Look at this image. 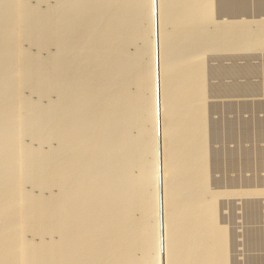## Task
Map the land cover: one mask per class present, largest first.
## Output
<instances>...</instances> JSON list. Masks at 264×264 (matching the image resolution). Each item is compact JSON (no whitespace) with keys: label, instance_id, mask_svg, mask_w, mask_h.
Returning <instances> with one entry per match:
<instances>
[{"label":"rangeland","instance_id":"374dc122","mask_svg":"<svg viewBox=\"0 0 264 264\" xmlns=\"http://www.w3.org/2000/svg\"><path fill=\"white\" fill-rule=\"evenodd\" d=\"M0 90H2V92L4 91V93H1V96H0V99L2 98V100H0V111L1 113L4 115V117L2 118L1 120V115L0 116V130H4V135H5V138L4 139V142H3V138H4V135H3V138H2V143H0V150H1V154H0V175L1 177H4V179L0 177L1 181H2V184H6L3 186V191L0 195V202L2 207L6 206L4 209L1 208V205H0V208L2 210L3 213H1L0 211V228L1 227H4V228H1L0 229V235H1V240H0V245L2 246L3 244L6 245V252H8L10 255H8V253L4 256L6 257L7 259V264H11V263H14L16 264V262L18 264H21L24 261H26L25 263H22V264H58V262H61V264H65L63 262L67 261V263L71 262L70 260L74 257V260L77 259V258H80L81 256V253L78 254L76 252H74L76 255H79V256H76L75 254H72L73 252H67L66 253V249L68 248V245H69V240H72L74 237H75V232L73 233V229L76 228H79L80 226L82 225H103L105 224V221L107 222V224H110L111 227H114L111 229V231H99L100 233L97 232H94L92 233L94 236H91L92 234H90L89 236L83 238V242L82 245L83 246H87L88 249H86V252L85 253H88V254H85V257L87 256L90 257L88 259L91 260V264H96L100 263V261H103V263H111V264H120V262L123 263H126L125 261L127 260L129 262V260L131 259V262H127V264H131L132 261L133 263L132 264H138L139 260H140V264H147L148 262L145 261V258L147 256H149L148 254H150L149 257L146 258V260L150 259L149 260V263L150 264L151 262H153L154 264H179L178 262L180 261L179 259H181V257H174V258H171L169 259L170 261H172L170 263L169 260L165 259L162 257L163 255V252L164 250H168V248H172L174 246L168 244L167 246H171V247H165L164 245H166V241L168 242V239L173 237L174 234H177L179 232L178 228L180 229L181 227L179 225L182 226L180 232L181 234L184 232L186 233V231H189L188 233H186V235L184 236L180 233H178L180 236H181V239H186L184 240L183 242H181L182 240H180L179 242H177V244H173L175 245V248L176 249H180L182 251L186 250V249H189V244L192 248H190L191 250L193 248H197L196 245H198V248L201 249V253L205 252L204 254L200 255L199 252L200 250L198 249H193V254H191V256L187 259L189 263H187L185 261V264H194L196 262V260L198 261H202L203 257H205L203 259L204 262H202L203 264H208L209 262H212V264H216L218 261V259H216L218 256H214V255H217L216 253H219V257H222L218 263H221V264H264V0H184L181 1V0H160V3L164 4L162 5L160 8L161 10L160 11H163L162 14H160L161 12L159 11V7L153 6L154 9H156V11L152 8V5H153V0H0ZM79 1V2H78ZM85 1V2H84ZM95 1H96V5H95ZM105 1V2H103ZM119 1V2H118ZM171 1V2H170ZM176 1V2H175ZM188 1V2H187ZM15 2V3H14ZM17 2V3H16ZM21 2V3H20ZM44 2V4H43ZM60 2V4H59ZM76 2V3H75ZM90 4H87L89 3ZM114 2V3H113ZM140 2V3H139ZM170 3V6H169V3ZM178 2V3H177ZM200 2V3H199ZM2 3V4H1ZM7 3V4H6ZM19 3V4H18ZM30 3V4H29ZM47 3V4H46ZM66 3V4H65ZM82 3V4H81ZM84 3V4H83ZM92 3V4H91ZM100 3V4H99ZM107 3V4H106ZM110 3V4H109ZM131 3V4H130ZM136 3V4H135ZM139 3V4H138ZM181 3V5H180ZM9 4V5H8ZM16 4V6L14 5ZM20 4H21V7L23 6L22 4H24V8L23 11L22 9L20 10ZM76 4V6H75ZM117 5L114 6V5ZM122 4V5H121ZM141 4V5H140ZM167 4V5H166ZM179 4V6H178ZM188 4V5H187ZM6 5V7H5ZM10 5H13L14 7H10ZM18 5V6H17ZM32 5V6H31ZM43 5V6H42ZM72 5L74 7H72ZM81 5V6H80ZM83 5V6H82ZM95 5V6H94ZM133 5V6H132ZM138 5V6H137ZM146 5V6H145ZM161 5V4H160ZM34 6V7H33ZM46 6V7H45ZM57 8H55V7ZM127 6V7H126ZM140 6V7H139ZM142 6V7H141ZM149 6V7H148ZM165 6V7H163ZM193 6V7H192ZM17 7V8H16ZM19 7V8H18ZM27 7V9L25 8ZM38 7V8H37ZM65 7V8H64ZM77 10H75L76 8ZM84 9H83V8ZM98 7V8H97ZM103 7V8H102ZM147 7V8H146ZM171 7V8H170ZM176 7V8H174ZM6 8V9H4ZM16 8V9H15ZM50 8V10L48 9ZM60 8V9H59ZM114 8V9H113ZM133 8V9H132ZM140 8V10H139ZM170 8V9H169ZM174 8V9H173ZM178 8V10H177ZM4 9V10H3ZM15 11H14V10ZM29 9V10H28ZM38 9V11H37ZM48 9V10H47ZM94 9V10H93ZM103 9V10H102ZM125 9V10H123ZM144 9V10H143ZM3 10V12H2ZM10 10V11H9ZM13 12H12V11ZM56 10V11H55ZM59 10V11H58ZM61 10V11H60ZM75 10V11H74ZM127 10V11H126ZM154 10V11H153ZM158 10V11H157ZM174 10V11H173ZM17 11V12H16ZM22 11V12H20ZM31 11V12H29ZM78 11V13H77ZM82 11V12H81ZM107 14H105L106 12ZM113 13H111V12ZM169 11V12H168ZM7 12V14H5ZM14 12L15 13H19V14H15L14 15ZM25 12V13H24ZM44 12V13H43ZM57 12V13H56ZM73 12V13H72ZM76 12V13H75ZM101 12V13H100ZM105 12V13H104ZM140 12V13H139ZM145 12V13H144ZM147 12V13H146ZM151 12V13H150ZM157 14H156V13ZM160 12V13H159ZM189 12V13H188ZM208 12V13H207ZM13 13V14H12ZM29 13V14H28ZM42 13V14H41ZM51 13V14H50ZM53 13V14H52ZM56 13V14H55ZM59 13V15H58ZM63 13V14H62ZM72 13V14H71ZM82 13V14H81ZM93 13V14H92ZM137 13V14H136ZM165 13V14H164ZM171 13V14H169ZM177 13V14H176ZM185 13V14H184ZM10 16H9V15ZM22 14V15H20ZM50 14V15H49ZM100 14V15H98ZM105 14V15H104ZM115 14V15H114ZM128 14V15H127ZM156 14V15H155ZM168 14V15H167ZM182 14V15H181ZM32 16V18L29 19L30 16ZM63 15V16H62ZM72 15V16H71ZM103 15V16H102ZM152 15H155L156 17L152 16ZM158 15V16H157ZM161 15V16H160ZM176 15V17H175ZM12 16V17H11ZM20 16V17H19ZM28 16V17H26ZM36 16V17H35ZM48 16V17H47ZM78 16V17H77ZM106 16V17H105ZM112 16V17H111ZM149 16V17H148ZM161 18H160V17ZM166 16V17H165ZM175 17L174 19L171 18V17ZM188 16V17H186ZM9 17V18H8ZM19 19H18V18ZM42 17V18H41ZM50 17V18H49ZM53 17V18H52ZM101 17L105 18L102 19ZM134 17V18H133ZM152 17V18H151ZM164 17V18H162ZM185 17V18H184ZM7 18V19H6ZM38 18V19H37ZM64 18V19H63ZM78 19V20H75V19ZM141 20H140V19ZM159 18V19H158ZM168 18V19H167ZM171 18V19H170ZM189 18V20H188ZM17 19V20H15ZM33 19V20H32ZM44 19V20H43ZM46 19V20H45ZM52 19V20H51ZM56 19V20H55ZM72 19V20H71ZM81 19V20H80ZM109 19V21H108ZM123 19V20H122ZM130 21H129V20ZM173 19V20H172ZM177 19H178V22H177ZM183 19H184V22H183ZM3 20V21H2ZM24 20V21H23ZM32 20V22H31ZM37 22H36V21ZM43 22H42V21ZM51 20V22L49 21ZM74 20V21H73ZM101 20V21H100ZM104 20V21H103ZM137 20V21H136ZM147 20V21H146ZM154 20V21H153ZM160 22H158V21ZM170 20H172L170 22ZM181 20V21H179ZM204 20V21H203ZM14 21V22H13ZM17 21V22H16ZM48 23H47V22ZM57 21V22H56ZM95 21V22H94ZM98 21V22H97ZM141 21V23H140ZM167 21V22H165ZM176 21L175 23V28H174V22ZM186 21V23H185ZM214 21V22H213ZM243 23H242V22ZM6 25L4 24V23ZM24 22V24H23ZM37 24H36V23ZM45 22V23H44ZM64 22V23H63ZM75 22V23H74ZM77 22V23H76ZM106 22V23H105ZM113 22V23H112ZM149 22V24L147 23ZM150 22L151 25H154V22H155V25L154 26H151L152 28H149L150 26ZM173 22V23H172ZM182 23V26L183 28H181V26H179L178 23ZM188 22V23H187ZM259 22V23H258ZM11 23H14L12 25H10ZM17 25H16V24ZM20 25H19V24ZM50 25L48 26L47 24ZM82 23V24H81ZM103 23V24H101ZM131 23V25H130ZM158 23V24H157ZM180 23V25H181ZM198 23V24H197ZM208 23V24H207ZM215 23V24H214ZM220 23V25H219ZM224 23V24H223ZM233 23V24H232ZM247 23L248 26H247ZM255 23V24H254ZM79 24V25H78ZM101 24V25H100ZM127 24V25H126ZM138 24V25H137ZM147 24V25H146ZM159 24H161V28L159 26ZM186 24V25H185ZM191 24V25H190ZM240 24V25H239ZM243 24V25H241ZM16 25V27H15ZM31 27H30V26ZM47 25V26H46ZM57 25V26H56ZM65 25V27H64ZM67 25V26H66ZM74 25V26H72ZM84 25V26H83ZM97 25V26H96ZM134 25V26H133ZM166 25V26H165ZM171 25V26H170ZM188 25V26H187ZM191 27H190V26ZM222 25V26H221ZM233 25V26H232ZM235 25V26H234ZM6 26V29L4 28ZM14 26V28H13ZM22 26V28H21ZM28 26V27H27ZM36 26V27H35ZM93 26V27H92ZM95 26V27H94ZM103 26V27H102ZM108 26L107 30H106V27ZM141 26V27H140ZM144 26V27H143ZM169 26V27H168ZM187 26V27H186ZM195 26V27H194ZM240 28H238V27ZM3 27V28H2ZM26 27V28H25ZM55 27V28H54ZM80 27V28H79ZM100 27V28H99ZM165 27V28H164ZM168 27V28H167ZM206 27V28H205ZM221 27V28H219ZM233 27V28H232ZM260 27V28H259ZM13 28V29H12ZM17 28V29H16ZM48 28V29H47ZM50 28V29H49ZM67 28V29H66ZM72 28V29H71ZM99 28V29H97ZM158 28V29H156ZM160 28V30H159ZM173 28V29H172ZM186 28V29H185ZM203 28V29H202ZM212 28V29H210ZM22 29V30H21ZM26 29V31H25ZM33 29V30H32ZM53 29V30H52ZM56 29V30H55ZM91 29V30H90ZM94 29V30H93ZM112 29V30H111ZM135 31H133V30ZM152 29H154L152 31ZM173 31H172V30ZM176 29V30H175ZM183 29V30H182ZM189 29V30H188ZM207 29V30H206ZM237 29V30H236ZM255 29V30H254ZM5 30V31H3ZM15 30V31H14ZM20 30V31H19ZM50 30H51V33H50ZM60 30V31H59ZM99 30V31H98ZM101 30V31H100ZM106 30V31H105ZM117 30V31H116ZM144 30V31H143ZM172 32H171V31ZM188 30V32H187ZM194 30V31H193ZM200 30V31H198ZM205 30V33H203ZM213 32H212V31ZM236 30V31H235ZM240 30V31H239ZM253 30H254V33H253ZM257 30V31H256ZM22 31V33H21ZM56 31V32H54ZM141 31V32H140ZM151 31V32H150ZM162 34L165 36H161L159 38H162V39H159L157 38L158 35L157 32L159 33V36L161 35V32ZM167 31V32H166ZM169 31V32H168ZM180 31V33H179ZM186 31V32H185ZM192 31V32H191ZM197 31V32H196ZM230 31V32H229ZM235 31V32H234ZM10 32V34H9ZM17 32V34L15 33ZM34 32V33H33ZM65 32V33H64ZM94 32V33H93ZM100 32V33H99ZM108 32V33H107ZM118 32V33H117ZM144 34H143V33ZM156 32V33H155ZM177 34H176V33ZM183 32V33H182ZM221 32V33H220ZM234 32V33H233ZM237 32V34H236ZM7 33V34H6ZM12 33V34H11ZM20 33V35H19ZM40 33V34H38ZM45 33V34H44ZM52 33L54 35H52ZM72 33V34H71ZM80 33V34H79ZM100 35H99V34ZM110 33V34H109ZM116 33V34H115ZM153 33L155 35H153ZM167 35H166V34ZM170 33V34H169ZM175 33V34H174ZM186 33V34H185ZM194 33V34H193ZM229 33V34H228ZM253 33V34H252ZM11 36H9V35ZM15 38H14V35ZM28 34V35H27ZM49 36H47V35ZM68 34V35H67ZM83 36H80L82 35ZM115 34V36H114ZM149 34V35H148ZM173 34V35H172ZM178 34L180 36H178ZM190 34V35H189ZM192 34V35H191ZM204 34V35H203ZM209 34V35H208ZM231 34V35H230ZM7 35V37H5ZM26 35V36H25ZM34 35V36H32ZM43 35V36H42ZM105 35V36H104ZM125 35V36H124ZM133 35V36H131ZM141 35V36H140ZM147 35V36H146ZM154 38H153V36ZM185 35V37H184ZM186 35L188 37H186ZM194 35V36H193ZM215 35V36H213ZM224 35H227V36H224ZM229 35V37H228ZM245 35L247 37H245ZM38 36V37H37ZM47 38H46V37ZM53 38H52V37ZM124 36V38L122 37ZM168 38H167V37ZM174 36V37H173ZM176 36V37H175ZM203 36V37H202ZM260 36V37H259ZM11 37V38H10ZM42 37V39H41ZM77 37V38H76ZM100 37V38H99ZM108 40H106L105 39ZM108 37V38H107ZM112 37V38H111ZM124 39H122V38ZM130 37V38H129ZM179 37V38H178ZM193 37V39H192ZM213 37H215L216 39H213ZM235 37V39L233 38ZM237 37V38H236ZM245 37V38H244ZM7 38V40H6ZM24 38V39H23ZM59 38V39H58ZM61 38V39H60ZM71 38V39H69ZM94 38V39H92ZM115 38V39H114ZM133 38V39H132ZM135 38H137L135 40ZM141 40H140V39ZM152 38V39H151ZM165 38V39H164ZM178 38V39H177ZM198 38V39H197ZM204 38V39H203ZM226 38V39H225ZM247 38V39H246ZM260 38V39H259ZM27 39V40H26ZM41 43H40V40ZM83 39V40H82ZM87 39V41H86ZM117 39V41L115 42V40ZM122 39V40H121ZM151 39V40H150ZM156 39V40H154ZM169 39V41H168ZM174 41L175 39V43L172 42V40ZM179 39H183V40H179ZM192 39V40H191ZM225 39V41H224ZM232 39V41H231ZM237 39V40H236ZM242 39V40H240ZM251 39V40H250ZM256 39V40H255ZM4 40V42L2 41ZM15 40V41H14ZM26 40V41H25ZM48 40V41H47ZM55 42H54V41ZM77 40V41H76ZM96 40V41H95ZM127 40V41H126ZM147 40V41H146ZM149 40V41H148ZM159 40V41H158ZM163 42V44H161V42ZM166 40V42H165ZM187 40V41H186ZM13 41V42H12ZM17 41V42H16ZM21 41V43L19 42ZM33 41V42H32ZM50 41V42H49ZM64 41V42H63ZM68 41V42H67ZM80 41V42H79ZM104 41V42H102ZM145 41V42H144ZM158 41V42H157ZM177 41V42H176ZM211 41V42H210ZM234 41V42H233ZM236 41V42H235ZM238 41V42H237ZM251 41V42H250ZM12 42V43H11ZM15 42V43H14ZM62 42V43H61ZM67 42V43H66ZM73 42V43H71ZM82 42V43H81ZM115 44H114V43ZM145 44H144V43ZM171 42V44H170ZM186 42V43H185ZM205 42V43H203ZM208 42V43H207ZM221 42V43H220ZM258 42V44H257ZM263 42V43H261ZM3 43V44H2ZM66 43V44H65ZM120 43V45H119ZM128 43V44H127ZM137 43V44H136ZM148 43V44H147ZM152 43H155V44H152ZM164 43L167 45L165 47ZM168 43V44H167ZM174 45H173V44ZM178 43V44H177ZM180 43V44H179ZM249 43V45H248ZM10 44V45H8ZM20 44V45H19ZM46 44V45H45ZM68 44V45H67ZM72 44V45H71ZM75 44V45H74ZM82 44V45H81ZM109 44V45H108ZM123 44V45H122ZM135 44V45H134ZM157 44V45H156ZM160 44V45H159ZM222 44V45H221ZM241 44V45H240ZM247 44V47L245 46ZM254 44V45H253ZM3 45V46H2ZM7 45V46H6ZM19 45V46H17ZM77 45V47H76ZM81 45V46H80ZM87 45H89L87 47ZM115 45V46H114ZM117 45V46H116ZM152 47H151V46ZM155 45V46H154ZM190 45V46H189ZM192 45V46H191ZM207 45V46H206ZM235 47H234V46ZM244 45V46H243ZM251 45V46H250ZM51 46V47H50ZM61 46V47H60ZM66 46V48L64 47ZM73 46V48H71ZM93 46V48L91 47ZM102 49H101V47ZM107 46V48H106ZM111 46V48H110ZM119 46V47H118ZM123 46V47H122ZM143 46V47H142ZM172 46V47H171ZM178 46V47H177ZM187 46V47H186ZM214 46V47H213ZM227 46V47H226ZM261 46V47H260ZM84 47V48H83ZM114 47V48H113ZM121 47V48H120ZM145 47V48H144ZM149 47V48H148ZM155 47V49L153 48ZM161 47H164L161 48ZM181 51H180V49ZM208 47V49H207ZM211 47V48H210ZM219 47V48H218ZM8 48V50H6ZM28 48V49H27ZM41 48V49H40ZM56 48V50H55ZM61 48V49H60ZM69 48V49H68ZM77 48V49H75ZM82 48V49H81ZM92 48V49H90ZM141 48V50H140ZM144 48V49H143ZM153 48V49H152ZM192 48H195L194 50H192ZM10 49V50H9ZM26 49V50H25ZM61 51H60V50ZM68 49V50H67ZM74 49V51H73ZM111 49V51H110ZM150 50V52L148 50ZM156 49H158L160 51V49H162L160 52H158V50L156 51ZM173 49V50H172ZM175 49V51H174ZM204 49V50H203ZM4 50V51H2ZM15 50V51H14ZM42 50V51H41ZM54 50V51H53ZM85 50V51H84ZM88 52H87V51ZM144 50V51H143ZM163 50H164V53L165 51L167 50V52L165 53V59L163 57V55L161 54L160 56V53H163ZM184 50V51H183ZM206 50V51H205ZM8 51V52H7ZM38 51V52H37ZM45 51V52H44ZM58 51H60L61 53H59ZM71 51V52H70ZM91 51V52H90ZM126 51V53H125ZM135 51V52H134ZM147 51V52H146ZM169 51V53H168ZM186 51V53H185ZM3 52V53H2ZM12 52V53H11ZM29 52V53H28ZM48 52V53H47ZM54 52V53H53ZM67 52V53H66ZM75 52V53H74ZM85 52V53H84ZM157 52V53H156ZM176 52V53H174ZM202 52V53H201ZM13 57H12V55ZM22 53V54H21ZM31 53V54H30ZM59 53V54H58ZM71 53V54H70ZM77 53V54H76ZM88 53V54H87ZM106 53V54H105ZM129 53V54H128ZM163 53V54H164ZM171 53V54H170ZM174 53V54H173ZM7 54V55H6ZM55 54V56H54ZM67 54V55H66ZM70 54V55H69ZM73 54V55H72ZM76 54V55H75ZM131 54V55H130ZM135 54V55H134ZM153 54V55H152ZM155 54V55H154ZM159 54V57L158 55ZM167 54L169 55V58L170 59H174V63H173V60L170 61V59L168 58ZM183 54V55H182ZM9 55V56H8ZM20 55V56H19ZM30 55V56H29ZM33 55V56H32ZM44 55V56H43ZM78 55V56H77ZM84 55V56H83ZM114 55V56H113ZM119 55V56H118ZM152 55V57H151ZM173 55V56H172ZM177 58H176V56ZM194 55H195V58H194ZM200 55V56H199ZM5 56V57H3ZM16 56V58H15ZM25 56V57H24ZM27 56V57H26ZM58 56V57H57ZM67 56V57H66ZM106 56V57H105ZM110 56V57H109ZM131 57L128 59V57ZM139 56V57H138ZM147 57V58H144V57ZM166 56L167 58L169 59H166ZM193 56V57H192ZM23 57V58H22ZM65 57V58H64ZM82 57V58H81ZM149 57V59H148ZM186 57V58H185ZM188 57V58H187ZM3 58V59H2ZM13 60H12V59ZM18 58V59H17ZM86 58V59H85ZM110 58V59H109ZM120 60H119V59ZM143 58V60H142ZM181 58V59H180ZM184 58V59H183ZM189 58L191 59V61L189 60ZM5 59H7L5 61ZM10 59V60H9ZM20 59V60H19ZM27 64L21 62L22 60ZM30 59V60H28ZM34 59V60H33ZM37 59V60H36ZM44 59V60H43ZM56 59V60H55ZM70 59V60H69ZM123 59V60H122ZM139 59V61H138ZM155 59V60H154ZM158 59V60H157ZM163 59V60H161ZM193 59V60H192ZM18 60V61H17ZM25 60H28L27 62ZM32 60V61H31ZM50 60V61H49ZM53 60V61H52ZM62 60V61H61ZM83 60V62H82ZM114 63H113V61ZM127 60V61H126ZM130 60V62H129ZM147 60V62H146ZM165 60L167 62H165ZM176 60V61H175ZM187 60V61H186ZM8 61V62H7ZM73 61V63H72ZM76 61V62H75ZM109 61V63H108ZM121 61V62H120ZM137 61V62H136ZM145 61V62H143ZM162 62L161 64H163V61H164V65L163 68L160 64V62ZM18 62V63H17ZM34 64H32V63ZM42 62V63H41ZM47 62H48V65H47ZM71 62V63H70ZM80 62V63H78ZM98 62V63H97ZM111 62V63H110ZM136 62V63H135ZM139 62V63H138ZM142 62V63H141ZM158 62V64H157ZM170 63L172 64V66L167 63ZM175 62L177 63L175 65ZM12 63V65H11ZM19 63H21L19 65ZM31 63V65H30ZM66 63V64H65ZM91 63V65H90ZM124 63V64H123ZM138 63V64H137ZM146 63V64H145ZM150 65H149V64ZM153 63V64H152ZM187 63V64H185ZM3 64V65H2ZM16 66H15V65ZM17 64L19 67H17ZM25 64V65H24ZM36 64V66H35ZM107 64H111V65H107ZM115 67H112L113 65ZM127 64V65H126ZM132 64V65H131ZM137 64V66H135ZM157 64V65H156ZM160 64V65H159ZM184 64V65H183ZM8 65V66H7ZM24 65V66H23ZM40 65L42 67H40ZM46 65V66H45ZM64 65H65V68H64ZM70 65V67H69ZM100 65V66H99ZM117 65V66H116ZM123 67H122V66ZM134 65V66H133ZM142 65V66H141ZM144 65V66H143ZM152 65V66H151ZM174 65V70L172 69ZM179 65V66H178ZM5 66V68H4ZM28 67V68H25ZM44 66V67H43ZM48 66V67H47ZM56 66V67H55ZM75 66V67H74ZM90 66V67H89ZM99 66V67H98ZM151 66V67H150ZM160 66V67H159ZM164 66H165V69H164ZM167 66V67H166ZM169 66V67H168ZM183 66V67H181ZM185 66V67H184ZM7 67V68H6ZM9 67V68H8ZM11 67V68H10ZM35 67V68H33ZM55 69H51V68ZM69 67V68H68ZM121 67V68H120ZM141 69H140V68ZM157 67V69H156ZM171 67V68H170ZM189 67V68H188ZM202 67V68H201ZM41 68V69H40ZM48 68V69H47ZM60 68V69H59ZM73 68V70H72ZM86 68V69H85ZM94 68V69H93ZM98 68V69H97ZM119 68V69H118ZM136 72H135V70ZM145 68V71L144 69ZM170 68V70H169ZM182 68L181 72H180V69ZM187 68V69H186ZM4 69H8L6 73L3 74V72H5L6 70ZM13 71H12V70ZM27 69V70H26ZM50 69V71H49ZM59 69V70H58ZM85 69V70H84ZM97 69V70H95ZM102 69H104L103 71H101ZM118 69V70H117ZM151 69V70H150ZM153 69V71H152ZM164 69V70H163ZM191 69V70H190ZM197 69V70H196ZM10 70L13 72H10ZM30 70V71H28ZM38 70V71H37ZM88 70V71H87ZM93 70V72H91ZM155 70V71H154ZM168 70L171 71L172 70V73H173V78H169V79H164L165 77H163V74L162 72L163 71H166ZM178 70V72H177ZM33 71V72H31ZM53 73H50L52 72ZM75 73H74V72ZM117 71V72H116ZM125 71V72H124ZM148 71V72H147ZM153 74H152V72ZM160 71V72H158ZM176 71V72H174ZM185 71V72H184ZM19 72V73H18ZM38 72V73H37ZM56 72V73H55ZM65 72V73H64ZM72 72V73H71ZM85 72V73H84ZM87 72V74H86ZM96 72V73H95ZM105 76H104V74ZM106 72V73H105ZM121 72H122V75H121ZM127 72V73H126ZM143 72V73H142ZM145 72H147V75H145ZM151 72V73H150ZM187 72V73H186ZM190 72V73H189ZM201 72V73H200ZM8 73H11V74H8ZM16 73V75L14 74ZM26 73V74H25ZM33 73V75H32ZM35 73V74H34ZM50 73V75H49ZM62 73V74H60ZM89 73H91L89 75ZM101 73L103 74V76H100ZM109 73V74H108ZM119 73V74H117ZM124 73V74H123ZM159 75H158V74ZM197 73V75H196ZM8 74V75H6ZM20 74V75H19ZM41 74V75H40ZM66 74V76L64 75ZM82 74V75H81ZM94 74V75H93ZM98 74V75H97ZM127 74V75H126ZM150 76H149V75ZM152 74V75H151ZM157 74V75H156ZM161 74V75H160ZM182 74V75H181ZM193 74V75H192ZM202 74V75H201ZM4 75V76H3ZM11 75V76H9ZM14 75V76H12ZM43 75V76H42ZM71 75V76H70ZM93 75V76H91ZM113 75V76H112ZM130 75V77H129ZM139 75V76H138ZM141 75V76H140ZM143 75V76H142ZM195 75V76H194ZM200 75V76H199ZM20 78L17 80L16 77H19ZM37 76V77H36ZM39 76V77H38ZM57 76V77H56ZM68 76V77H67ZM70 76V77H69ZM74 76V77H73ZM76 76V77H75ZM91 76V77H90ZM107 76H108V79H107ZM124 76V77H123ZM148 79V81L146 82V78ZM153 76L155 79H153ZM161 76V77H160ZM176 76V77H175ZM178 76V77H177ZM3 79H2V78ZM13 80H12V78ZM24 79H23V78ZM47 77V78H46ZM66 77V78H65ZM98 77V79H97ZM110 77V78H109ZM176 79H175V78ZM190 77V78H189ZM196 77H199V78H196ZM22 78V80H21ZM62 78V80H61ZM70 78V79H69ZM134 78H137V79H134ZM159 78V80H158ZM183 78V80L181 81V79ZM72 79V80H71ZM81 79V80H79ZM90 79V80H89ZM93 79V80H92ZM144 79V81H142ZM149 79L153 80V81H149ZM162 79V80H161ZM165 82H163L164 80ZM178 79V80H177ZM6 80V81H5ZM15 80V81H14ZM68 80V81H67ZM77 80V81H76ZM86 80V81H84ZM98 82H96V81ZM109 80V81H108ZM111 80V81H110ZM137 80V81H136ZM190 80V81H189ZM200 80V81H199ZM202 80V81H201ZM19 81H21L19 83ZM61 83H60V82ZM72 81V82H71ZM90 81V82H89ZM94 81V82H93ZM102 81V82H101ZM105 81V82H104ZM118 81V82H116ZM139 81V82H138ZM7 82V83H6ZM18 82V83H17ZM26 82V83H25ZM79 82H80V85H79ZM127 82V83H126ZM137 82V83H136ZM143 82V84L141 83ZM158 82V83H157ZM161 82V83H160ZM180 82V84H179ZM190 82V83H189ZM203 82V83H202ZM5 83V84H4ZM14 85H13V84ZM22 83V84H21ZM68 83V84H67ZM93 83V84H92ZM100 85H99V84ZM102 83V84H101ZM109 83V84H108ZM114 85H112V84ZM133 83V84H132ZM142 85H141V84ZM146 83V84H145ZM168 83V84H167ZM77 84V85H76ZM91 86H88L90 85ZM97 84V85H96ZM136 86H135V85ZM149 85L151 84V89L148 88L147 90V86L146 85ZM4 85V86H3ZM8 85V86H7ZM10 85V86H9ZM16 85V86H15ZM79 85V87L77 88V86ZM110 85V87H109ZM121 85V87H120ZM125 85V86H124ZM130 85V86H129ZM155 85V86H154ZM163 85V86H162ZM166 85V86H165ZM170 85V86H168ZM189 85V86H188ZM193 85V87H192ZM15 86V87H14ZM18 86V88H17ZM20 86V87H19ZM36 86V87H35ZM69 86V87H68ZM73 86V87H72ZM82 86V87H81ZM85 86V87H84ZM105 86V88H104ZM108 86V87H107ZM113 86H115V88H113ZM128 86V87H127ZM144 86H146V88H144ZM148 86V87H149ZM161 86V87H160ZM168 86V87H167ZM174 86V88H173ZM2 87V88H1ZM7 87V88H6ZM13 89H12V88ZM47 87V88H46ZM83 89H81V88ZM89 87V88H87ZM93 87V90L91 89ZM99 87V88H97ZM101 87V88H100ZM119 87V88H118ZM169 87H171L169 89ZM181 87V88H180ZM186 87V88H185ZM195 87V88H194ZM201 87V88H200ZM16 88V89H15ZM36 88V89H35ZM44 88V89H43ZM75 88V89H74ZM88 91H87V89ZM95 88V89H94ZM97 88V89H96ZM107 88V89H106ZM123 88V89H122ZM161 88V89H160ZM163 88V89H162ZM165 88V89H164ZM168 88V89H167ZM173 88V89H172ZM194 88V89H193ZM6 89V90H5ZM11 89V90H10ZM23 89V91H22ZM50 89V90H49ZM73 89V91H72ZM110 91H109V90ZM113 89V91H112ZM119 91H116L118 90ZM130 89V90H129ZM154 89V91H153ZM167 89V90H166ZM177 89V90H176ZM188 89V90H187ZM10 90V91H9ZM40 90V92H39ZM60 90V91H58ZM90 90H91V94L90 93ZM101 90V93L99 95V92ZM103 90V91H102ZM105 90V91H104ZM108 90V91H107ZM139 90V91H138ZM141 90V91H140ZM143 90V91H142ZM163 91L164 93H159L160 95H158V91ZM166 90L167 92L171 91L172 94H169V95H172L171 97H175V99L172 98L169 96V95H166ZM174 90V91H173ZM180 90H183L180 94ZM6 91H7V94H6ZM25 91V93H24ZM58 91V92H57ZM75 91V92H74ZM83 91V92H82ZM94 91V92H93ZM125 91V92H124ZM134 91V93H133ZM138 93H136V92ZM146 91V92H145ZM151 91V93H150ZM175 92L173 94V92ZM178 91V92H176ZM10 92V93H8ZM13 92V93H12ZM45 92V94H44ZM61 92V93H60ZM71 92V93H70ZM76 92H78V94H75ZM85 92V93H84ZM98 92V93H97ZM109 92V93H108ZM112 92H113V95H112ZM115 92V93H114ZM121 92V93H120ZM123 92V93H122ZM143 92V94H142ZM148 92V93H147ZM186 92V93H185ZM202 92V93H201ZM43 93V94H42ZM84 93V94H83ZM87 93V94H86ZM94 95H93V94ZM97 93V94H95ZM111 93V94H110ZM120 93V94H119ZM127 93V94H126ZM129 93V94H128ZM133 93V94H132ZM179 93V94H178ZM183 93V94H182ZM6 95V96H3L2 95ZM53 94V95H52ZM74 94V95H73ZM80 94V95H79ZM81 94L82 97H81ZM86 94V95H85ZM135 94V95H134ZM149 96H148V95ZM180 95L178 97V95ZM28 95V96H27ZM70 97L68 99V97ZM76 95V96H75ZM88 95V96H87ZM90 95V96H89ZM103 97H102V96ZM116 95V96H114ZM124 95V96H123ZM129 97H127V96ZM147 95V96H146ZM174 95V96H173ZM200 95V96H199ZM63 96V98H62ZM80 96V97H78ZM101 96V97H99ZM114 96V97H113ZM121 96L125 97V98H122ZM131 96V97H130ZM160 96V97H159ZM167 96V97H166ZM177 96V97H176ZM23 97L25 99H23ZM33 97V98H32ZM54 97V98H53ZM61 97V98H60ZM77 97V99H76ZM92 97V98H91ZM106 97V98H105ZM110 97V98H109ZM113 97V99H112ZM126 97L129 98V100L127 101L126 100ZM146 99H145V98ZM164 98L163 100H160L161 98ZM170 97V98H169ZM185 97V98H184ZM203 97V99H202ZM10 98V99H9ZM14 101H12L11 100ZM17 98V99H16ZM40 100H39V99ZM67 98V99H66ZM75 98V100H74ZM80 98V99H78ZM101 98V99H100ZM103 98V99H102ZM109 100H108V99ZM115 98L118 99V101L120 103H113L115 101H117V99L115 100ZM120 98V99H119ZM132 98V99H131ZM160 98V99H159ZM167 98L168 101L166 100ZM180 98V99H179ZM183 98V99H182ZM189 98H191L192 100H190ZM5 99V100H4ZM8 99V100H6ZM16 99V100H15ZM21 99V102H19ZM28 99H30V101L34 104H32ZM61 99V100H59ZM92 101H91V100ZM133 100V102L130 101ZM159 99V100H158ZM180 102H178L177 100ZM182 99V101H180ZM187 99V100H185ZM11 100V101H10ZM25 100V101H24ZM59 100V103L60 105L57 103ZM81 100L82 102V106H83V103L85 105L84 108H82V106H79L80 105V102L79 101ZM90 100V101H88ZM99 100H107L105 101H99ZM123 100V101H122ZM153 100V101H152ZM190 100V101H188ZM2 101V102H1ZM37 101V103H36ZM54 101V102H53ZM62 101V102H61ZM73 101V102H72ZM79 104H78V102ZM99 101V103H98ZM117 101V102H118ZM128 104H127V102ZM171 101V102H169ZM175 101V102H174ZM185 101V103L183 102ZM193 101V102H192ZM202 101V102H201ZM30 102V103H29ZM46 102V103H45ZM71 102V103H70ZM87 102V103H86ZM97 102V103H96ZM124 102V104L122 103ZM130 102V103H129ZM153 102V103H152ZM163 102V103H162ZM178 102V103H176ZM182 102V103H181ZM189 103V104H186V103ZM3 103V105H2ZM6 103V104H5ZM21 103V104H19ZM27 103V104H26ZM49 105H48V104ZM54 103V105H53ZM65 105H64V104ZM86 103V104H85ZM94 103V104H93ZM101 103V105H99ZM134 103H136L137 105H135ZM143 105H140L142 104ZM145 103V105H144ZM164 103H166V105L168 106L169 104V107H164L163 108V105ZM168 103V104H167ZM171 103V104H170ZM172 103H174L172 105ZM176 103V104H175ZM194 105H193V104ZM16 104V105H15ZM27 106H26V105ZM40 104V105H39ZM67 104V105H66ZM77 104V106H76ZM90 106H89V105ZM97 104V105H96ZM104 104H106V106H104ZM132 104V105H131ZM162 106H161V105ZM183 104V105H181ZM186 104V106H185ZM192 107H191V105ZM2 105V107H1ZM6 105V106H5ZM9 105V106H8ZM19 105V106H18ZM22 105V106H21ZM31 105V106H30ZM37 105V106H36ZM42 105V106H41ZM47 107H46V106ZM63 105V106H62ZM71 105V106H70ZM111 105H113L112 107H114V109L110 110L111 108ZM128 105V106H127ZM134 105V106H133ZM165 105V106H166ZM190 105V106H189ZM17 106V107H16ZM26 106V107H25ZM30 106V107H29ZM36 109H34V107ZM46 108H45V107ZM50 106V107H48ZM59 106V108H57ZM67 106V107H66ZM126 106V107H125ZM132 106H133V110L132 109ZM136 106H138L137 108H135ZM141 106H143L144 108L141 109ZM183 106V107H182ZM6 107V109H5ZM14 111H13V108ZM56 107V108H55ZM64 107V108H63ZM76 107V108H75ZM104 107V109H103ZM120 107V108H119ZM127 107L129 109H127ZM147 107V108H146ZM156 107V108H155ZM159 107V108H158ZM173 108V110L175 111H172V110H169L171 108ZM177 107V108H176ZM198 107V108H197ZM4 108V109H3ZM21 108V109H20ZM30 108V109H29ZM32 108V109H31ZM39 108V109H38ZM41 108V109H40ZM45 108V109H44ZM49 108V109H48ZM74 108V109H73ZM81 108V109H80ZM102 108V109H100ZM107 108V109H106ZM124 110H123V109ZM147 110H146V109ZM158 108V109H157ZM184 108L186 109L184 112ZM190 108H193L192 110H190ZM197 108V109H196ZM19 109V110H18ZM48 109V110H47ZM76 109V111H75ZM85 109V110H84ZM98 112H96L95 110ZM110 112H109V110ZM120 109V110H119ZM132 111H131V110ZM144 109V110H143ZM161 109V111H159ZM3 110V111H2ZM12 110V111H11ZM31 111V113L29 114V112ZM33 110V112H32ZM36 110V111H35ZM38 110V111H37ZM51 110V111H50ZM58 110V111H57ZM70 110V111H68ZM73 110V111H72ZM85 111L83 112L84 114H81L79 113V117L81 118H78L77 117V114L78 112L80 111ZM94 110V111H93ZM99 110H102L99 111ZM123 110V111H122ZM127 111L125 112L124 114V111ZM129 110V112H128ZM157 110V111H155ZM168 110V111H167ZM178 110V111H176ZM18 111V112H16ZM25 111V112H24ZM29 111V112H28ZM35 111V112H34ZM42 111V112H40ZM67 111V112H66ZM81 111V112H82ZM142 111V112H141ZM146 111L151 114L154 113V115H149V113H146ZM171 111V113L169 112ZM198 113H197V112ZM8 112V113H7ZM10 112V113H9ZM91 112V113H90ZM107 112H109L107 114ZM133 112V113H132ZM137 112V113H136ZM139 112V114H138ZM155 112L157 113V115L155 114ZM173 112V113H172ZM176 112H177V115H176ZM188 114H187V113ZM15 113V114H14ZM22 113V115H21ZM28 113V114H27ZM36 113H41L40 115L39 114H36ZM65 113V114H64ZM101 113V114H100ZM119 113V114H118ZM124 115H123V114ZM136 113V114H134ZM159 113V114H158ZM170 113V114H169ZM186 113V114H185ZM73 114V115H71ZM94 114V115H92ZM96 114V115H95ZM99 114V115H98ZM106 114V115H105ZM115 114V115H114ZM122 114V116H121ZM134 114V115H132ZM144 116H143V115ZM147 114V115H146ZM175 114V115H174ZM180 114V116L178 115ZM10 120H9V118ZM10 115V116H9ZM16 115V116H15ZM26 115V116H25ZM36 115L38 118H36ZM89 115H92L91 117ZM112 115V116H111ZM128 115V116H127ZM131 115V116H129ZM140 115V116H138ZM159 115V116H158ZM162 115V116H161ZM167 115V117H166ZM172 117H171V116ZM185 115V116H183ZM17 117L16 119L13 118V117ZM19 116V117H18ZM41 119H40V117ZM73 116V117H71ZM111 116V117H110ZM133 116V117H132ZM138 118H137V117ZM150 116V117H148ZM174 116H177L176 119H174ZM181 118L182 119H179L178 118ZM187 116V118H186ZM193 116V117H192ZM22 117V118H21ZM32 117H35V118H32ZM49 117V118H48ZM63 117V118H62ZM78 119H77V118ZM84 117V118H83ZM86 117V118H85ZM102 117V118H101ZM110 119H113L112 120H109ZM115 117V118H114ZM124 117H125V120H124ZM198 117V118H197ZM7 118V120H6ZM24 118V119H23ZM28 118V119H27ZM30 118V119H29ZM43 118V119H42ZM58 118H61V119H58ZM83 118V119H82ZM90 118V119H89ZM94 118V119H93ZM117 118V119H116ZM132 118V119H131ZM154 118V119H153ZM161 118H162V121H161ZM164 118V119H163ZM171 119V120H168V119ZM184 118V119H183ZM13 119V120H12ZM18 119V120H17ZM22 119L23 122H25L23 124V122L20 120ZM45 119V120H44ZM48 119V120H47ZM51 119V120H50ZM78 121H77V120ZM94 121H93V120ZM127 119H130V120H127ZM142 119V120H141ZM186 119V121H185ZM199 119V120H198ZM16 122H15V121ZM26 120V121H25ZM28 120V121H27ZM30 120V121H29ZM36 120V121H35ZM38 120V121H37ZM60 120V121H59ZM69 120V121H68ZM83 120V121H82ZM116 122H115V121ZM127 120V122H126ZM151 120V121H150ZM176 120V121H175ZM178 120H180V124H179V127L183 128H179L177 127L178 126V123H176ZM183 120V121H182ZM191 120V121H190ZM193 120V121H192ZM195 120V121H194ZM203 120V121H202ZM3 121V122H2ZM5 121V122H4ZM21 123H19V122ZM48 121V123H47ZM55 121V123H54ZM62 121V122H61ZM93 121V122H92ZM112 121V122H111ZM121 125H119V122ZM142 121V122H141ZM175 121L174 123H176L177 125H175L174 123H172L173 125L170 124L171 128L175 129V126L177 128H179L178 130H174L171 135V132L167 133L168 131H172L171 128L168 130V128L170 126L169 123ZM190 121V122H188ZM197 121V123H196ZM7 122H9V124H7ZM29 122H30V125H29ZM32 122V123H31ZM47 124H46V123ZM51 122V123H50ZM53 122V123H52ZM65 122V123H63ZM75 126V128H79V129H75L73 126L71 125H68L70 123ZM85 122V123H84ZM105 122L108 123V127H107V123L105 124ZM131 122V126L130 123ZM165 122V123H164ZM184 124H183V123ZM188 122V123H187ZM193 122V123H192ZM199 122V123H198ZM3 125H2V124ZM36 123V124H35ZM58 123V124H57ZM63 123V124H61ZM68 123V124H67ZM79 124V127H77L78 125L76 124ZM101 123V124H99ZM111 123H117V124H111ZM142 125H141V124ZM162 123V124H161ZM191 123V124H190ZM196 123V124H195ZM19 124V125H18ZM22 126H21V125ZM34 127H32V125ZM44 124V125H43ZM53 124V126H52ZM60 124V125H59ZM85 124V126H84ZM91 124H93L94 126H92ZM110 124V125H109ZM167 124V126H166ZM190 124V125H189ZM12 125V126H11ZM32 127V130H31V127ZM37 125V126H36ZM39 125V126H38ZM47 125V126H46ZM49 125V127H48ZM59 125V126H58ZM67 127H66V126ZM104 127H103V126ZM129 125V126H128ZM144 125V126H143ZM166 126L167 127V132L166 130L163 131L162 130V126ZM181 125V126H180ZM183 125V126H182ZM189 125V126H188ZM18 128H17V127ZM45 126V127H44ZM51 126L53 127V129L51 128ZM68 126H71V128H69ZM81 126H84V129L83 127L80 128ZM87 126H90V130H89V127ZM112 126V127H111ZM126 126V127H125ZM142 128H141V127ZM155 126V127H154ZM164 129H166V127H164ZM174 126V127H172ZM8 127V128H6ZM10 127V129H9ZM15 127L17 129H15ZM25 127V129L23 128ZM28 127V128H27ZM59 127V129H58ZM133 127V128H132ZM136 127V128H135ZM145 127V128H144ZM152 129L150 130L149 129ZM154 127V128H153ZM157 127V129H156ZM184 127H188V128H184ZM195 127V128H194ZM197 127V128H196ZM202 127V128H201ZM7 130H6V129ZM21 128V129H20ZM23 128V129H22ZM27 128V129H26ZM42 128V129H41ZM49 128V129H48ZM62 128V129H61ZM70 129V133L69 132V129ZM96 129L94 131V129ZM103 128V129H102ZM106 128L105 132H104V129ZM110 128V129H109ZM128 128V129H127ZM144 128V130H143ZM147 128V129H146ZM194 128V129H193ZM14 129V131L12 130ZM51 129V130H50ZM66 129L68 130V134L70 135L72 132H74L73 129H75V131H77V133H80L78 131H81L83 130V133L81 134H77L76 132L72 133V135H68L66 133ZM81 129V130H80ZM93 129V130H92ZM109 129V131H107ZM133 129H136V130H133ZM149 129V130H148ZM180 129L182 130V132L184 134H182V132H180ZM193 129V130H192ZM199 129V130H198ZM22 130V131H21ZM34 130V131H33ZM50 130V132L48 131ZM58 130V131H57ZM62 130V131H61ZM73 130V131H72ZM89 130V131H87ZM103 130V131H102ZM128 130V131H127ZM162 130V131H161ZM187 133H185L186 131ZM193 132H192V131ZM195 130H196V133H195ZM16 131V133H15ZM57 131V132H56ZM102 131V132H101ZM124 131V132H123ZM139 131V132H138ZM153 131V132H152ZM8 132V133H7ZM19 132V133H18ZM21 132V133H20ZM27 132V133H26ZM56 132V133H55ZM60 132V133H59ZM82 132V131H81ZM99 132V133H98ZM119 132V133H118ZM132 132V133H131ZM137 132V133H136ZM148 132V133H147ZM151 134H150V133ZM163 132H166L163 134ZM191 133H194L193 134H190ZM198 132V134H197ZM10 133V134H9ZM65 133V134H63ZM87 133V136L85 135ZM99 134L101 137H99L97 134ZM106 133V134H105ZM122 133V134H121ZM147 133V134H146ZM7 134V135H6ZM16 134V136H15ZM18 134V135H17ZM19 134L21 136H19ZM33 134V135H32ZM85 136H84V135ZM131 134V136H130ZM146 134V135H145ZM150 134V135H148ZM153 134V136H152ZM166 134V135H165ZM169 134V135H167ZM196 134V136H195ZM58 135V136H56ZM64 137H71L72 138H68L67 140H69V143L68 141H64L63 142V139L66 140V138ZM76 135V137L78 135H81L79 136L77 139H74L73 136ZM145 135V136H144ZM163 137H162V136ZM193 135V136H191ZM8 136V137H7ZM29 136V137H28ZM93 136V138H92ZM107 136V137H106ZM142 138H140V137ZM147 136V137H146ZM168 136V138H167ZM171 136V137H169ZM183 136V137H182ZM189 138H188V137ZM37 137V138H35ZM58 137V138H57ZM86 137V138H85ZM106 137V138H105ZM119 139H118V138ZM124 137V139H123ZM147 139H146V138ZM155 137V138H154ZM193 137H195V140L197 141H194ZM9 138V139H8ZM17 138V139H16ZM22 138V139H21ZM60 138V139H59ZM82 138V139H81ZM90 138V139H89ZM109 138V139H107ZM112 138V139H111ZM140 138V139H139ZM151 138V139H150ZM170 138V139H169ZM176 138V139H175ZM181 138V139H180ZM184 138L188 141V143H191V145L188 143H183ZM190 138H192L193 141L190 140ZM200 138V140H199ZM203 138V139H202ZM10 139H12L10 141ZM19 139V140H18ZM31 139V140H30ZM62 139V140H61ZM84 139V140H83ZM99 139H106L105 141L103 140H99ZM123 139V140H122ZM128 141H126V140ZM149 139V140H148ZM165 139V140H164ZM180 139V140H179ZM22 140V143L20 142ZM81 140V141H79ZM99 140V141H97ZM108 140V141H107ZM124 140L126 141L124 143ZM131 140V141H130ZM153 140V141H152ZM172 141V144H176L177 142V145H175V149H173V146L174 145H170L171 144V141ZM183 140V141H181ZM7 141V142H6ZM18 141V142H17ZM59 141V143H58ZM60 141L61 142V145H60ZM72 142V145H71V142ZM77 142V144L75 145V142ZM87 143H86V142ZM90 141V143H89ZM118 141V142H117ZM130 141V142H129ZM133 141V142H132ZM139 141V142H138ZM151 141V142H150ZM176 141V142H175ZM179 141V142H178ZM183 145H185V147H182V146H178V143H181ZM186 141V142H187ZM190 141V142H189ZM20 142V144H19ZM37 142V144H36ZM74 142V143H73ZM80 142V143H79ZM85 142L86 144L84 145ZM93 142V143H92ZM99 142V144H98ZM100 142L102 143V145L100 144ZM107 144H106V143ZM148 142V143H147ZM174 142V143H173ZM193 142V143H192ZM198 142V143H197ZM48 145L46 146L45 145ZM54 143V144H53ZM66 143V144H65ZM112 143V145H111ZM119 143V145L117 144ZM124 143V145H126V147L124 145H122ZM132 143V144H130ZM134 143V145H133ZM152 143V144H150ZM164 143V144H163ZM170 145H168V144ZM195 143V144H194ZM200 143V145H199ZM6 144V145H5ZM19 144V145H18ZM24 144V145H23ZM43 144V145H42ZM59 144V145H58ZM63 144H65L63 146ZM80 144V145H79ZM90 146H89V145ZM105 144V145H104ZM116 144V146H115ZM135 144L140 147H136L139 151H137V149H135ZM146 144V145H145ZM149 144V145H147ZM157 144V145H156ZM192 144L194 146H192ZM5 145V146H4ZM54 145V146H53ZM68 145L66 147V150H65V158L64 156L62 155L63 152H64V147ZM84 145V146H83ZM109 145V148H107V146ZM128 145V146H127ZM131 145V147H130ZM143 145V146H142ZM151 145V146H150ZM165 145H168V149L171 151L172 149L174 150L173 153H178V154H181V153H185V154H188V153H191L189 154L190 157H188L189 155H187V159L183 158V156H177L178 154H175L177 156V158H175L176 156L173 154H171L173 156L170 155V151H168L166 148H165ZM188 145V147H187ZM11 146V147H10ZM23 146V147H22ZM32 146V147H31ZM70 146V148L67 150V148ZM96 146V147H95ZM100 147L99 149L103 150L102 151H99V149L97 150V147ZM106 146V147H105ZM115 146V147H114ZM118 146V147H117ZM123 147L125 148V152H122L124 151V149L121 151L122 148L120 147ZM132 146L134 147L132 149ZM142 146V147H141ZM153 146V147H152ZM196 146V147H195ZM198 146V147H197ZM63 147V149H62ZM87 147V148H85ZM90 147V148H89ZM103 147V148H102ZM105 147V148H104ZM113 147V148H111ZM128 147V148H127ZM146 147V148H145ZM149 147V148H148ZM152 147V148H151ZM171 147V148H170ZM180 147V148H179ZM18 148H21V150H19ZM24 148V149H23ZM32 148V149H31ZM36 148V149H35ZM39 148V150H38ZM43 148V149H41ZM45 148V149H44ZM59 148V149H57ZM73 148H75V151L73 150ZM85 150H84V149ZM117 148V149H116ZM127 148V149H126ZM130 148V149H129ZM178 148V149H176ZM182 148V149H181ZM188 148V149H187ZM192 148V150H191ZM48 149V150H47ZM57 149V150H56ZM111 151L116 149L115 151H113V153L111 154L112 155V159H117L116 160H113V163H114V167H111V170L113 168V170L115 169L116 170V167L121 165V161L122 159H124L125 157V154H126V162L129 163L128 165L124 166V171H125V168H126V173H122L123 172V169H122V174L120 173V180H117V179H114L112 181V187L110 190H111V194H113V192L115 193V195L113 194V197H111V194L108 193L110 192V190L106 191V194L104 193V195H101L99 196V198L97 199V196L96 195H93V194H90L87 198V200H85V203L86 201H88L87 204H89L90 207H92V209L96 208L98 206V208L96 209H102L104 208L103 210L99 211L101 213H104L102 214V218H101V213L98 214V212L94 215H87L85 217L87 218H84L83 217H77V216H68V213L72 210V211H75L77 210V208H79V204L82 203L84 196H80L78 197V199H72L74 200V202L71 200V202H69V200H66L68 199L67 197H69V194L71 193V191L74 188V186L76 187L77 185V182L79 184V181H81L80 185L82 186H85L86 182L87 184L89 183V178H90V181L93 180L95 177L96 178H100V177H105L104 176V170H106L107 168L105 167L106 166V162H107V157H108V151ZM131 149L132 151H135L136 150V153H132L131 154ZM149 151H148V150ZM157 149V150H156ZM179 149L181 151V153H179ZM187 150L186 152H184V150ZM194 149V150H193ZM7 150V151H6ZM62 150V151H61ZM73 150V151H71ZM82 150V151H80ZM106 150V151H104ZM177 150V151H176ZM183 150V151H182ZM189 150H191L190 152H188ZM201 150V151H200ZM4 151V153H3ZM56 151V153H55ZM61 151V152H59ZM93 151H96L92 157L91 154H93L92 152ZM97 151H99L97 153ZM143 151V152H142ZM153 151V152H152ZM155 151V152H154ZM168 151V152H167ZM196 152V154L194 152ZM21 152V153H20ZM49 152V153H48ZM53 154H52V153ZM69 154H68V153ZM71 152H75V153H72L71 155ZM77 152V153H76ZM106 152V153H105ZM115 152V153H114ZM122 152V153H121ZM132 155H130L129 154ZM139 152V153H137ZM171 152V153H172ZM7 153V154H6ZM9 153V154H8ZM34 153V154H33ZM61 153V154H59ZM106 154L104 156V154ZM167 153L170 155L167 156ZM193 153V154H192ZM205 153V154H204ZM21 154V155H20ZM53 156H52V155ZM77 154V155H76ZM78 154H81L78 155ZM83 154V155H82ZM87 156H86V155ZM99 154L101 156H99ZM114 154V155H113ZM119 154V155H118ZM123 154V156H122ZM129 154V155H128ZM139 156H137V155ZM142 154V155H141ZM146 154V155H145ZM158 154V155H157ZM185 154H182V155H185ZM13 155V156H12ZM38 155V156H37ZM43 155V156H42ZM58 157H57V156ZM60 155H61V158H60ZM71 155V157H70ZM75 155V157L73 156ZM89 155V156H88ZM98 155V156H97ZM103 155V156H102ZM117 155V156H115ZM123 157H121V156ZM6 156V157H5ZM11 156V157H10ZM25 156V158H24ZM63 156V158H62ZM77 156L78 159L76 158ZM85 156V157H84ZM96 156V157H95ZM128 156V158H127ZM130 156V158H129ZM154 158H153V157ZM21 157V158H20ZM31 157V158H30ZM33 157V158H32ZM52 158V159H49ZM56 157V158H55ZM73 157L75 158V160H73ZM88 157V158H87ZM92 157V159H91ZM100 157V159L98 158ZM104 157V159H103ZM157 157V158H156ZM179 157V158H178ZM58 158V159H57ZM70 158L71 161L73 160V162L75 163H70ZM85 158V159H84ZM97 158V159H96ZM106 158V159H105ZM131 158H132V161H131ZM134 158V159H133ZM137 158V159H135ZM165 158V159H164ZM37 159V160H36ZM55 159V161L53 160ZM57 159V160H56ZM65 161H63V160ZM77 159V160H76ZM88 159V160H87ZM180 159V160H179ZM182 159V160H181ZM184 159V160H183ZM198 161H197V160ZM203 159V160H202ZM4 160V162H3ZM11 163H9V161ZM15 160V161H14ZM23 160V161H22ZM50 160V161H49ZM80 160V161H79ZM93 160L97 161L95 163L92 162ZM104 160V161H103ZM148 160V161H147ZM153 160V161H152ZM167 160V163L165 162ZM171 160V161H170ZM188 160V161H187ZM8 161V162H7ZM50 164H48L49 162ZM67 161V162H66ZM76 161H79V162H76ZM99 161V163H98ZM102 161V162H101ZM130 161V162H129ZM158 161V163L156 162ZM168 161H170L172 163V166L174 167V169L172 168V166L170 167V162L168 164ZM177 162V165H176V162ZM183 163H179V162ZM43 162V163H41ZM61 162V163H60ZM66 163V167H65V164ZM125 162V163H126ZM137 162V163H136ZM149 162H152L153 165ZM163 162V163H162ZM186 162V163H185ZM190 162V163H189ZM192 162V163H191ZM21 163V164H20ZM28 163V164H27ZM36 163V165H35ZM39 163V164H38ZM57 163V164H56ZM63 163V164H62ZM94 163V164H93ZM98 163V164H97ZM105 163V166L103 167V165ZM112 163V164H113ZM119 163V164H118ZM135 163V164H134ZM145 163V164H143ZM168 164V166L166 164ZM197 163V164H196ZM201 163V164H199ZM6 164V165H5ZM30 164H33L30 166ZM67 164H69L67 167ZM72 164V165H71ZM76 164V165H75ZM101 164V165H100ZM117 164V166L115 165ZM174 164V165H173ZM179 164V166H178ZM185 164V165H184ZM20 165V166H19ZM64 165V166H63ZM79 165V166H78ZM95 165V167H93ZM134 165V166H133ZM136 165V166H135ZM166 167H165V166ZM181 165V166H180ZM189 165V166H188ZM196 165V166H195ZM29 166V168H28ZM35 166V167H34ZM39 166V167H38ZM55 166V167H54ZM64 167V168H61V167ZM90 166V168H89ZM101 166V167H100ZM140 166V167H139ZM151 168H150V167ZM154 166V167H153ZM164 166V168H163ZM182 166H183V169H182ZM187 168L185 169L184 167ZM201 166V167H199ZM8 167L10 169H8ZM25 169V171H21V169ZM31 167V168H30ZM52 167V169L50 168ZM85 167L87 168V171L85 169ZM104 169H100V168ZM129 167V168H128ZM138 167V169H136ZM148 167V168H147ZM158 167V168H157ZM172 170L170 172V169ZM179 167V168H178ZM181 167V168H180ZM195 167V168H193ZM199 167V168H198ZM6 168V169H5ZM35 168V169H33ZM40 168V169H39ZM57 168V169H56ZM70 168H73L70 170ZM77 168V169H76ZM79 168V169H78ZM106 168V169H105ZM128 168V169H127ZM130 168H133V169H130ZM144 168V169H143ZM147 168V169H146ZM150 168V170H149ZM153 168V169H152ZM163 170L166 168L167 170H165V173L167 171V175L164 173ZM189 168V170H188ZM33 169V170H31ZM51 169V170H50ZM56 169V170H55ZM65 169H67L65 171ZM76 169V170H74ZM84 169V170H83ZM96 169V170H94ZM144 171H143V170ZM176 169V171H175ZM181 169L183 170V173H184V169H185V173H186V176H185V173H181ZM199 169V170H198ZM3 170V171H2ZM9 170V171H8ZM36 170L37 173H36ZM46 170V171H45ZM60 170V171H59ZM94 170V171H93ZM100 170V171H99ZM109 170V171H111ZM142 170V171H140ZM146 170L147 173H146ZM189 171V174H188V171ZM28 171V172H27ZM34 171V172H33ZM57 171V172H56ZM61 171L62 173H66V175L62 174L61 175ZM64 171V172H63ZM72 171V172H71ZM81 171V172H80ZM84 171V172H83ZM90 171L91 172V175H90ZM99 171V172H98ZM164 174L163 176L162 173ZM169 171V172H168ZM178 171V173H177ZM181 171V172H180ZM204 171V172H203ZM19 172V173H17ZM31 172V173H30ZM33 172V173H32ZM51 172V173H50ZM69 172V173H68ZM149 172H152L149 173ZM200 172V173H199ZM3 173V174H2ZM35 173V174H34ZM59 173V174H58ZM81 175H80V174ZM83 173L85 175V177L83 176ZM131 173V174H130ZM137 173V174H136ZM146 173V174H145ZM151 174V175H148ZM157 173V174H156ZM170 173V174H168ZM176 175H175V174ZM179 173H181L179 175ZM190 173H193L192 174V177L194 178H190ZM206 173V175H205ZM6 174V175H5ZM18 174V175H17ZM26 174V175H25ZM32 174V175H31ZM41 174H43L41 176ZM51 174V175H50ZM67 174L69 176H67ZM80 175V176H77ZM102 176H101V175ZM129 174V175H128ZM161 174V175H160ZM172 174V175H171ZM178 174V175H177ZM195 174V175H194ZM201 176H200V175ZM3 175V176H2ZM11 175V176H9ZM16 175V176H15ZM22 175V176H20ZM34 175V177H33ZM38 175V176H37ZM45 175V176H44ZM51 177H50V176ZM54 175V176H52ZM62 178H61V176ZM87 175V176H86ZM90 175V176H89ZM125 175V176H124ZM128 175V176H127ZM137 175V176H136ZM139 175V176H138ZM159 177H158V176ZM166 175V176H165ZM171 175V176H170ZM175 175V176H173ZM194 175V176H193ZM197 175V177H196ZM25 176V177H24ZM65 176V177H64ZM95 176V177H94ZM100 176V177H99ZM121 176H124V177H121ZM131 176V177H129ZM144 176V177H143ZM148 177V178H145V177ZM178 176H181V178H177ZM183 176V177H182ZM185 176V177H184ZM7 177V178H6ZM21 177V179L17 180ZM57 179H56V178ZM78 177H81L80 180L78 179ZM127 177V178H126ZM154 177V178H153ZM160 177H166L165 180L163 181L162 178ZM173 177V178H171ZM174 177H176L179 181H180V185H179V181H175L173 182V179H175ZM16 178V179H15ZM43 178V180L41 181V179ZM70 178V180H69ZM73 178V179H72ZM88 178V179H87ZM103 178H101L103 180ZM153 178V179H151ZM205 178V179H204ZM10 179V180H9ZM23 179V180H22ZM40 179V180H39ZM67 179V180H66ZM75 179H78L77 182ZM87 179V180H86ZM132 179V180H131ZM137 179V180H136ZM159 179H161L163 181V183H159ZM166 179H169L168 181ZM172 179V180H171ZM176 179V180H177ZM183 181H182V180ZM186 179V180H184ZM191 179V180H190ZM202 179V180H201ZM204 179V180H203ZM6 180V181H5ZM13 180V181H12ZM16 180V181H15ZM33 180V181H32ZM72 180V181H71ZM125 180V182H124ZM128 180V181H127ZM141 180V181H140ZM149 183H147V181ZM153 180V181H152ZM190 180V181H189ZM194 180V181H193ZM201 182H200V181ZM6 182V183H3ZM18 181V182H17ZM25 181V182H24ZM31 181V182H30ZM45 181V182H44ZM76 183H75V182ZM126 181H127V184H126ZM161 181V182H162ZM185 181V183H184ZM189 181V183H188ZM199 181V182H198ZM16 182V183H15ZM23 182V183H22ZM70 182V183H69ZM83 182V183H82ZM116 182V183H115ZM118 182V184H117ZM124 182V183H123ZM132 182V184H131ZM154 182V183H153ZM158 182V184H157ZM166 182H167V185H166ZM171 182V184H169ZM204 182V183H203ZM8 183V185H7ZM12 183V184H11ZM14 183V184H13ZM43 183V184H42ZM51 183V184H50ZM63 183V184H62ZM115 183V184H114ZM120 183V185H119ZM129 183V184H128ZM136 183L138 184V186L136 185ZM141 183V184H139ZM146 183L148 185H146ZM152 183H153V186H152ZM165 183V185H164ZM175 183H178V184H175ZM197 183V185H196ZM199 183V184H198ZM23 184V185H22ZM62 184V185H61ZM74 184V185H73ZM99 183H97L98 185ZM121 184H125V187L127 185H129V188H123L121 190ZM151 184V185H150ZM163 184V185H162ZM174 184V185H173ZM186 186H185V185ZM201 184V186H200ZM10 185V186H9ZM16 185V186H15ZM20 185V186H19ZM46 185V186H45ZM67 185V186H66ZM117 185V186H116ZM132 185V186H131ZM159 185H160V188L162 187L163 188V191H161L159 189ZM171 185V186H169ZM176 185V186H175ZM181 185L183 187H181ZM191 186L193 185V188L191 189V187L186 188L188 186ZM203 185V186H202ZM18 186V187H17ZM73 186V187H72ZM100 186L101 184H99V186L97 187L96 184L93 185V190H97V191H100ZM137 188H136V187ZM173 186V187H172ZM185 186V187H184ZM16 187V188H15ZM29 189H28V188ZM32 187V188H31ZM96 187V189H94ZM133 187L136 188V190L134 191ZM144 187V188H143ZM169 192L170 195H172V197L170 195L167 194V191ZM175 187V188H174ZM180 187V188H179ZM23 188V189H21ZM62 188V189H61ZM65 190H64V189ZM99 188V189H98ZM116 189L117 191H119V194L117 191L113 190V189ZM118 188V189H117ZM131 188V189H130ZM143 188V189H142ZM154 190H153V189ZM170 189H175L174 191L175 192H178L179 193V190H184L187 194L185 195V192L182 193V191L180 190V193H182V196H179L181 194H178V197L177 196V193H176V198L174 199L173 198V193L174 191L172 190V192H170ZM188 189V190H185ZM198 190H197V189ZM205 188V189H204ZM14 189V190H12ZM17 191H16V190ZM38 189V191H37ZM72 189V190H71ZM127 189V190H125ZM133 189V190H132ZM156 189V190H155ZM176 189L178 191H176ZM191 189V190H190ZM19 190V191H18ZM68 190V191H67ZM130 190V191H129ZM161 192H160V191ZM6 191V192H5ZM12 191L16 192L12 193ZM34 191V192H33ZM36 191V192H35ZM67 192L66 195L64 194V192ZM113 191V192H112ZM121 191V192H120ZM125 193H124V192ZM129 191V194H127ZM136 193H134V192ZM196 193H195V192ZM203 191V192H202ZM9 192H10V195H9ZM41 192V193H40ZM49 192V193H48ZM53 192V193H52ZM56 192V193H55ZM58 192V193H57ZM155 192V193H154ZM165 192V194H164ZM27 193V194H26ZM29 193H30V196H29ZM61 193V194H60ZM69 193V194H68ZM108 193V194H107ZM150 193V194H149ZM158 193V194H157ZM194 193V194H193ZM210 193V194H209ZM7 194V195H6ZM34 194V195H33ZM52 194V195H51ZM110 194V195H109ZM118 196H117V195ZM123 194V196H121ZM124 194L126 196H124ZM157 194V195H155ZM163 197L162 200L160 201V198L161 196ZM187 197L188 199V203L187 200H181V199H186L184 198V196ZM198 194V195H197ZM203 194V195H202ZM17 195V197H16ZM26 195V196H25ZM65 195V197L63 196ZM105 195H107L106 197H110V198H107V201H105L103 197H105ZM132 195V196H131ZM135 195V196H134ZM141 195V196H140ZM147 195V196H146ZM151 195V196H150ZM167 195V197L165 196ZM209 195V196H208ZM217 195V196H216ZM3 196V198H2ZM7 196V197H6ZM13 196V198H12ZM32 196V197H31ZM59 196V198H58ZM128 196V200H125L126 203H124V199H126ZM149 196V197H148ZM194 196V197H193ZM196 196V197H195ZM11 197V200H9L8 198ZM16 197V198H15ZM22 197V198H21ZM50 197V198H49ZM101 197V198H100ZM115 197V198H114ZM125 197V198H124ZM132 198V199H129V198ZM171 197V198H170ZM209 197V198H208ZM211 197V198H210ZM213 197V198H212ZM5 198V199H4ZM15 198V199H14ZM18 198V199H17ZM20 198V199H19ZM25 198H27L25 200ZM31 198V199H30ZM116 198L119 199V203L118 205L116 204ZM123 198V199H122ZM146 198V199H145ZM153 198V199H152ZM159 200H158V199ZM170 198V200L168 199ZM174 200H173V199ZM179 199L181 201H178L175 203L176 199ZM65 199V200H64ZM81 199V201H80ZM95 199V200H93ZM113 199V200H112ZM117 199V201H118ZM134 199V200H133ZM149 199V200H148ZM204 199V200H203ZM208 199V200H207ZM8 200V201H7ZM14 202H13V201ZM26 201V204L24 205V201ZM36 200L37 203L35 202ZM61 200V201H60ZM97 200V202H96ZM101 203H100V201ZM110 200V201H109ZM121 200V202H120ZM123 200V201H122ZM129 200H133L132 202L129 201ZM167 200V201H165ZM173 200V201H172ZM6 202V204L3 202ZM12 202L13 204L11 203H8V202ZM17 203H16V202ZM47 201V202H46ZM63 201V202H62ZM77 201V202H76ZM79 201V203H78ZM93 201V202H92ZM111 201H115L114 203ZM137 201H138V204H137ZM154 201V202H153ZM158 204H157V202ZM160 201V202H159ZM169 201V203H168ZM172 201V202H171ZM194 202V203H191V202ZM29 202V203H28ZM73 202V203H72ZM106 202V203H105ZM108 202V203H107ZM123 202V203H122ZM141 202V204H140ZM197 202V203H196ZM207 202V203H206ZM9 206H8V204ZM16 203V204H14ZM34 203V204H33ZM43 203V204H42ZM67 203V204H66ZM78 203V204H77ZM104 207L101 208V205ZM149 203V205H148ZM161 203V204H160ZM163 203V204H162ZM169 205H168V204ZM180 204L178 205V208L176 204ZM184 203H186L184 205ZM52 204V205H51ZM67 206H66V205ZM98 204V205H97ZM107 204V205H106ZM109 204L110 206L114 204V210H113V207H109ZM122 204V205H120ZM126 204V205H125ZM129 204L131 205L129 207ZM154 204H155V207H154ZM165 204V205H164ZM173 205L172 207L170 206ZM181 204L182 207H181ZM187 204H188V208H187ZM200 204V205H199ZM209 204V205H207ZM29 205V206H28ZM56 205V207H55ZM75 205V206H74ZM92 205V206H91ZM96 205V207H95ZM157 205V206H156ZM167 205L170 206V210L167 209ZM176 205V206H174ZM191 205V206H189ZM8 206V207H7ZM28 206V208H26ZM33 206H35L33 208ZM58 206V207H57ZM120 210V207H121V211H118ZM120 206V207H119ZM123 206V207H122ZM127 209H126V207ZM134 206V207H132ZM150 206V207H149ZM159 206V207H158ZM161 207V209H159ZM10 207H11V210H12V213H11V210H10ZM66 207V208H65ZM94 207V208H93ZM108 207V208H107ZM139 209H138V208ZM164 207H165V210H164ZM175 207V208H174ZM186 207V208H185ZM191 207V208H190ZM9 208V209H8ZM21 208V209H20ZM26 209L25 211H28L27 213H22L24 215L21 214V210L24 211V209ZM51 208V209H50ZM53 208V209H52ZM72 208V209H71ZM110 208V209H109ZM157 208V209H156ZM184 208V209H183ZM190 208V209H189ZM197 208V209H195ZM207 208V209H206ZM17 209V210H16ZM39 209V210H38ZM65 209H67V211H65ZM71 209V210H70ZM142 209V210H141ZM147 209V210H146ZM154 209V210H153ZM167 209V210H166ZM174 209V211H173ZM177 209V210H175ZM181 210L180 214H179V211ZM18 210H19V213H18ZM35 210V211H33ZM50 210V211H49ZM53 210V211H52ZM70 210V211H69ZM113 210V219L112 217H110L111 215H109L111 213V211ZM116 210V211H115ZM125 210V211H124ZM140 210V212L138 213V211ZM146 210V211H145ZM159 210V211H158ZM161 210V211H160ZM164 210V211H163ZM179 210V211H178ZM187 210V211H186ZM189 210V211H188ZM6 211V212H5ZM8 211H10L9 214ZM17 213H16V212ZM21 211V212H20ZM40 211V212H39ZM44 211V212H43ZM45 211H46V214H45ZM123 211V212H122ZM131 211V213H130ZM163 211V212H162ZM166 211V212H165ZM177 211V212H175ZM184 211V212H183ZM186 211V212H185ZM199 211V212H198ZM207 211V213L205 212ZM35 212V213H34ZM51 212V213H50ZM57 214V216L55 215V213ZM60 212V213H59ZM109 214H108V213ZM125 212H129V215H127V213ZM169 212L171 213H176L177 216H174L172 213L170 215H173L172 217L169 216ZM198 212V213H197ZM203 212V213H202ZM8 213V214H7ZM44 213V214H43ZM51 215H50V214ZM62 213H65L64 215ZM106 213V214H105ZM117 213V214H116ZM121 213V214H120ZM124 213V215L127 216V220L126 218L124 217V215L122 214ZM165 213L167 216V218H164L165 217ZM183 213H187L189 216V219H187L188 217L183 215ZM192 213V214H191ZM203 215H202V214ZM17 214L20 216V218H23L20 220V218H18ZM30 214V215H29ZM32 214V215H31ZM34 214V215H33ZM38 214V215H37ZM41 214V215H40ZM53 214V215H52ZM145 214V215H144ZM148 216H147V215ZM155 214V215H153ZM186 214V215H187ZM194 214V215H193ZM200 214V215H199ZM22 215V216H21ZM29 215V216H28ZM36 215V216H35ZM39 215L41 216V218L39 217ZM62 215V216H61ZM99 215V216H98ZM107 215V216H106ZM114 215H115V218H114ZM118 215V217H117ZM150 215V216H149ZM179 215V217H178ZM191 215V216H190ZM10 216V217H9ZM28 216V217H27ZM44 216V217H43ZM47 216V217H46ZM68 216V217H67ZM89 216V218H88ZM90 216H93L91 217L90 219ZM105 216V217H104ZM130 216V217H129ZM183 216V217H181ZM184 216L186 218H184ZM193 216V217H192ZM8 217V218H7ZM30 217V218H29ZM35 217V218H34ZM39 217V218H38ZM43 217V218H42ZM76 217V218H75ZM95 217V218H94ZM98 217V218H97ZM108 217V218H107ZM110 217V218H109ZM117 217V218H116ZM138 217V218H137ZM147 217V218H146ZM176 217H178L176 219ZM196 217L198 219H196ZM202 217V218H200ZM6 218V219H4ZM27 218V219H26ZM48 218V219H47ZM51 218V219H50ZM53 218V220H52ZM71 218V219H70ZM94 218V219H93ZM122 218V219H121ZM125 218V219H124ZM135 218V219H134ZM156 218V219H155ZM158 218V219H157ZM163 218V219H162ZM169 219V221H167ZM4 219V220H3ZM45 219V220H44ZM75 219V221H74ZM77 219H78V222H77ZM105 219V221L103 220ZM123 220L124 223H122L121 220ZM145 219V220H144ZM178 221L179 219V222L175 223L176 221ZM191 219V221H189ZM192 219H194V223H196V220L198 223H196V227L194 229V224H191L192 223ZM201 219V220H199ZM211 219V220H210ZM6 220V221H5ZM11 220V222H9ZM14 220V221H13ZM23 220V221H22ZM51 220V222H50ZM64 220V221H63ZM66 220V221H65ZM81 220V221H79ZM87 220V221H85ZM90 220V221H89ZM93 220V221H92ZM96 220V221H94ZM102 223H101V221ZM166 220V221H165ZM186 221L188 223H184L182 221ZM188 220V221H187ZM22 221V222H21ZM29 221V223H28ZM47 221V222H46ZM63 221V222H62ZM83 221V222H82ZM117 221V222H116ZM118 221H119V224H118ZM157 221V223H156ZM165 221V222H163ZM171 221V222H170ZM175 221L172 225L171 223ZM207 221V222H206ZM3 222V223H2ZM15 222V224H14ZM24 222V223H23ZM36 222V223H35ZM70 222V223H69ZM82 222V223H81ZM85 222V223H84ZM116 222V223H115ZM136 222V223H135ZM139 222V223H138ZM168 222L166 225L165 223ZM170 222V223H169ZM18 223V225H17ZM39 223V224H38ZM54 223V224H53ZM67 223V224H66ZM129 223V224H128ZM133 225L134 226H130V229L129 228V225ZM155 223V224H154ZM184 227L183 226V224ZM189 223L191 225H189ZM10 224V225H9ZM14 224V225H12ZM20 224V225H19ZM29 224V225H28ZM36 224V225H35ZM44 224V226H43ZM73 226H71V225ZM82 224V225H81ZM125 224V227L124 226H121ZM139 226H138V225ZM154 224V225H152ZM178 224V225H177ZM16 225V226H15ZM27 225V226H26ZM31 225V226H30ZM63 225H66V228L65 226ZM114 225V226H113ZM119 225V227H118ZM147 225V227H146ZM165 225V226H164ZM171 225V227H169L171 230H172V233L174 232V228H173V225H177V229H175V233H171L170 235V229H168L167 227ZM193 225V226H192ZM206 225V226H205ZM52 226V228H51ZM69 226V229H72L74 226V228L71 230V231H68L67 227ZM72 228H71V227ZM150 226V227H149ZM164 226V227H163ZM17 227V228H16ZM21 227V228H20ZM42 227V228H41ZM136 227V228H135ZM154 227V228H153ZM175 227V226H174ZM188 227L190 229H188ZM199 229H196L198 228ZM201 227V228H200ZM204 227V229H203ZM208 227V228H207ZM211 227V228H210ZM7 228V229H6ZM18 228H19V231H18ZM60 228V229H59ZM76 228V229H77ZM124 228V229H123ZM138 228V229H137ZM144 228V229H143ZM145 228H148L146 230H148L147 232H149V234L145 231ZM159 228V229H158ZM165 228V229H164ZM187 228L185 231L184 229ZM22 229V230H21ZM64 231H63V230ZM65 229L69 232L67 233L66 235H64L66 232H65ZM75 229V230H76ZM120 229V234L121 236L119 235V230ZM124 231H123V230ZM126 229H129V231L125 232ZM141 229V230H140ZM142 229L144 231H142ZM151 229V230H150ZM193 229L195 230L193 232ZM207 229V230H206ZM214 229V230H213ZM17 230V231H16ZM74 230V231H75ZM114 230H117V232H115ZM140 235H141V238H140V235H137L140 231ZM163 230H167L166 232L168 233V236L164 237L165 233L163 232ZM178 230V231H177ZM192 230V231H191ZM196 230L200 231L201 233H198L196 232ZM203 230V231H201ZM211 230V231H210ZM216 231V233H218L220 230V233L219 232V235L222 237V241L219 242V238H215V236H217L218 234H216L215 232L213 231ZM223 230V231H222ZM8 233H7V232ZM10 231V232H9ZM13 231V232H12ZM20 231H21V234H20ZM114 231V232H113ZM134 231V232H133ZM183 231V232H182ZM198 231V232H199ZM209 231V234L207 233L206 235V232ZM218 231V232H217ZM3 234H2V233ZM5 232V233H4ZM17 232V233H15ZM40 232V233H39ZM72 232V233H71ZM112 232V233H111ZM122 232H123V235H122ZM129 232V233H128ZM132 232V233H131ZM159 232V233H158ZM193 232V233H192ZM202 232L204 234H202ZM212 238L210 237L211 235H213ZM6 233H7V236L11 237L12 239L14 238L15 234H17V236H20V237H17L15 236V238L13 239V243L12 240H10L9 237H7L6 239L4 237H6ZM38 233V234H37ZM44 233V234H43ZM71 233V234H70ZM100 235H98V234ZM152 233V234H151ZM166 233V234H167ZM11 234V235H10ZM23 234V235H22ZM105 234V235H104ZM124 234H127L124 235ZM131 234V235H129ZM144 234H146L144 236ZM156 236H155V235ZM160 234V235H159ZM191 234V235H190ZM193 234V236H192ZM200 234V235H199ZM5 235V236H4ZM13 235V237H12ZM31 235V236H30ZM59 235H64V236H59ZM71 235V236H70ZM106 237L104 238L103 237ZM108 235V236H106ZM115 235V236H114ZM151 235V237H150ZM192 236V239L191 237L189 238H186L187 236ZM194 235H197L198 237L196 238L198 241H201V242H197L195 243L194 241H196L195 239V236ZM202 235L204 236V240L201 239L202 238ZM217 236V237H220V236ZM27 236V237H26ZM70 236V237H69ZM95 236L97 237H101V240L98 239L97 241V238H95ZM110 236V237H109ZM114 236V237H113ZM119 236V237H118ZM135 238V236L138 238H135V242L132 241L133 237ZM147 236V238H146ZM171 236V237H170ZM183 236L185 238H183ZM34 237V238H33ZM64 239H63V238ZM68 237V238H67ZM73 237V238H72ZM91 237V239H90ZM99 237V238H100ZM113 237V238H112ZM122 237V238H121ZM148 237L150 239H148ZM155 237H158V238H155ZM169 237V238H168ZM9 238V239H8ZM59 238V240H58ZM67 238V239H65ZM90 240H89V239ZM95 238V241L94 243L95 244H104L106 243L105 241L107 240V242H111L110 239H114L112 240V244L110 246V249H114L112 246H113V241H114V246H121L120 248L119 247H116L118 249L115 248V250H117L116 253H114L113 251L111 252L110 249H108L107 251H103L101 252L100 254L96 255V246H95V249L94 247L92 246L93 245V240ZM104 238V239H103ZM110 238V239H109ZM118 238V239H117ZM127 238V239H126ZM132 238V239H131ZM146 238V241L145 239ZM167 238V239H166ZM17 239V241H16ZM35 239V240H34ZM39 239V240H38ZM102 239L104 240L102 243ZM129 239H131L129 241ZM139 242H138V240ZM144 241H143V240ZM148 239V240H147ZM153 239V241H152ZM155 239V240H154ZM158 239V240H157ZM163 239V240H162ZM166 239V240H165ZM189 239H191V241H189ZM201 239V240H200ZM5 240H7L5 243ZM67 240V241H65ZM92 240V242H91ZM119 240H123L124 242H120V245H119ZM150 240V241H149ZM165 240V242H164ZM214 240L217 241L215 242V245H214ZM11 241V242H10ZM25 242V243H22ZM43 241V242H42ZM50 241V242H49ZM90 243H88V242ZM97 241V242H96ZM129 244H127V242ZM152 243H149L151 242ZM157 241V243L155 242ZM203 241V242H202ZM3 242V244H2ZM19 242V246L21 244V248L19 250L18 248V244L17 243ZM21 242V243H20ZM48 244H47V243ZM63 242V244L61 243ZM66 242V243H64ZM115 242L117 245H115ZM118 242V243H117ZM160 242V243H158ZM189 242V243H188ZM193 242V244H192ZM222 242V243H221ZM39 243V244H38ZM92 243V245H91ZM133 244H136V245H133V247L131 248H128L130 247L131 245ZM149 243V244H148ZM156 243V244H155ZM165 243V244H164ZM182 244V246L178 245V244ZM185 243V245H184ZM201 243V244H200ZM203 243V244H202ZM207 243V244H206ZM212 243V244H211ZM7 244H9L10 246H8ZM27 244V245H26ZM43 244V245H42ZM60 244V245H59ZM65 244V245H64ZM88 244V245H87ZM122 244V245H121ZM123 244H125V247L129 250L130 249V253L129 251H127L125 249V247L123 246ZM127 244V246H126ZM152 244V245H151ZM157 245L155 247V245ZM186 244H188L186 246ZM194 244H195V247H194ZM207 246H206V245ZM210 244V246L212 247L213 246V249H211L210 246H208ZM219 244V245H218ZM3 245V246H4ZM56 245V246H55ZM58 245V246H57ZM97 245V246H98ZM99 245V246H100ZM130 245V246H128ZM145 247H144V246ZM148 245H150L151 247H149L150 249V253H149V249H148ZM193 245V246H192ZM199 245H202V246H199ZM12 246V247H11ZM38 246V247H37ZM53 246V247H52ZM63 246V247H62ZM65 246H67V248H65ZM92 248H91V247ZM180 246V248L177 247ZM215 246H219L221 248H216L215 250ZM8 247V248H7ZM13 250V253H12V250L11 252H9L8 250H10V248ZM40 247V248H39ZM50 247L53 248V253H52V250H50ZM137 247V248H136ZM185 247V248H184ZM204 249H203V248ZM17 248V249H16ZM23 248L26 249L25 253L23 250ZM47 250V251H45ZM47 248V249H46ZM49 248V250H48ZM92 250H91V249ZM122 248L124 251L127 252V254L129 256L126 255L125 253V257L123 256V253L121 252L122 251ZM133 248V249H132ZM152 248V249H151ZM183 248V249H182ZM206 248V250H205ZM209 248V249H207ZM8 249V250H7ZM35 249V250H34ZM39 249V250H38ZM42 249V251H40ZM64 249V250H63ZM121 249V250H120ZM148 249V252L147 250ZM156 249V250H155ZM203 249V250H202ZM219 249V251H218ZM221 249V250H220ZM19 252H18V251ZM44 250V251H43ZM58 250L57 254H56V251ZM63 250V253L61 252ZM91 250V251H90ZM95 250V252H94ZM119 250H120V253H119ZM133 250V251H132ZM143 250V251H142ZM152 250V251H151ZM160 250V251H159ZM205 250V251H204ZM208 250H209V254H212L213 251L215 252V254L212 256H214V260L213 261H209L208 259H210V255H208ZM212 250V252H211ZM37 253L38 251L40 253H42L41 255L38 253L36 254L35 252ZM88 251V252H87ZM142 252V253H139V252ZM198 251V252H197ZM218 251V252H217ZM48 254H47V253ZM91 252H94V253H91ZM113 253V255H111V253ZM138 252V253H137ZM156 252H157V255H156ZM197 252V253H196ZM223 252V253H222ZM19 253V254H18ZM24 253L26 255L22 256L21 254ZM35 253V254H34ZM44 253L46 254L45 257H44ZM60 253V256L58 257ZM66 253V255H65ZM69 253H71L69 255ZM104 254V256L102 257V255ZM106 253H108L106 255ZM110 253V254H109ZM146 254V257H145V254ZM154 253V254H153ZM222 253V254H221ZM28 254V255H27ZM30 254V255H29ZM50 254V256H49ZM53 254V255H51ZM91 254H92V257H91ZM117 254V256H116ZM135 254V255H134ZM141 254V255H140ZM201 258H199L198 256ZM207 256H206V255ZM8 255V257H7ZM12 255V258L11 259V256ZM16 255V256H15ZM20 257H19V256ZM40 255V256H38ZM49 257H48V256ZM57 255V257H55ZM63 259H62V257ZM66 258V256H68ZM84 255V253H83ZM96 255V256H95ZM108 255L112 256V257H109L111 259H108ZM140 255V256H139ZM196 257L194 259V257ZM205 255V256H204ZM223 255V256H221ZM44 258V260H47V261H44L42 260V262H45V263H40L41 261H39V257H40V260L42 259V257ZM47 256V259H45ZM96 258H95V257ZM98 256L102 257V259L104 260H100V258H98ZM120 256H123L120 258L119 260V257ZM209 256V257H208ZM20 259H19V258ZM37 257V258H36ZM53 257L54 259L52 260ZM61 257V258H60ZM77 257V258H76ZM105 257V258H104ZM117 257V258H116ZM132 257V258H131ZM153 257V259H152ZM158 257V258H157ZM195 260V262L192 260V258ZM225 259H224V258ZM18 258V259H17ZM57 258V260H56ZM68 259V260H65ZM70 258V260H69ZM98 258V259H97ZM116 258V259H115ZM129 260H128V259ZM144 260H142V259ZM160 258V259H159ZM22 259V261H21ZM30 259V260H29ZM52 261H50V260ZM59 259V260H58ZM60 259H62V261H60ZM93 259L94 261L96 262H93ZM108 261H107V260ZM134 259V260H132ZM138 262H136V260ZM153 261H152V260ZM156 259V260H155ZM162 259L164 261H162ZM191 259V262L189 261ZM210 259V260H212ZM15 261V262H12V261ZM98 260V261H97ZM111 260V262H109ZM114 260L117 262H114ZM159 260V261H158ZM183 260V259H181ZM208 262H207V261ZM224 260V261H223ZM10 261V262H8ZM21 261V262H20ZM53 261H55L53 263ZM69 261V262H68ZM73 261V260H72ZM144 261V262H142ZM167 261V262H166ZM175 261V262H174ZM177 261V262H176ZM184 261V260H183ZM197 261V262H198ZM206 261V262H205ZM0 262H2V264H5L3 260L0 259ZM6 262V261H5ZM36 262V263H35ZM52 262V263H51ZM57 262V263H56ZM135 262V263H134ZM142 262V263H141ZM147 262V263H146ZM156 262V263H155ZM194 262V263H193ZM102 263V262H101ZM152 263V264H153ZM182 263V261H181ZM180 263V264H181ZM1 264V263H0ZM211 264V263H210Z\"/></svg>","mask_w":264,"mask_h":264},{"label":"bare ground","instance_id":"6f19581e","mask_svg":"<svg viewBox=\"0 0 264 264\" xmlns=\"http://www.w3.org/2000/svg\"><path fill=\"white\" fill-rule=\"evenodd\" d=\"M9 1H10V0H9ZM14 1H15V0H14ZM16 1H17V0H16ZM44 1H45V0H44ZM55 1H56V0H55ZM62 1H63V0H62ZM70 1H71V0H70ZM74 1H75V0H74ZM85 1H86V0H85ZM85 1H84V2H85ZM101 1H102V0H101ZM121 1H122V0H121ZM161 1H162V0H161ZM176 1H177V0H176ZM176 1H175V2H176ZM181 1H183V0H181ZM190 1H191V0H190ZM197 1H198V0H197ZM0 2H1V1H0ZM78 2H79V1H78ZM86 2H87V1H86ZM103 2H105V1H103ZM118 2H119V1H118ZM170 2H171V1H170ZM184 2H185V0H184ZM187 2H188V1H187ZM14 3H15V2H14ZM16 3H17V2H16ZM20 3H21V2H20ZM75 3H76V2H75ZM113 3H114V2H113ZM139 3H140V2H139ZM139 3H138V4H139ZM168 3H169V2H168ZM177 3H178V2H177ZM199 3H200V2H199ZM1 4H2V3H1ZM6 4H7V3H6ZM18 4H19V3H18ZM29 4H30V3H29ZM43 4H44V2H43ZM46 4H47V3H46ZM59 4H60V2H59ZM65 4H66V3H65ZM81 4H82V3H81ZM83 4H84V3H83ZM87 4H90V2L87 3ZM91 4H92V3H91ZM99 4H100V3H99ZM106 4H107V3H106ZM109 4H110V3H109ZM130 4H131V3H130ZM135 4H136V3H135ZM160 4H161V5H160ZM8 5H9V4H8ZM14 5L16 6V4H14ZM22 5H23V6L21 7V4H20V10H21L22 8H24V4H22ZM95 5H96V1H95ZM95 5H94V6H95ZM117 5H118V4H117ZM117 5L115 4L114 6L117 7ZM121 5H122V4H121ZM140 5H141V4H140ZM162 5H164V4L160 3V0H153L152 8H153V6H154V8H155V6H157V7L160 6V7H161ZM166 5H167V4H166ZM180 5H181V3H180ZM187 5H188V4H187ZM11 6L14 7L13 5H10V7H11ZM17 6H18V5H17ZM31 6H32V5H31ZM42 6H43V5H42ZM75 6H76V4H75ZM80 6H81V5H80ZM82 6H83V5H82ZM132 6H133V5H132ZM137 6H138V5H137ZM145 6H146V5H145ZM169 6H170V3H169ZM178 6H179V4H178ZM5 7H6V5H5ZM12 7H11V9H12ZM33 7H34V6H33ZM45 7H46V6H45ZM54 7H55V6H54ZM72 7H74V6L72 5ZM126 7H127V6H126ZM139 7H140V6H139ZM141 7H142V6H141ZM148 7H149V6H148ZM160 7H159V11L161 10ZM163 7H165V6H163ZM192 7H193V6H192ZM6 8H7V7H6ZM6 8H4V9H6ZM16 8H17V7H16ZM16 8H15V9H16ZM18 8H19V7H18ZM25 8L27 9V7H25ZM37 8H38V7H37ZM55 8H56V7H55ZM64 8H65V7H64ZM75 8H76V7H75ZM82 8H83V7H82ZM97 8H98V7H97ZM102 8H103V7H102ZM146 8H147V7H146ZM154 8H153V9H154ZM170 8H171V7H170ZM170 8H169V9H170ZM174 8H176V7H174ZM174 8H173V9H174ZM4 9H3V10H4ZM48 9L50 10V8H48ZM48 9H47V10H48ZM56 9H57V8H56ZM59 9H60V8H59ZM83 9H84V8H83ZM113 9H114V8H113ZM132 9H133V8H132ZM3 10H2V12H3ZM13 10H14V9H13ZM28 10H29V9H28ZM75 10H77V8H76ZM75 10H74V11H75ZM93 10H94V9H93ZM102 10H103V9H102ZM123 10H125V9H123ZM139 10H140V8H139ZM143 10H144V9H143ZM154 10L156 11V9H154ZM154 10H153V11H154ZM177 10H178V8H177ZM9 11H10V10H9ZM11 11H12V10H11ZM14 11H15V10H14ZM22 11H23V9H22ZM22 11H20V12H22ZM37 11H38V9H37ZM55 11H56V10H55ZM58 11H59V10H58ZM60 11H61V10H60ZM126 11H127V10H126ZM140 11H141V10H140ZM157 11H158V10H157ZM173 11H174V10H173ZM178 11H179V10H178ZM12 12H13V11H12ZM16 12H17V11H16ZM20 12H19V13H20ZM29 12H31V11H29ZM81 12H82V11H81ZM105 12H106V11H105ZM105 12H104V13H105ZM109 12H111V11H109ZM160 12H161V13H160ZM160 12H159L160 14L163 13V11H160ZM168 12H169V11H168ZM19 13H15V12H14V15H15V14L17 15V14H19ZM24 13H25V12H24ZM43 13H44V12H43ZM56 13H57V12H56ZM56 13H55V14H56ZM72 13H73V12H72ZM72 13H71V14H72ZM75 13H76V12H75ZM77 13H78V11H77ZM100 13H101V12H100ZM111 13H113V12H111ZM139 13H140V12H139ZM144 13H145V12H144ZM146 13H147V12H146ZM150 13H151V12H150ZM155 13H156V12H155ZM188 13H189V12H188ZM207 13H208V12H207ZM5 14H7V12H6ZM12 14H13V13H12ZM28 14H29V13H28ZM41 14H42V13H41ZM50 14H51V13H50ZM50 14H49V15H50ZM52 14H53V13H52ZM62 14H63V13H62ZM81 14H82V13H81ZM92 14H93V13H92ZM105 14H107V12H106ZM105 14H104V15H105ZM136 14H137V13H136ZM156 14H157V13H156ZM156 14H155V15H156ZM164 14H165V13H164ZM169 14H171V13H169ZM176 14H177V13H176ZM184 14H185V13H184ZM8 15H9V14H8ZM20 15H22V14H20ZM58 15H59V13H58ZM98 15H100V14H98ZM114 15H115V14H114ZM127 15H128V14H127ZM155 15H152V16L156 17ZM167 15H168V14H167ZM181 15H182V14H181ZM9 16H10V15H9ZM22 16H23V15H22ZM29 16H30V15H29ZM62 16H63V15H62ZM71 16H72V15H71ZM102 16H103V15H102ZM157 16H158V15H157ZM160 16H161V15H160ZM160 16H159V17H160ZM11 17H12V16H11ZM19 17H20V16H19ZM26 17H28V16H26ZM35 17H36V16H35ZM47 17H48V16H47ZM77 17H78V16H77ZM105 17H106V16H105ZM111 17H112V16H111ZM148 17H149V16H148ZM165 17H166V16H165ZM170 17H171V16H170ZM175 17H176V15H175ZM175 17H171V18L174 19ZM186 17H188V16H186ZM8 18H9V17H8ZM17 18H18V17H17ZM30 18H32V16H30L29 19H30ZM41 18H42V17H41ZM49 18H50V17H49ZM52 18H53V17H52ZM101 18L105 20V18H103V17H101ZM133 18H134V17H133ZM151 18H152V17H151ZM156 18H157V17H156ZM160 18H161V17H160ZM162 18H164V17H162ZM171 18H170V19H171ZM184 18H185V17H184ZM6 19H7V18H6ZM18 19H19V18H18ZM37 19H38V18H37ZM63 19H64V18H63ZM139 19H140V18H139ZM158 19H159V18H158ZM167 19H168V18H167ZM173 19H172V20H173ZM15 20H17V19H15ZM32 20H33V19H32ZM32 20H31V22H32ZM43 20H44V19H43ZM45 20H46V19H45ZM51 20H52V19H51ZM51 20H49V21L51 22ZM55 20H56V19H55ZM71 20H72V19H71ZM75 20H78V19L76 18ZM80 20H81V19H80ZM104 20H103V21H104ZM122 20H123V19H122ZM128 20H129V19H128ZM140 20H141V19H140ZM172 20H170V22H171ZM188 20H189V18H188ZM2 21H3V20H2ZM23 21H24V20H23ZM35 21H36V20H35ZM41 21H42V20H41ZM73 21H74V20H73ZM100 21H101V20H100ZM108 21H109V19H108ZM129 21H130V20H129ZM136 21H137V20H136ZM146 21H147V20H146ZM153 21H154V20H153ZM157 21H158V20H157ZM160 21H161V20H160ZM160 21H158V22H160ZM179 21H181V20H179ZM203 21H204V20H203ZM13 22H14V21H13ZM16 22H17V21H16ZM36 22H37V21H36ZM36 22H35V23H36ZM42 22H43V21H42ZM46 22H47V21H46ZM56 22H57V21H56ZM94 22H95V21H94ZM97 22H98V21H97ZM165 22H167V21H165ZM177 22H178V19H177ZM183 22H184V19H183ZM183 22H182V23H183ZM213 22H214V21H213ZM241 22H242V21H241ZM3 23H4V22H3ZM7 23H9V22H7ZM7 23H6V24H7ZM44 23H45V22H44ZM47 23H48V22H47ZM47 23H46V24H47ZM51 23H52V22H51ZM63 23H64V22H63ZM74 23H75V22H74ZM76 23H77V22H76ZM105 23H106V22H105ZM112 23H113V22H112ZM140 23H141V21H140ZM147 23L149 24V22H147ZM151 23H152V22H150V25H149L150 27H149V28H152L151 26H154V25H155V22H154V25H151ZM172 23H173V22H172ZM175 23H176V21L174 22V28H175ZM180 23H181V22H180ZM180 23H178L179 26H181V28H183L184 24H183V26H182V23H181V25H180ZM185 23H186V21H185ZM187 23H188V22H187ZM242 23H243V22H242ZM258 23H259V22H258ZM4 24H5V23H4ZM6 24H5V25H6ZM12 24H14V23H11L10 25H12ZM15 24H16V23H15ZM18 24H19V23H18ZM23 24H24V22H23ZM36 24H37V23H36ZM81 24H82V23H81ZM101 24H103V23H101ZM101 24H100V25H101ZM157 24H158V23H157ZM197 24H198V23H197ZM207 24H208V23H207ZM214 24H215V23H214ZM223 24H224V23H223ZM232 24H233V23H232ZM248 24H249V23H247V26H248ZM254 24H255V23H254ZM16 25H17V24H16ZM16 25H15V27H16ZM19 25H20V24H19ZM24 25H25V24H24ZM47 25H48V24H47ZM47 25H46V26H47ZM49 25H50V24H49ZM49 25H48V26H49ZM51 25H52V24H51ZM51 25H50V27H51ZM78 25H79V24H78ZM126 25H127V24H126ZM130 25H131V23H130ZM137 25H138V24H137ZM146 25H147V24H146ZM185 25H186V24H185ZM190 25H191V24H190ZM190 25H189V26H190ZM219 25H220V23H219ZM239 25H240V24H239ZM241 25H243V24H241ZM29 26H30V25H29ZM56 26H57V25H56ZM66 26H67V25H66ZM72 26H74V25H72ZM83 26H84V25H83ZM96 26H97V25H96ZM133 26H134V25H133ZM159 26H160V28H161V24H159ZM165 26H166V25H165ZM170 26H171V25H170ZM187 26H188V25H187ZM187 26H186V27H187ZM221 26H222V25H221ZM232 26H233V25H232ZM234 26H235V25H234ZM27 27H28V26H27ZM30 27H31V26H30ZM35 27H36V26H35ZM64 27H65V25H64ZM92 27H93V26H92ZM94 27H95V26H94ZM102 27H103V26H102ZM140 27H141V26H140ZM143 27H144V26H143ZM168 27H169V26H168ZM168 27H167V28H168ZM190 27H191V26H190ZM194 27H195V26H194ZM237 27H238V26H237ZM248 27H249V26H248ZM2 28H3V27H2ZM4 28L6 29V26H5ZM13 28H14V26H13ZM13 28H12V29H13ZM21 28H22V26H21ZM25 28H26V27H25ZM54 28H55V27H54ZM79 28H80V27H79ZM99 28H100V27H99ZM99 28H97V29H99ZM107 28H108V26L106 27V30H107ZM160 28H159V30H160ZM164 28H165V27H164ZM205 28H206V27H205ZM219 28H221V27H219ZM232 28H233V27H232ZM238 28H240V27H238ZM259 28H260V27H259ZM16 29H17V28H16ZM47 29H48V28H47ZM49 29H50V28H49ZM66 29H67V28H66ZM71 29H72V28H71ZM156 29H158V28H156ZM172 29H173V28H172ZM172 29H171V30H172ZM185 29H186V28H185ZM202 29H203V28H202ZM210 29H212V28H210ZM6 30H7V29H6ZM21 30H22V29H21ZM32 30H33V29H32ZM52 30H53V29H52ZM55 30H56V29H55ZM90 30H91V29H90ZM93 30H94V29H93ZM106 30H105V31H106ZM111 30H112V29H111ZM132 30H133V29H132ZM153 30H154V29H152V31H153ZM171 30H170V31H171ZM175 30H176V29H175ZM182 30H183V29H182ZM188 30H189V29H188ZM188 30H187V32H188ZM206 30H207V29H206ZM212 30H213V29H212ZM212 30H211V31H212ZM236 30H237V29H236ZM236 30H235V31H236ZM254 30H255V29H254ZM254 30H253V33H254ZM263 30H264V29H263ZM3 31H5V30H3ZM14 31H15V30H14ZM19 31H20V30H19ZM25 31H26V29H25ZM59 31H60V30H59ZM98 31H99V30H98ZM100 31H101V30H100ZM116 31H117V30H116ZM133 31H135V30H133ZM143 31H144V30H143ZM172 31H173V30H172ZM172 31H171V32H172ZM193 31H194V30H193ZM198 31H200V30H198ZM235 31H234V32H235ZM239 31H240V30H239ZM256 31H257V30H256ZM26 32H27V31H26ZM54 32H56V31H54ZM140 32H141V31H140ZM150 32H151V31H150ZM160 32H161V31H160ZM162 32H163V31H162ZM162 32H161V35H160V36H159V33L157 32V34H158V35H156V36H158L157 38H159V37H161V36H162V37L164 36V35L162 34ZM166 32H167V31H166ZM168 32H169V31H168ZM185 32H186V31H185ZM191 32H192V31H191ZM196 32H197V31H196ZM212 32H213V31H212ZM229 32H230V31H229ZM234 32H233V33H234ZM263 32H264V31H263ZM15 33L17 34V32H15ZM21 33H22V31H21ZM33 33H34V32H33ZM50 33H51V30H50ZM64 33H65V32H64ZM93 33H94V32H93ZM99 33H100V32H99ZM99 33H98V34H99ZM107 33H108V32H107ZM117 33H118V32H117ZM142 33H143V32H142ZM155 33H156V32H155ZM163 33H164V32H163ZM175 33H176V32H175ZM175 33H174V34H175ZM179 33H180V31H179ZM182 33H183V32H182ZM203 33H205V30H204ZM220 33H221V32H220ZM253 33H252V34H253ZM6 34H7V33H6ZM9 34H10V32H9ZM9 34H8V35H9ZM11 34H12V33H11ZM38 34H40V33H38ZM44 34H45V33H44ZM71 34H72V33H71ZM79 34H80V33H79ZM109 34H110V33H109ZM115 34H116V33H115ZM115 34H114V36H115ZM143 34H144V33H143ZM165 34H166V33H165ZM169 34H170V33H169ZM176 34H177V33H176ZM185 34H186V33H185ZM193 34H194V33H193ZM228 34H229V33H228ZM236 34H237V32H236ZM13 35H14V34H13ZM19 35H20V33H19ZM27 35H28V34H27ZM46 35H47V34H46ZM52 35H54V34L52 33ZM67 35H68V34H67ZM99 35H100V34H99ZM148 35H149V34H148ZM153 35H155V34L153 33ZM153 35H152V36H153ZM166 35H167V34H166ZM172 35H173V34H172ZM189 35H190V34H189ZM191 35H192V34H191ZM203 35H204V34H203ZM208 35H209V34H208ZM230 35H231V34H230ZM0 36H1V35H0ZM2 36H3V35H2ZM2 36H1V37H2ZM9 36H11V35H9ZM15 36H16V35H14V38H15ZM25 36H26V35H25ZM32 36H34V35H32ZM42 36H43V35H42ZM47 36H48V35H47ZM80 36H83V34L80 35ZM104 36H105V35H104ZM124 36H125V35H124ZM124 36H122V37L124 38ZM131 36H133V35H131ZM140 36H141V35H140ZM146 36H147V35H146ZM178 36H180V35L178 34ZM193 36H194V35H193ZM213 36H215V35H213ZM224 36H227V35H224ZM1 37H0V38H1ZM3 37H4V36H3ZM5 37H7V35H6ZM37 37H38V36H37ZM45 37H46V36H45ZM48 37H49V36H48ZM51 37H52V36H51ZM122 37H121V38H122ZM164 37H165V36H164ZM166 37H167V36H166ZM173 37H174V36H173ZM175 37H176V36H175ZM180 37H181V36H180ZM184 37H185V35H184ZM186 37H188V36L186 35ZM202 37H203V36H202ZM228 37H229V35H228ZM245 37H247V36L245 35ZM245 37H244V38H245ZM259 37H260V36H259ZM10 38H11V37H10ZM46 38H47V37H46ZM52 38H53V37H52ZM76 38H77V37H76ZM99 38H100V37H99ZM107 38H108V37H107ZM111 38H112V37H111ZM123 38H122V39H123ZM129 38H130V37H129ZM153 38H154V36H153ZM167 38H168V37H167ZM178 38H179V37H178ZM178 38H177V39H178ZM181 38H182V37H181ZM233 38L235 39V37H233ZM236 38H237V37H236ZM1 39H2V38H1ZM15 39H16V38H15ZM23 39H24V38H23ZM41 39H42V37H41ZM58 39H59V38H58ZM60 39H61V38H60ZM69 39H71V38H69ZM92 39H94V38H92ZM105 39H106V37H105ZM114 39H115V38H114ZM122 39H121V40H122ZM124 39H125V38H124ZM124 39H123V40H124ZM132 39H133V38H132ZM136 39H137V38H135V40H136ZM139 39H140V38H139ZM151 39H152V38H151ZM151 39H150V40H151ZM159 39H162V38H159ZM164 39H165V38H164ZM192 39H193V37H192ZM192 39H191V40H192ZM197 39H198V38H197ZM203 39H204V38H203ZM213 39H216V38L213 37ZM225 39H226V38H225ZM225 39H224V41H225ZM246 39H247V38H246ZM259 39H260V38H259ZM6 40H7V38H6ZM26 40H27V39H26ZM26 40H25V41H26ZM39 40H40V39H39ZM82 40H83V39H82ZM106 40H107V39H106ZM140 40H141V39H140ZM154 40H156V39H154ZM171 40H172V39H171ZM175 40H176V39H175ZM175 40H174V41H175ZM179 40L181 41V40H183V39H179ZM236 40H237V39H236ZM240 40H242V39H240ZM250 40H251V39H250ZM255 40H256V39H255ZM2 41L4 42V40H2ZM14 41H15V40H14ZM41 41H42V40H40V43H41ZM47 41H48V40H47ZM53 41H54V40H53ZM76 41H77V40H76ZM86 41H87V39H86ZM95 41H96V40H95ZM107 41H108V40H107ZM116 41H117V39L115 40V42H116ZM126 41H127V40H126ZM146 41H147V40H146ZM148 41H149V40H148ZM158 41H159V40H158ZM158 41H157V42H158ZM168 41H169V39H168ZM174 41L172 40V42H174ZM186 41H187V40H186ZM231 41H232V39H231ZM12 42H13V41H12ZM12 42H11V43H12ZM16 42H17V41H16ZM19 42L21 43V41H19ZM32 42H33V41H32ZM49 42H50V41H49ZM54 42H55V41H54ZM63 42H64V41H63ZM67 42H68V41H67ZM67 42H66V43H67ZM79 42H80V41H79ZM102 42H104V41H102ZM144 42H145V41H144ZM144 42H143V43H144ZM160 42H161V40H160ZM163 42H164V41H163ZM163 42H161V44H163ZM165 42H166V40H165ZM176 42H177V41H176ZM210 42H211V41H210ZM233 42H234V41H233ZM235 42H236V41H235ZM237 42H238V41H237ZM250 42H251V41H250ZM0 43H1V42H0ZM14 43H15V42H14ZM61 43H62V42H61ZM66 43H65V44H66ZM71 43H73V42H71ZM81 43H82V42H81ZM113 43H114V42H113ZM174 43H175V42H174ZM185 43H186V42H185ZM203 43H205V42H203ZM207 43H208V42H207ZM220 43H221V42H220ZM261 43H263V42H261ZM2 44H3V43H2ZM114 44H115V43H114ZM127 44H128V43H127ZM136 44H137V43H136ZM144 44H145V43H144ZM147 44H148V43H147ZM152 44H155V43H152ZM167 44H168V43H167ZM170 44H171V42H170ZM172 44H173V43H172ZM177 44H178V43H177ZM179 44H180V43H179ZM257 44H258V42H257ZM8 45H10V44H8ZM19 45H20V44H19ZM19 45H17V46H19ZM45 45H46V44H45ZM67 45H68V44H67ZM71 45H72V44H71ZM74 45H75V44H74ZM81 45H82V44H81ZM81 45H80V46H81ZM108 45H109V44H108ZM119 45H120V43H119ZM122 45H123V44H122ZM134 45H135V44H134ZM156 45H157V44H156ZM159 45H160V44H159ZM164 45H165V47L167 46L165 43H164ZM173 45H174V44H173ZM175 45H176V43H175ZM221 45H222V44H221ZM240 45H241V44H240ZM248 45H249V43H248ZM253 45H254V44H253ZM2 46H3V45H2ZM6 46H7V45H6ZM88 46H89V45H87V47H88ZM114 46H115V45H114ZM116 46H117V45H116ZM150 46H151V45H150ZM152 46H153V45H152ZM152 46H151V47H152ZM154 46H155V45H154ZM189 46H190V45H189ZM191 46H192V45H191ZM206 46H207V45H206ZM233 46H234V45H233ZM243 46H244V45H243ZM245 46L247 47V44H246ZM250 46H251V45H250ZM50 47H51V46H50ZM60 47H61V46H60ZM63 47H64V46H63ZM76 47H77V45H76ZM89 47H90V46H89ZM91 47L93 48V46H91ZM100 47H101V46H100ZM118 47H119V46H118ZM122 47H123V46H122ZM142 47H143V46H142ZM171 47H172V46H171ZM177 47H178V46H177ZM186 47H187V46H186ZM213 47H214V46H213ZM226 47H227V46H226ZM234 47H235V46H234ZM260 47H261V46H260ZM64 48H66V46H65ZM71 48H73V46H72ZM83 48H84V47H83ZM92 48H90V49H92ZM106 48H107V46H106ZM110 48H111V46H110ZM113 48H114V47H113ZM120 48H121V47H120ZM144 48H145V47H144ZM144 48H143V49H144ZM148 48H149V47H148ZM153 48L155 49V47H153ZM153 48H152V49H153ZM161 48L164 49V47H161ZM166 48H167V47H166ZM210 48H211V47H210ZM218 48H219V47H218ZM27 49H28V48H27ZM40 49H41V48H40ZM60 49H61V48H60ZM60 49H59V50H60ZM68 49H69V48H68ZM68 49H67V50H68ZM75 49H77V48H75ZM81 49H82V48H81ZM101 49H102V47H101ZM179 49H180V47H179ZM194 49H195V48H192V50H194ZM207 49H208V47H207ZM6 50H8V48H7ZM9 50H10V49H9ZM25 50H26V49H25ZM55 50H56V48H55ZM140 50H141V48H140ZM147 50H148V49H147ZM150 50H151V49H150ZM150 50H148V51L150 52ZM157 50H158V49H156V51H157ZM161 50H162V49H160V51H161ZM172 50H173V49H172ZM203 50H204V49H203ZM2 51H4V50H2ZM14 51H15V50H14ZM41 51H42V50H41ZM53 51H54V50H53ZM56 51H57V50H56ZM60 51H61V50H60ZM60 51H58V52L61 53ZM73 51H74V49H73ZM84 51H85V50H84ZM86 51H87V50H86ZM110 51H111V49H110ZM143 51H144V50H143ZM160 51L158 50V52H160ZM174 51H175V49H174ZM180 51H181V49H180ZM183 51H184V50H183ZM205 51H206V50H205ZM7 52H8V51H7ZM37 52H38V51H37ZM44 52H45V51H44ZM70 52H71V51H70ZM87 52H88V51H87ZM90 52H91V51H90ZM134 52H135V51H134ZM146 52H147V51H146ZM166 52H167V50L165 51V53H166ZM2 53H3V52H2ZM11 53H12V52H11ZM11 53H10V54H11ZM28 53H29V52H28ZM47 53H48V52H47ZM53 53H54V52H53ZM59 53H58V54H59ZM66 53H67V52H66ZM74 53H75V52H74ZM84 53H85V52H84ZM125 53H126V51H125ZM150 53H151V52H150ZM156 53H157V52H156ZM163 53H164V50H163ZM163 53H160V56H161V54H162L163 57H164V59H165V53H164V54H163ZM168 53H169V51H168ZM174 53H176V52H174ZM174 53H173V54H174ZM185 53H186V51H185ZM201 53H202V52H201ZM21 54H22V53H21ZM30 54H31V53H30ZM70 54H71V53H70ZM70 54H69V55H70ZM76 54H77V53H76ZM76 54H75V55H76ZM87 54H88V53H87ZM105 54H106V53H105ZM128 54H129V53H128ZM170 54H171V53H170ZM1 55H2V54H1ZM1 55H0V56H1ZM6 55H7V54H6ZM11 55H12V54H11ZM66 55H67V54H66ZM72 55H73V54H72ZM130 55H131V54H130ZM134 55H135V54H134ZM152 55H153V54H152ZM152 55H151V57H152ZM154 55H155V54H154ZM157 55H158V57H159V54H157ZM182 55H183V54H182ZM8 56H9V55H8ZM19 56H20V55H19ZM29 56H30V55H29ZM32 56H33V55H32ZM43 56H44V55H43ZM54 56H55V54H54ZM77 56H78V55H77ZM83 56H84V55H83ZM113 56H114V55H113ZM118 56H119V55H118ZM167 56H168V58H169V55H168V54H167ZM167 56H166V59H168ZM172 56H173V55H172ZM175 56H176V55H175ZM199 56H200V55H199ZM3 57H5V56H3ZM12 57H13V55H12ZM24 57H25V56H24ZM26 57H27V56H26ZM57 57H58V56H57ZM66 57H67V56H66ZM105 57H106V56H105ZM109 57H110V56H109ZM138 57H139V56H138ZM143 57H144V56H143ZM192 57H193V56H192ZM15 58H16V56H15ZM22 58H23V57H22ZM64 58H65V57H64ZM81 58H82V57H81ZM129 58H131V57L129 56L128 59H129ZM144 58H147V57H144ZM176 58H177V56H176ZM185 58H186V57H185ZM187 58H188V57H187ZM194 58H195V55H194ZM2 59H3V58H2ZM11 59H12V58H11ZM17 59H18V58H17ZM85 59H86V58H85ZM109 59H110V58H109ZM118 59H119V58H118ZM148 59H149V57H148ZM169 59H170V58H169ZM169 59H168V60H169ZM174 59H175V58H174ZM174 59L172 58V59H170V61L173 60V63H174ZM180 59H181V58H180ZM183 59H184V58H183ZM6 60H7V59H5V61H6ZM9 60H10V59H9ZM12 60H13V59H12ZM19 60H20V59H19ZM21 60H22V59H21ZM28 60H30V59H28ZM28 60H25V61L27 62ZM33 60H34V59H33ZM36 60H37V59H36ZM43 60H44V59H43ZM55 60H56V59H55ZM69 60H70V59H69ZM119 60H120V59H119ZM122 60H123V59H122ZM142 60H143V58H142ZM149 60H150V59H149ZM154 60H155V59H154ZM157 60H158V59H157ZM161 60H163V59H161ZM168 60H167V61H168ZM189 60L191 61L190 58H189ZM192 60H193V59H192ZM0 61H1V60H0ZM17 61H18V60H17ZM31 61H32V60H31ZM49 61H50V60H49ZM52 61H53V60H52ZM61 61H62V60H61ZM112 61H113V60H112ZM126 61H127V60H126ZM138 61H139V59H138ZM167 61L165 60V62H167ZM175 61H176V60H175ZM186 61H187V60H186ZM7 62H8V61H7ZM21 62L25 63L23 60H22ZM75 62H76V61H75ZM82 62H83V60H82ZM120 62H121V61H120ZM129 62H130V60H129ZM136 62H137V61H136ZM136 62H135V63H136ZM143 62H145V61H143ZM146 62H147V60H146ZM159 62H160V61H159ZM17 63H18V62H17ZM31 63H32V62H31ZM31 63H30V65H31ZM41 63H42V62H41ZM70 63H71V62H70ZM72 63H73V61H72ZM78 63H80V62H78ZM97 63H98V62H97ZM108 63H109V61H108ZM110 63H111V62H110ZM113 63H114V61H113ZM138 63H139V62H138ZM138 63H137V64H138ZM141 63H142V62H141ZM161 63H162V62H160V64H161ZM170 63H171V62H170ZM170 63L168 62L167 64L169 65ZM20 64H21V63H19V65H20ZM25 64H26V63H25ZM25 64H24V65H25ZM32 64H33V63H32ZM65 64H66V63H65ZM123 64H124V63H123ZM137 64H136L135 66H137ZM145 64H146V63H145ZM148 64H149V63H148ZM152 64H153V63H152ZM157 64H158V62H157ZM157 64H156V65H157ZM160 64H159V65H160ZM164 64H165V63H164V61H163V64H161V66L164 65ZM176 64H177V63L175 62V65H176ZM185 64H187V63H185ZM2 65H3V64H2ZM11 65H12V63H11ZM14 65H15V64H14ZM24 65H23V66H24ZM26 65H27V64H26ZM33 65H34V64H33ZM47 65H48V62H47ZM90 65H91V63H90ZM107 65H111V64H107ZM112 65H113V64H112ZM126 65H127V64H126ZM131 65H132V64H131ZM149 65H150V64H149ZM170 65L172 66V64H170ZM183 65H184V64H183ZM7 66H8V65H7ZM15 66H16V65H15ZM35 66H36V64H35ZM45 66H46V65H45ZM99 66H100V65H99ZM99 66H98V67H99ZM116 66H117V65H116ZM121 66H122V65H121ZM133 66H134V65H133ZM141 66H142V65H141ZM143 66H144V65H143ZM151 66H152V65H151ZM151 66H150V67H151ZM178 66H179V65H178ZM17 67H19L18 64H17ZM36 67H37V66H36ZM40 67H42V66L40 65ZM43 67H44V66H43ZM47 67H48V66H47ZM55 67H56V66H55ZM69 67H70V65H69ZM69 67H68V68H69ZM74 67H75V66H74ZM89 67H90V66H89ZM112 67H115V66L113 65ZM122 67H123V66H122ZM159 67H160V66H159ZM166 67H167V66H166ZM168 67H169V66H168ZM181 67H183V66H181ZM184 67H185V66H184ZM4 68H5V66H4ZM6 68H7V67H6ZM8 68H9V67H8ZM10 68H11V67H10ZM25 68H28V67L25 66ZM33 68H35V67H33ZM49 68H51V67H49ZM53 68H54V67H53ZM53 68H51V69H53ZM64 68H65V65H64ZM120 68H121V67H120ZM139 68H140V67H139ZM162 68H163V66H162ZM170 68H171V67H170ZM170 68H169V70H170ZM173 68H174V65H173L172 69H173ZM188 68H189V67H188ZM201 68H202V67H201ZM40 69H41V68H40ZM47 69H48V68H47ZM59 69H60V68H59ZM59 69H58V70H59ZM85 69H86V68H85ZM85 69H84V70H85ZM93 69H94V68H93ZM97 69H98V68H97ZM97 69H95V70H97ZM118 69H119V68H118ZM118 69H117V70H118ZM133 69H134V68H133ZM140 69H141V68H140ZM143 69H144V71H145V68H143ZM156 69H157V67H156ZM158 69H159V68H158ZM158 69H157V70H158ZM164 69H165V66H164ZM164 69H163V70H164ZM186 69H187V68H186ZM4 70H6V69H4ZM7 70H8V69H7ZM7 70H6L5 72H3V74L6 73V72H8ZM11 70H12V69H11ZM11 70H10V72L13 71V70H12V71H11ZM26 70H27V69H26ZM53 70H55V69H53ZM72 70H73V68H72ZM103 70H104V69H102L101 71H103ZM134 70H135V69H134ZM150 70H151V69H150ZM173 70H174V69H173ZM181 70H182V68L180 69V72H181ZM190 70H191V69H190ZM196 70H197V69H196ZM28 71H30V70H28ZM37 71H38V70H37ZM49 71H50V69H49ZM87 71H88V70H87ZM152 71H153V69H152ZM152 71H151V72H152ZM154 71H155V70H154ZM0 72H1V71H0ZM31 72H33V71H31ZM73 72H74V71H73ZM91 72H93V70H92ZM116 72H117V71H116ZM124 72H125V71H124ZM135 72H136V70H135ZM147 72H148V71H147ZM147 72H145V75H147ZM151 72H150V73H151ZM158 72H160V71H158ZM174 72H176V71H174ZM177 72H178V70H177ZM184 72H185V71H184ZM12 73H13V72H12ZM18 73H19V72H18ZM37 73H38V72H37ZM50 73H53V71L50 72ZM50 73H49V75H50ZM55 73H56V72H55ZM64 73H65V72H64ZM71 73H72V72H71ZM74 73H75V72H74ZM84 73H85V72H84ZM95 73H96V72H95ZM105 73H106V72H105ZM126 73H127V72H126ZM142 73H143V72H142ZM181 73H182V72H181ZM186 73H187V72H186ZM189 73H190V72H189ZM200 73H201V72H200ZM8 74H11V73H8ZM8 74H6V75H8ZM14 74L16 75V73H14ZM25 74H26V73H25ZM34 74H35V73H34ZM60 74H62V73H60ZM86 74H87V72H86ZM90 74H91V73H89V75H90ZM103 74H104V72H103ZM103 74L101 73L100 76H103ZM108 74H109V73H108ZM117 74H119V73H117ZM123 74H124V73H123ZM152 74H153V72H152ZM152 74H151V75H152ZM157 74H158V73H157ZM157 74H156V75H157ZM162 74H163V77H165L164 79L173 78L172 70L169 71V72H168V70L163 71ZM4 75H5V74H4ZM4 75H3V76H4ZM19 75H20V74H19ZM32 75H33V73H32ZM40 75H41V74H40ZM64 75L66 76V74H64ZM81 75H82V74H81ZM93 75H94V74H93ZM93 75H91V76H93ZM97 75H98V74H97ZM121 75H122V72H121ZM126 75H127V74H126ZM148 75H149V74H148ZM153 75H154V74H153ZM158 75H159V74H158ZM160 75H161V74H160ZM181 75H182V74H181ZM192 75H193V74H192ZM196 75H197V73H196ZM201 75H202V74H201ZM9 76H11V75H9ZM12 76H14V75H12ZM42 76H43V75H42ZM70 76H71V75H70ZM70 76H69V77H70ZM91 76H90V77H91ZM104 76H105V74H104ZM112 76H113V75H112ZM138 76H139V75H138ZM140 76H141V75H140ZM142 76H143V75H142ZM149 76H150V75H149ZM194 76H195V75H194ZM199 76H200V75H199ZM36 77H37V76H36ZM38 77H39V76H38ZM56 77H57V76H56ZM67 77H68V76H67ZM73 77H74V76H73ZM75 77H76V76H75ZM123 77H124V76H123ZM129 77H130V75H129ZM160 77H161V76H160ZM175 77H176V76H175ZM175 77H174V78H175ZM177 77H178V76H177ZM1 78H2V77H1ZM11 78H12V77H11ZM16 78H17V80H18V79L20 78V76H19V77H16ZM22 78H23V77H22ZM22 78H21V80H22ZM46 78H47V77H46ZM65 78H66V77H65ZM109 78H110V77H109ZM145 78H146V76H145ZM189 78H190V77H189ZM196 78H199V77H196ZM2 79H3V78H2ZM23 79H24V78H23ZM69 79H70V78H69ZM97 79H98V77H97ZM107 79H108V76H107ZM134 79H137V78H134ZM146 79H147V78H146ZM153 79H155L154 76H153ZM164 79H163V80H164ZM175 79H176V78H175ZM0 80H1V79H0ZM12 80H13V78H12ZM61 80H62V78H61ZM71 80H72V79H71ZM79 80H81V79H79ZM89 80H90V79H89ZM92 80H93V79H92ZM150 80H151V79H149V81H150ZM158 80H159V78H158ZM161 80H162V79H161ZM177 80H178V79H177ZM182 80H183V78L181 79V81H182ZM5 81H6V80H5ZM14 81H15V80H14ZM22 81H23V80H22ZM67 81H68V80H67ZM76 81H77V80H76ZM84 81H86V80H84ZM95 81H96V80H95ZM108 81H109V80H108ZM110 81H111V80H110ZM136 81H137V80H136ZM142 81H144V79H143ZM147 81H148V79L146 80V82H147ZM151 81H153V80H151ZM159 81H160V80H159ZM189 81H190V80H189ZM199 81H200V80H199ZM201 81H202V80H201ZM20 82H21V81H19V83H20ZM59 82H60V81H59ZM71 82H72V81H71ZM89 82H90V81H89ZM93 82H94V81H93ZM96 82H98V81H96ZM101 82H102V81H101ZM104 82H105V81H104ZM116 82H118V81H116ZM138 82H139V81H138ZM163 82H165V80H164ZM6 83H7V82H6ZM17 83H18V82H17ZM25 83H26V82H25ZM60 83H61V82H60ZM126 83H127V82H126ZM136 83H137V82H136ZM141 83L143 84V82H141ZM141 83H140V84H141ZM157 83H158V82H157ZM160 83H161V82H160ZM165 83H166V82H165ZM189 83H190V82H189ZM202 83H203V82H202ZM1 84H2V83H1ZM1 84H0V85H1ZM4 84H5V83H4ZM12 84H13V83H12ZM21 84H22V83H21ZM67 84H68V83H67ZM92 84H93V83H92ZM98 84H99V83H98ZM101 84H102V83H101ZM108 84H109V83H108ZM111 84H112V83H111ZM118 84H119V82H118ZM132 84H133V83H132ZM142 84H141V85H142ZM145 84H146V83H145ZM167 84H168V83H167ZM179 84H180V82H179ZM13 85H14V84H13ZM76 85H77V84H76ZM79 85H80V82H79ZM79 85L77 86V88L79 87ZM96 85H97V84H96ZM99 85H100V84H99ZM112 85H114V84H112ZM134 85H135V84H134ZM1 86H2V85H1ZM3 86H4V85H3ZM7 86H8V85H7ZM9 86H10V85H9ZM15 86H16V85H15ZM15 86H14V87H15ZM88 86H91V84L88 85ZM124 86H125V85H124ZM129 86H130V85H129ZM135 86H136V85H135ZM146 86H147V90H148V88L151 87V84H150V86H149L148 84H147ZM146 86H144V88H146ZM148 86H149V87H148ZM154 86H155V85H154ZM162 86H163V85H162ZM165 86H166V85H165ZM168 86H170V85H168ZM168 86H167V87H168ZM188 86H189V85H188ZM19 87H20V86H19ZM35 87H36V86H35ZM68 87H69V86H68ZM72 87H73V86H72ZM81 87H82V86H81ZM81 87H80V88H81ZM84 87H85V86H84ZM107 87H108V86H107ZM109 87H110V85H109ZM120 87H121V85H120ZM127 87H128V86H127ZM160 87H161V86H160ZM192 87H193V85H192ZM1 88H2V87H1ZM6 88H7V87H6ZM11 88H12V87H11ZM17 88H18V86H17ZM46 88H47V87H46ZM87 88H89V87H87ZM87 88H86V89H87ZM97 88H99V87H97ZM97 88H96V89H97ZM100 88H101V87H100ZM104 88H105V86H104ZM113 88H115V86H113ZM118 88H119V87H118ZM170 88H171V87H169V89H170ZM173 88H174V86H173ZM173 88H172V89H173ZM180 88H181V87H180ZM185 88H186V87H185ZM194 88H195V87H194ZM194 88H193V89H194ZM200 88H201V87H200ZM12 89H13V88H12ZM15 89H16V88H15ZM35 89H36V88H35ZM43 89H44V88H43ZM74 89H75V88H74ZM81 89H83V88H81ZM89 89H90V88H89ZM91 89L93 90V87H92ZM94 89H95V88H94ZM106 89H107V88H106ZM122 89H123V88H122ZM150 89H151V88H150ZM160 89H161V88H160ZM162 89H163V88H162ZM164 89H165V88H164ZM167 89H168V88H167ZM167 89H166V90H167ZM5 90H6V89H5ZM10 90H11V89H10ZM10 90H9V91H10ZM49 90H50V89H49ZM108 90H109V89H108ZM108 90H107V91H108ZM129 90H130V89H129ZM166 90H164V91H166ZM176 90H177V89H176ZM187 90H188V89H187ZM0 91L2 92V90H0ZM22 91H23V89H22ZM58 91H60V90H58ZM58 91H57V92H58ZM72 91H73V89H72ZM87 91H88V89H87ZM102 91H103V90H102ZM104 91H105V90H104ZM109 91H110V90H109ZM112 91H113V89H112ZM116 91H119V89L116 90ZM138 91H139V90H138ZM140 91H141V90H140ZM142 91H143V90H142ZM148 91H149V90H148ZM153 91H154V89H153ZM173 91H174V90H173ZM173 91H172V92H173ZM182 91H183V90H180V94H181ZM39 92H40V90H39ZM74 92H75V91H74ZM82 92H83V91H82ZM88 92H89V91H88ZM93 92H94V91H93ZM98 92H99V95H100L101 90L98 91ZM98 92H97V93H98ZM124 92H125V91H124ZM135 92H136V91H135ZM145 92H146V91H145ZM161 92L164 93L163 91L160 90V91H158V95H160L159 93H161ZM176 92H178V91H176ZM183 92H184V91H183ZM2 93H4V91H3ZM8 93H10V92H8ZM12 93H13V92H12ZM24 93H25V91H24ZM60 93H61V92H60ZM70 93H71V92H70ZM84 93H85V92H84ZM84 93H83V94H84ZM97 93H95V94H97ZM108 93H109V92H108ZM114 93H115V92H114ZM120 93H121V92H120ZM120 93H119V94H120ZM122 93H123V92H122ZM133 93H134V91H133ZM133 93H132V94H133ZM136 93H138V92H136ZM147 93H148V92H147ZM150 93H151V91H150ZM166 93H167L166 95L172 94L171 91H170V93H169V91H168V92L166 91ZM174 93H175V92H173V94H174ZM185 93H186V92H185ZM201 93H202V92H201ZM6 94H7V91H6ZM42 94H43V93H42ZM44 94H45V92H44ZM75 94H78V92H76ZM83 94H81V97H82ZM86 94H87V93H86ZM86 94H85V95H86ZM89 94H91V90H90V93H89ZM92 94H93V93H92ZM110 94H111V93H110ZM126 94H127V93H126ZM128 94H129V93H128ZM142 94H143V92H142ZM178 94H179V93H178ZM178 94H177V95H178ZM182 94H183V93H182ZM45 95H46V94H45ZM52 95H53V94H52ZM73 95H74V94H73ZM79 95H80V94H79ZM93 95H94V94H93ZM112 95H113V92H112ZM134 95H135V94H134ZM147 95H148V94H147ZM147 95H146V96H147ZM0 96H1V93H0ZM3 96H6V95L4 94V95H2V97H3ZM27 96H28V95H27ZM75 96H76V95H75ZM87 96H88V95H87ZM89 96H90V95H89ZM101 96H102V95H101ZM101 96H99V97H101ZM114 96H116V95H114ZM114 96H113V97H114ZM123 96H124V95H123ZM123 96H121V97H122V98H125V97H123ZM126 96H127V95H126ZM148 96H149V95H148ZM160 96H161V95H160ZM160 96H159V97H160ZM169 96L171 97L172 95H169ZM173 96H174V95H173ZM179 96H180V95H178V97H179ZM199 96H200V95H199ZM6 97H7V96H6ZM67 97H68V95H67ZM78 97H80V96H78ZM81 97H80V98H81ZM102 97H103V96H102ZM113 97H112V99H113ZM127 97H129V96H127ZM127 97H126V100H127V99L129 100V98H127ZM130 97H131V96H130ZM166 97H167V96H166ZM166 97H164V98H166ZM170 97H169V98H170ZM176 97H177V96H176ZM32 98H33V97H32ZM53 98H54V97H53ZM60 98H61V97H60ZM62 98H63V96H62ZM69 98H70V97H68V99H69ZM80 98H78V99H80ZM91 98H92V97H91ZM105 98H106V97H105ZM109 98H110V97H109ZM144 98H145V97H144ZM164 98L162 97L161 99H160V98H159V99H160V100H163ZM169 98H167L166 100L168 101ZM171 98H172V97H171ZM173 98L175 99V97H173ZM173 98H172V100H173ZM184 98H185V97H184ZM9 99H10V98H9ZM16 99H17V98H16ZM16 99H15V100H16ZM23 99H25V98L23 97ZM38 99H39V98H38ZM66 99H67V98H66ZM76 99H77V97H76ZM81 99H82V98H81ZM100 99H101V98H100ZM102 99H103V98H102ZM107 99H108V98H107ZM116 99H117V98H115V100H116ZM119 99H120V98H119ZM131 99H132V98H131ZM131 99H130V101H131ZM145 99H146V98H145ZM159 99H158V100H159ZM179 99H180V98H179ZM182 99H183V98H182ZM182 99H181L180 101H182ZM189 99L192 100L191 98H189ZM202 99H203V97H202ZM0 100H2V98H1ZM4 100H5V99H4ZM6 100H8V99H6ZM11 100H12V98H11ZM11 100H10V101H11ZM13 100H14V99H13ZM13 100H12V101H13ZM28 100L30 101V99H28ZM39 100H40V99H39ZM59 100H61V99H59ZM59 100H58L57 103L60 105ZM74 100H75V98H74ZM90 100H91V99H90ZM90 100H88V101H90ZM92 100H93V99H92ZM92 100H91V101H92ZM108 100H109V99H108ZM113 100H114V99H113ZM128 100H127V101H128ZM169 100H170V99H169ZM176 100H177V99H176ZM185 100H187V99H185ZM190 100H188V101H190ZM8 101H9V100H8ZM24 101H25V100H24ZM75 101H76V100H75ZM78 101H79V100H78ZM78 101H77V102H78ZM93 101H94V100H93ZM99 101H101V103H102V101H104V103H105V101H107V100H99ZM99 101H98V103H99ZM117 101H118V99H117ZM117 101H115V102H113V103L115 104V103H120V102H121V101H120V102H119V101L117 102ZM122 101H123V100H122ZM127 101H126V102H127ZM152 101H153V100H152ZM177 101H178V100H177ZM1 102H2V101H1ZM13 102H14V101H13ZM19 102H21V99H20ZM30 102H31V101H30ZM30 102H29V103H30ZM53 102H54V101H53ZM61 102H62V101H61ZM72 102H73V101H72ZM79 102H80V105H78V107H79V106H82L81 104H82L83 101L81 102V100H80ZM79 102H78V104H79ZM131 102H133V100H132ZM169 102H171V101H169ZM174 102H175V101H174ZM178 102H179V101H178ZM178 102H176V103H178ZM183 102L185 103V101H183ZM192 102H193V101H192ZM201 102H202V101H201ZM31 103H32V102H31ZM36 103H37V101H36ZM45 103H46V102H45ZM70 103H71V102H70ZM86 103H87V102H86ZM86 103H85V104H86ZM96 103H97V102H96ZM101 103H100L99 105H101ZM122 103L124 104V102H122ZM129 103H130V102H129ZM152 103H153V102H152ZM162 103H163V102H162ZM176 103H175V104H176ZM179 103H180V102H179ZM181 103H182V102H181ZM5 104H6V103H5ZM19 104H21V103H19ZM26 104H27V103H26ZM26 104H25V105H26ZM32 104H34V103H32ZM37 104H38V103H37ZM47 104H48V103H47ZM63 104H64V103H63ZM93 104H94V103H93ZM127 104H128V102H127ZM134 104L137 105L136 103H134ZM167 104H168V103H167ZM170 104H171V103H170ZM173 104H174V103H172V105H173ZM186 104H189V103L187 102ZM186 104H185V106H186ZM192 104H193V103H192ZM2 105H3V103H2ZM2 105H1V107H2ZM15 105H16V104H15ZM39 105H40V104H39ZM48 105H49V104H48ZM53 105H54V103H53ZM64 105H65V104H64ZM66 105H67V104H66ZM88 105H89V104H88ZM90 105H91V104H90ZM90 105H89V106H90ZM96 105H97V104H96ZM115 105H116V104H115ZM124 105H125V104H124ZM131 105H132V104H131ZM140 105H143V103L140 104ZM144 105H145V103H144ZM160 105H161V104H160ZM162 105H163V104H162ZM162 105H161V106H162ZM165 105H166V103H164L163 108H164V107H166V108L169 107V104H168V106H167V105L165 106ZM181 105H183V104H181ZM190 105H191V104H190ZM190 105H189V106H190ZM193 105H194V104H193ZM5 106H6V105H5ZM8 106H9V105H8ZM18 106H19V105H18ZM21 106H22V105H21ZM26 106H27V105H26ZM26 106H25V107H26ZM30 106H31V105H30ZM30 106H29V107H30ZM36 106H37V105H36ZM41 106H42V105H41ZM45 106H46V105H45ZM45 106H44V107H45ZM62 106H63V105H62ZM70 106H71V105H70ZM76 106H77V104H76ZM104 106H106V104H104ZM112 106H113V105H111L110 110L114 109V107H115V106H114V107H112ZM127 106H128V105H127ZM133 106H134V105H133ZM133 106H132V109H133ZM173 106H174V105H173ZM16 107H17V106H16ZM33 107H34V106H33ZM46 107H47V106H46ZM46 107H45V108H46ZM48 107H50V106H48ZM66 107H67V106H66ZM84 107H85V105H84V103H83L82 108H84ZM125 107H126V106H125ZM137 107H138V106H136L135 108H137ZM182 107H183V106H182ZM191 107H192V105H191ZM12 108H13V107H12ZM45 108H44V109H45ZM55 108H56V107H55ZM57 108H59V106H58ZM63 108H64V107H63ZM75 108H76V107H75ZM119 108H120V107H119ZM142 108H144V107L141 106V109H142ZM146 108H147V107H146ZM146 108H145V109H146ZM155 108H156V107H155ZM158 108H159V107H158ZM158 108H157V109H158ZM170 108H171V107H170ZM176 108H177V107H176ZM197 108H198V107H197ZM197 108H196V109H197ZM3 109H4V108H3ZM5 109H6V107H5ZM14 109H15V108H13V111H14ZM20 109H21V108H20ZM29 109H30V108H29ZM31 109H32V108H31ZM34 109H36V108L34 107ZM38 109H39V108H38ZM40 109H41V108H40ZM48 109H49V108H48ZM48 109H47V110H48ZM73 109H74V108H73ZM80 109H81V108H80ZM100 109H102V108H100ZM103 109H104V107H103ZM106 109H107V108H106ZM122 109H123V108H122ZM124 109H125V108H124ZM124 109H123V110H124ZM127 109H129V108L127 107ZM164 109H165V108H164ZM167 109H168V108H167ZM192 109H193V108H190V110H192ZM18 110H19V109H18ZM84 110H85V109H84ZM94 110H95V109H94ZM94 110H93V111H94ZM108 110H109V109H108ZM110 110H109V112H110ZM119 110H120V109H119ZM123 110H122V111H123ZM130 110H131V109H130ZM133 110H134V109H133ZM135 110H136V109H135ZM135 110H134V111H135ZM143 110H144V109H143ZM146 110H147V109H146ZM165 110H166V109H165ZM169 110L174 111L173 108H171V109H169ZM185 110H186V109L184 108L183 112H184ZM2 111H3V110H2ZM11 111H12V110H11ZM29 111H30V110H29ZM29 111H28V112H29ZM35 111H36V110H35ZM35 111H34V112H35ZM37 111H38V110H37ZM50 111H51V110H50ZM57 111H58V110H57ZM68 111H70V110H68ZM72 111H73V110H72ZM75 111H76V109H75ZM81 111H82V110H81ZM81 111L78 112V113H76L78 118H81V117H79V116H80L79 113L84 114L83 112H85V111H82V112H81ZM95 111H96V110H95ZM99 111L102 112V110H99ZM131 111H132V110H131ZM155 111H157V110H155ZM159 111H161V109H160ZM167 111H168V110H167ZM176 111H178V110H176ZM16 112H18V111H16ZM24 112H25V111H24ZM32 112H33V110H32ZM40 112H42V111H40ZM66 112H67V111H66ZM96 112H98V110H97ZM109 112H107V114H108ZM125 112H127V111L125 110V111H124V114H125ZM128 112H129V110H128ZM141 112H142V111H141ZM169 112L171 113V111H169ZM174 112H175V111H174ZM196 112H197V111H196ZM2 113H3V112H2ZM2 113H1V111H0V116L3 115ZM7 113H8V112H7ZM9 113H10V112H9ZM18 113H19V112H18ZM30 113H31V111L29 112V114H30ZM86 113H87V112H86ZM86 113H85V114H86ZM90 113H91V112H90ZM129 113H130V112H129ZM132 113H133V112H132ZM136 113H137V112H136ZM136 113H134V114H136ZM146 113H149V111H148V112L146 111ZM170 113H169V114H170ZM172 113H173V112H172ZM186 113H187V112H186ZM186 113H185V114H186ZM197 113H198V112H197ZM5 114H6V113H5ZM5 114H4V115H5ZM14 114H15V113H14ZM19 114H20V113H19ZM27 114H28V113H27ZM36 114H39V113H36ZM40 114H41V113H40ZM40 114H39V115H40ZM64 114H65V113H64ZM85 114H84V115H85ZM100 114H101V113H100ZM118 114H119V113H118ZM122 114H123V113H122ZM122 114H121V116H122ZM124 114H123V115H124ZM134 114H132V115H134ZM138 114H139V112H138ZM155 114L157 115L156 112H155ZM158 114H159V113H158ZM187 114H188V113H187ZM4 115L1 116V120H2V118L4 117ZM21 115H22V113H21ZM31 115H32V113H31ZM71 115H73V114H71ZM78 115H79V116H78ZM92 115H94V114H92ZM92 115H89V116L91 117ZM95 115H96V114H95ZM98 115H99V114H98ZM105 115H106V114H105ZM114 115H115V114H114ZM142 115H143V114H142ZM146 115H147V114H146ZM149 115H150V116H151V115H154V113H153V114L149 113ZM174 115H175V114H174ZM176 115H177V112H176ZM178 115L180 116V114H178ZM9 116H10V115H9ZM15 116H16V115H15ZM25 116H26V115H25ZM85 116H86V115H85ZM111 116H112V115H111ZM111 116H110V117H111ZM127 116H128V115H127ZM129 116H131V115H129ZM138 116H140V115H138ZM143 116H144V115H143ZM150 116H148V117H150ZM158 116H159V115H158ZM161 116H162V115H161ZM170 116H171V115H170ZM179 116H178V118H179ZM183 116H185V115H183ZM5 117H6V115H5ZM7 117H8V115H7ZM12 117H13V116H12ZM18 117H19V116H18ZM39 117H40V116H39ZM71 117H73V116H71ZM77 117H76V118H77ZM122 117H123V116H122ZM132 117H133V116H132ZM136 117H137V116H136ZM166 117H167V115H166ZM171 117H172V116H171ZM176 117H177V116H174V119H176ZM192 117H193V116H192ZM8 118H9V117H8ZM13 118L16 119L17 117H13ZM21 118H22V117H21ZM32 118H35V117H32ZM36 118H38L37 115H36ZM48 118H49V117H48ZM62 118H63V117H62ZM78 118H77V119H78ZM83 118H84V117H83ZM83 118H82V119H83ZM85 118H86V117H85ZM101 118H102V117H101ZM108 118H109V117H108ZM114 118H115V117H114ZM137 118H138V117H137ZM186 118H187V116H186ZM197 118H198V117H197ZM23 119H24V118H23ZM27 119H28V118H27ZM29 119H30V118H29ZM40 119H41V117H40ZM42 119H43V118H42ZM58 119H61V118H58ZM77 119H76V120H77ZM89 119H90V118H89ZM93 119H94V118H93ZM93 119H92V120H93ZM116 119H117V118H116ZM131 119H132V118H131ZM153 119H154V118H153ZM163 119H164V118H163ZM167 119H168V118H167ZM179 119H182V117L179 118ZM183 119H184V118H183ZM6 120H7V118H6ZM9 120H10V118H9ZM12 120H13V119H12ZM17 120H18V119H17ZM20 120L22 121V119H20ZM44 120H45V119H44ZM47 120H48V119H47ZM50 120H51V119H50ZM109 120H112V121H113V119H110V118H109ZM124 120H125V117H124ZM127 120H130V119H127ZM127 120H126V122H127ZM141 120H142V119H141ZM168 120H171V119H168ZM176 120H177V119H176ZM176 120H175V121H176ZM198 120H199V119H198ZM14 121H15V120H14ZM25 121H26V120H25ZM27 121H28V120H27ZM29 121H30V120H29ZM35 121H36V120H35ZM37 121H38V120H37ZM59 121H60V120H59ZM68 121H69V120H68ZM77 121H78V120H77ZM82 121H83V120H82ZM93 121H94V120H93ZM93 121H92V122H93ZM112 121H111V122H112ZM114 121H115V120H114ZM116 121H117V120H116ZM116 121H115V122H116ZM130 121H131V120H130ZM150 121H151V120H150ZM161 121H162V118H161ZM175 121H173L172 123H174ZM182 121H183V120H182ZM185 121H186V119H185ZM190 121H191V120H190ZM190 121H188V122H190ZM192 121H193V120H192ZM194 121H195V120H194ZM202 121H203V120H202ZM2 122H3V121H2ZM4 122H5V121H4ZM15 122H16V121H15ZM18 122H19V121H18ZM22 122H23V121H22ZM61 122H62V121H61ZM118 122H119V121H118ZM141 122H142V121H141ZM178 122H179V123H178ZM180 122H181L180 120H178V121L176 122V123H178V126H177V127H179ZM188 122H187V123H188ZM19 123H21V122H19ZM24 123H25V122H23V124H24ZM31 123H32V122H31ZM45 123H46V122H45ZM47 123H48V121H47ZM47 123H46V124H47ZM50 123H51V122H50ZM52 123H53V122H52ZM54 123H55V121H54ZM63 123H65V122H63ZM63 123H61V124H63ZM69 123H70V122H69ZM84 123H85V122H84ZM106 123H107V122H105V124H106ZM164 123H165V122H164ZM172 123H171V121H170V123H169L168 126H170V124L173 125ZM176 123H174V124L177 125ZM182 123H183V122H182ZM192 123H193V122H192ZM196 123H197V121H196ZM196 123H195V124H196ZM198 123H199V122H198ZM1 124H2V123H1ZM7 124H9V122H7ZM35 124H36V123H35ZM35 124H33V125H35ZM57 124H58V123H57ZM67 124H68V123H67ZM99 124H101V123H99ZM111 124H114V125H115V124H117V123H111ZM128 124H130V126H131V122L128 123ZM140 124H141V123H140ZM161 124H162V123H161ZM183 124H184V123H183ZM190 124H191V123H190ZM190 124H189V125H190ZM2 125H3V124H2ZM18 125H19V124H18ZM20 125H21V124H20ZM29 125H30V122H29ZM29 125H28V126H29ZM31 125H32V124H31ZM33 125H32V127H34ZM43 125H44V124H43ZM59 125H60V124H59ZM59 125H58V126H59ZM68 125L73 126L71 123L68 124ZM76 125H78L77 127H79V124H78V123H77ZM91 125L94 126L93 124H91ZM106 125H107V127H108V123H107ZM109 125H110V124H109ZM119 125H121L120 122H119ZM141 125H142V124H141ZM189 125H188V126H189ZM11 126H12V125H11ZM21 126H22V125H21ZM36 126H37V125H36ZM38 126H39V125H38ZM46 126H47V125H46ZM52 126H53V124H52ZM52 126H51V128L53 129ZM65 126H66V125H65ZM71 126H68V127L71 128ZM84 126H85V124H84ZM84 126H81L80 128L83 127V129H84ZM102 126H103V125H102ZM128 126H129V125H128ZM143 126H144V125H143ZM143 126H142V127H143ZM163 126H164V125H163ZM163 126H162V130H163V131L166 130V132H167V127H166L167 124H166V126H164V127H166V129H164ZM180 126H181V125H180ZM182 126H183V125H182ZM0 127H1V126H0ZM16 127H17V126H16ZM16 127H15V129H17L19 126H18L17 128H16ZM29 127H31V126H29ZM32 127H31V130H32ZM44 127H45V126H44ZM48 127H49V125H48ZM66 127H67V126H66ZM73 127L75 128V126H73ZM73 127H72V128H73ZM87 127H89V130H90V126H87ZM103 127H104V126H103ZM111 127H112V126H111ZM125 127H126V126H125ZM140 127H141V126H140ZM142 127H141V128H142ZM154 127H155V126H154ZM154 127H153V128H154ZM172 127H174V126H172ZM177 127L175 126L176 130H178L179 128H181V127H179V128H177ZM6 128H8V127H6ZM6 128H5V129H6ZM23 128L25 129V127H23ZM23 128H22V129H23ZM27 128H28V127H27ZM27 128H26V129H27ZM69 128H68V129H69ZM72 128H71V129H72ZM132 128H133V127H132ZM135 128H136V127H135ZM144 128H145V127H144ZM144 128H143V130H144ZM170 128H171V126L168 128V130H169ZM184 128H188V127H184ZM194 128H195V127H194ZM194 128H193V129H194ZM196 128H197V127H196ZM201 128H202V127H201ZM9 129H10V127H9ZM20 129H21V128H20ZM41 129H42V128H41ZM48 129H49V128H48ZM58 129H59V127H58ZM61 129H62V128H61ZM75 129H76V128H75ZM75 129H73V130H74V132L77 133V131H75ZM77 129H79V128H77ZM77 129H76V130H77ZM93 129H94V128H93ZM93 129H92V130H93ZM102 129H103V128H102ZM109 129H110V128H109ZM109 129H108L107 131H109ZM127 129H128V128H127ZM146 129H147V128H146ZM149 129H150V127H149ZM149 129H148V130H149ZM156 129H157V127H156ZM172 129H173V128H171V130H172ZM181 129H183V128H181ZM181 129H180V132H182ZM193 129H192V130H193ZM6 130H7V129H6ZM12 130L14 131V129H12ZM50 130H51V129H50ZM50 130H48V131L50 132ZM73 130H72V131H73ZM80 130H81V129H80ZM89 130H87V131H89ZM95 130H96V129H94V131H95ZM105 130H106V128L104 129V132H105ZM133 130H136V129H133ZM150 130H152V129H150ZM162 130H161V131H162ZM174 130H175V129H173L172 131H168L167 133L171 132V135H172V134H173L172 132H173ZM176 130H175V131H176ZM192 130H191V131H192ZM198 130H199V129H198ZM3 131H4V130H3ZM3 131L0 130V143H2L1 141H2V138H3L4 132H5V131H4V132H3ZM21 131H22V130H21ZM33 131H34V130H33ZM57 131H58V130H57ZM57 131H56V132H57ZM61 131H62V130H61ZM81 131H82V132H81ZM81 131H78V132H80V133H77V134H81V133H83V130H81ZM96 131H97V130H96ZM102 131H103V130H102ZM102 131H101V132H102ZM127 131H128V130H127ZM185 131H186V130H185ZM51 132H52V131H51ZM51 132H50V134H51ZM56 132H55V133H56ZM67 132H68V130L66 129V133H67ZM70 132H71V131H70V129H69V132H68V133H70ZM74 132H72V133H74ZM123 132H124V131H123ZM138 132H139V131H138ZM152 132H153V131H152ZM166 132H163V134L166 133ZM192 132H193V131H192ZM7 133H8V132H7ZM15 133H16V131H15ZM18 133H19V132H18ZM20 133H21V132H20ZM26 133H27V132H26ZM59 133H60V132H59ZM68 133H67V134H68ZM72 133H71L70 135H72ZM98 133H99V132H98ZM118 133H119V132H118ZM131 133H132V132H131ZM136 133H137V132H136ZM147 133H148V132H147ZM147 133H146V134H147ZM149 133H150V132H149ZM185 133H187V131H186ZM195 133H196V130H195ZM9 134H10V133H9ZM63 134H65V133H63ZM74 134H75V133H74ZM96 134H97V133H96ZM105 134H106V133H105ZM121 134H122V133H121ZM146 134H145V135H146ZM150 134H151V133H150ZM150 134H148V135H150ZM182 134H184V133L182 132ZM187 134H188V133H187ZM190 134H193V135H194V133H191V132H190ZM197 134H198V132H197ZM6 135H7V134H6ZM17 135H18V134H17ZM32 135H33V134H32ZM65 135H66V134H65ZM65 135H64V136H65ZM68 135H69V134H68ZM70 135H69V136H70ZM83 135H84V134H83ZM85 135L87 136V133H86ZM85 135H84V136H85ZM97 135H98L99 137H101L99 134H97ZM145 135H144V136H145ZM165 135H166V134H165ZM167 135H169V134H167ZM193 135H191V136H193ZM15 136H16V134H15ZM19 136H21V135L19 134ZM56 136H58V135H56ZM62 136H63V135H62ZM64 136H63V137H64ZM69 136H67L69 139L72 138V136H71V137H69ZM79 136H81V135H78L77 137H76V135H74L73 138H74V139H76V138L79 139V138H80ZM130 136H131V134H130ZM150 136H151V135H150ZM152 136H153V134H152ZM161 136H162V135H161ZM195 136H196V134H195ZM7 137H8V136H7ZM28 137H29V136H28ZM67 137H64V138H66V140L63 139V142H64V141H68V143H69V140H67V139H68ZM75 137H76V138H75ZM78 137H79V138H78ZM106 137H107V136H106ZM106 137H105V138H106ZM139 137H140V136H139ZM146 137H147V136H146ZM146 137H145V138H146ZM162 137H163V136H162ZM169 137H171V136H169ZM182 137H183V136H182ZM187 137H188V136H187ZM35 138H37V137H35ZM57 138H58V137H57ZM85 138H86V137H85ZM92 138H93V136H92ZM117 138H118V137H117ZM140 138H142V137H140ZM140 138H139V139H140ZM154 138H155V137H154ZM167 138H168V136H167ZM188 138H189V137H188ZM4 139H6V138H5V135H4V138H3V142H4ZM8 139H9V138H8ZM16 139H17V138H16ZM21 139H22V138H21ZM59 139H60V138H59ZM81 139H82V138H81ZM89 139H90V138H89ZM107 139H109V138H107ZM111 139H112V138H111ZM118 139H119V138H118ZM123 139H124V137H123ZM123 139H122V140H123ZM146 139H147V138H146ZM150 139H151V138H150ZM169 139H170V138H169ZM175 139H176V138H175ZM180 139H181V138H180ZM180 139H179V140H180ZM193 139H194V141H197V140H195V137H193ZM202 139H203V138H202ZM11 140H12V139H10V141H11ZM18 140H19V139H18ZM30 140H31V139H30ZM61 140H62V139H61ZM83 140H84V139H83ZM99 140L101 141L102 139H99ZM99 140H97V141H99ZM103 140H104V139H103ZM103 140H102V141H103ZM105 140H106V139H105ZM105 140H104V141H105ZM125 140H126V139H125ZM125 140H124V143H125L126 141H128V140H126V141H125ZM148 140H149V139H148ZM164 140H165V139H164ZM184 140H185V141L181 140V141H183L184 144H185V143H188V141H187L185 138H184ZM190 140L193 141L192 138H190ZM199 140H200V138H199ZM79 141H81V140H79ZM107 141H108V140H107ZM130 141H131V140H130ZM130 141H129V142H130ZM152 141H153V140H152ZM170 141H171V140H170ZM181 141H180V142H181ZM186 141H187V142H186ZM6 142H7V141H6ZM17 142H18V141H17ZM20 142L22 143V140H21ZM20 142H19V144H20ZM61 142H62V141H60V145H61ZM70 142H71V141H70ZM74 142H75V145H76L77 142H76V141H74ZM74 142H73V143H74ZM85 142H86V141H85ZM85 142H83L84 145L87 143V142H86V143H85ZM117 142H118V141H117ZM132 142H133V141H132ZM138 142H139V141H138ZM150 142H151V141H150ZM175 142H176V141H175ZM178 142H179V141H178ZM189 142H190V141H189ZM58 143H59V141H58ZM79 143H80V142H79ZM89 143H90V141H89ZM92 143H93V142H92ZM105 143H106V142H105ZM124 143H123L122 145H124ZM147 143H148V142H147ZM173 143H174V142H173ZM192 143H193V142H192ZM197 143H198V142H197ZM19 144H18V145H19ZM36 144H37V142H36ZM53 144H54V143H53ZM65 144H66V143H65ZM65 144H63V146H64ZM98 144H99V142H98ZM100 144L102 145L101 142H100ZM106 144H107V143H106ZM117 144L119 145V143H117ZM125 144H126V143H125ZM130 144H132V143H130ZM150 144H152V143H150ZM163 144H164V143H163ZM167 144H168V143H167ZM174 144H175V143H174ZM174 144H172V141H171V144H170V145H174ZM180 144H182V142H181V143H178V146H179ZM189 144L191 145V143H188V145H189ZM194 144H195V143H194ZM1 145H2V144H1ZM1 145H0V146H1ZM5 145H6V144H5ZM5 145H4V146H5ZM20 145H21V144H20ZM23 145H24V144H23ZM42 145H43V144H42ZM45 145H46V143H45ZM58 145H59V144H58ZM71 145H72V142H71ZM79 145H80V144H79ZM84 145H83V146H84ZM88 145H89V144H88ZM104 145H105V144H104ZM111 145H112V143H111ZM133 145H134V143H133ZM145 145H146V144H145ZM147 145H149V144H147ZM156 145H157V144H156ZM168 145H169V144H168ZM168 145H165V148H166V146H167L166 149H167L168 151H170V150L168 149V147H169L170 145H169V146H168ZM175 145H177V142H176ZM175 145L173 146V149H175V148H174ZM182 145H183V144H182ZM182 145H180V146H182ZM185 145H186V144H185ZM185 145H183L182 147H185ZM188 145H187V147H188ZM199 145H200V143H199ZM46 146H48V145H46ZM53 146H54V145H53ZM67 146H68V145H66V146L64 147V152H63V154H62V155L64 156V158H65V155H66V154H64V153H65V150H66V147H67ZM89 146H90V145H89ZM102 146H103V145H102ZM115 146H116V144H115ZM115 146H114V147H115ZM124 146L126 147V145H124ZM124 146H123V147H124ZM127 146H128V145H127ZM142 146H143V145H142ZM142 146H141V147H142ZM150 146H151V145H150ZM192 146H194V145L192 144ZM10 147H11V146H10ZM22 147H23V146H22ZM31 147H32V146H31ZM48 147H49V146H48ZM95 147H96V146H95ZM100 147H101V146H100ZM100 147L98 146V147H97V150H98ZM105 147H106V146H105ZM105 147H104V148H105ZM117 147H118V146H117ZM119 147H120V146H119ZM123 147H120V148H122L121 151L124 149V151H122V152H125V148H123ZM130 147H131V145H130ZM136 147H140V146H139V145L137 146V145L135 144V149H137ZM152 147H153V146H152ZM152 147H151V148H152ZM195 147H196V146H195ZM197 147H198V146H197ZM69 148H70V146L67 148V150H68ZM85 148H87V147H85ZM89 148H90V147H89ZM102 148H103V147H102ZM107 148L110 149V148H109V145L107 146ZM111 148H113V147H111ZM127 148H128V147H127ZM127 148H126V149H127ZM133 148H134V147L132 146V149H133ZM145 148H146V147H145ZM148 148H149V147H148ZM170 148H171V147H170ZM179 148H180V147H179ZM18 149L21 150V148H18ZM23 149H24V148H23ZM31 149H32V148H31ZM35 149H36V148H35ZM41 149H43V148H41ZM44 149H45V148H44ZM57 149H59V148H57ZM57 149H56V150H57ZM62 149H63V147H62ZM83 149H84V148H83ZM116 149H117V148H116ZM116 149L112 150V152H111V151H108L107 149H106V150H107L108 152H107L106 150H104V151H106V152L108 153V157H107V159L105 158V159L107 160V162H106V166H105V163H104V165H103V163H102V165H103V167L105 166L107 169L105 168L106 170H104V169H102L103 167H102V168H100L101 166L99 167L100 169L104 170V172H103V173H104V176H105L104 178H103V177H100V176H99L100 178H96V177L94 176L95 178H94L93 180L90 181V178H91V176H90V175H91V172L88 171V172H90V175H89L90 178H89V180H88V181H89L88 184H87V182H86V183H85V184H86L85 186H83V185L81 186V185H80V184H81V183H80L81 181H79V184H78L77 180H78V179L80 180V178H81V177H78V179H75L76 182H77L76 187L74 186L75 189H73V190L71 189V190H72L71 193H70V194L68 193V194H69V197H67L68 199H66V197H65V195H66L67 192H64V191H63L64 194H65V195H63V196L65 197L66 200H69V202H71L72 199H78V197H80V196H81V197L84 196V198H85V199H83L82 203H80V204L78 205L79 208H77V210L72 211V210H71L72 208L70 209L71 211L69 210L70 212L68 213V216H71V217H72V216H73V217H74V216H77V217H83L84 215H85V216H87V215H94V214H96L97 212H98V214H100L101 212H99V211H101V210L104 209V208H102V207H104V205H105V204H103V203H102L103 206L101 205V208H102V209H96V208H98V206L96 207V205H95L96 208L93 207L94 209H92V207H90L89 204H87L88 201H86V203H85V200H87V199L90 197V196H89L90 194L96 195V196H97V199L99 198V196L104 195V193L106 194V191H108V190H110L111 188H113V187H112L113 185L111 184L112 181H113L114 179H117V180H120V179H121V178H120V173L122 172V169H123V172H122V173H126V172H125V171H126V168H125V171H124V168H123V167L129 164V163H127V162H128L127 160H129V159L126 160V154H127V153L125 154L124 159H122V161L120 162L121 165L117 166V164H115V165L117 166V167H116V170H115V169L113 170V168H112V170H111V167H114L113 160H116V161H117V159H116L117 157H116L115 159H112V158H111V157H112L111 154H112L113 151H115ZM129 149H130V148H129ZM132 149H131V151H132ZM173 149L170 151V155H171V154H172V155H173V154H174V155H175V154H178L177 152H176V153H173V152H174ZM176 149H178V148H176ZM181 149H182V148H181ZM187 149H188V148H187ZM38 150H39V148H38ZM47 150H48V149H47ZM73 150L75 151V148H73ZM73 150H71V151H73ZM84 150H85V149H84ZM147 150H148V149H147ZM156 150H157V149H156ZM191 150H192V148H191ZM191 150H189L188 152H190ZM193 150H194V149H193ZM6 151H7V150H6ZM61 151H62V150H61ZM61 151H59V152H61ZM80 151H82V150H80ZM99 151H102V152H103L102 149H101V150L99 149ZM99 151H97V153H98ZM137 151H139V150L137 149ZM148 151H149V150H148ZM168 151H167V152H168ZM172 151H173V152H172ZM176 151H177V150H176ZM182 151H183V150H182ZM186 151H187V150L185 149L184 152H186ZM200 151H201V150H200ZM94 152H96V151H93V152H92V153H93V154H91L92 157H93L94 154H96V153H94ZM106 152H105V153H106ZM122 152H121V153H122ZM134 152L136 153V150H135V151H132L131 154L134 153ZM142 152H143V151H142ZM152 152H153V151H152ZM154 152H155V151H154ZM171 152H172V153H171ZM193 152H194V151H193ZM3 153H4V151H3ZM20 153H21V152H20ZM48 153H49V152H48ZM51 153H52V152H51ZM55 153H56V151H55ZM67 153H68V152H67ZM69 153H70V152H69ZM69 153H68V154H69ZM72 153H75V152H71V155H72ZM76 153H77V152H76ZM82 153H83V151H82ZM114 153H115V152H114ZM137 153H139V152H137ZM179 153H181L180 149H179ZM186 153H187V152H186ZM194 153L196 154V152H194ZM0 154H1V150H0ZM6 154H7V153H6ZM8 154H9V153H8ZM33 154H34V153H33ZM52 154H53V153H52ZM52 154H51V155H52ZM59 154H61V153H59ZM103 154H104V153H103ZM129 154H130V152H129ZM129 154H128V155H129ZM131 154H130V155H131ZM182 154H185V153L178 154L177 156H180V155H181V156H183V158H184V156H185V158H186L187 155H189V154H191V153H188V154H185V155H182ZM192 154H193V153H192ZM204 154H205V153H204ZM20 155H21V154H20ZM71 155H70V157H71ZM76 155H77V154H76ZM78 155L81 156V154H78ZM82 155H83V154H82ZM85 155H86V154H85ZM105 155H106V154H104V156H105ZM113 155H114V154H113ZM118 155H119V154H118ZM132 155H133V154H132ZM132 155H131V156H132ZM136 155H137V154H136ZM141 155H142V154H141ZM145 155H146V154H145ZM157 155H158V154H157ZM168 155H169V154L167 153V156H168ZM170 155H169V156H170ZM172 155H171V156H172ZM12 156H13V155H12ZM37 156H38V155H37ZM42 156H43V155H42ZM52 156H53V155H52ZM56 156H57V155H56ZM63 156H62V158H63ZM73 156L75 157V155H73ZM86 156H87V155H86ZM88 156H89V155H88ZM97 156H98V155H97ZM99 156H101V155L99 154ZM102 156H103V155H102ZM115 156H117V155H115ZM120 156H121V155H120ZM122 156H123V154H122ZM122 156H121V157H122ZM137 156H138V155H137ZM169 156H168V157H169ZM175 156H176V155H175ZM177 156H176L175 158H177ZM5 157H6V156H5ZM10 157H11V156H10ZM57 157H58V156H57ZM74 157H73V160H75ZM78 157H79V156H77L76 158L78 159ZM81 157H82V156H81ZM84 157H85V156H84ZM92 157H91V159H92ZM95 157H96V156H95ZM138 157H139V156H138ZM152 157H153V156H152ZM188 157H190V155H189ZM20 158H21V157H20ZM24 158H25V156H24ZM30 158H31V157H30ZM32 158H33V157H32ZM55 158H56V157H55ZM60 158H61V155H60ZM71 158H72V157H71ZM79 158H80V157H79ZM87 158H88V157H87ZM97 158H98V157H97ZM97 158H96V159H97ZM122 158H123V157H122ZM127 158H128V156H127ZM129 158H130V156H129ZM153 158H154V157H153ZM156 158H157V157H156ZM172 158H173V156H172ZM178 158H179V157H178ZM185 158H184V159H185ZM49 159H52V158L49 157ZM57 159H58V158H57ZM57 159H56V160H57ZM68 159H70V158H68ZM77 159H76V160H77ZM84 159H85V158H84ZM98 159H100V157H99ZM103 159H104V157H103ZM133 159H134V158H133ZM135 159H137V158H135ZM164 159H165V158H164ZM184 159H183V160H184ZM186 159H187V158H186ZM36 160H37V159H36ZM53 160L55 161V159H53ZM61 160H63V159H61ZM73 160L71 161V159H70V163H72V164L75 163V162H73ZM87 160H88V159H87ZM100 160H101V159H100ZM179 160H180V159H179ZM181 160H182V159H181ZM196 160H197V159H196ZM202 160H203V159H202ZM8 161H9V160H8ZM8 161H7V162H8ZM14 161H15V160H14ZM22 161H23V160H22ZM49 161H50V160H49ZM49 161H47V162H49ZM63 161H65V160H63ZM79 161H80V160H79ZM79 161H76V162H79ZM94 161H95V160H93L92 162H94ZM103 161H104V160H103ZM126 161H127V162H126ZM131 161H132V158H131ZM147 161H148V160H147ZM152 161H153V160H152ZM170 161H171V160H170ZM170 161H168V164H169ZM187 161H188V160H187ZM197 161H198V160H197ZM0 162H1V161H0ZM3 162H4V160H3ZM66 162H67V161H66ZM96 162H97V161H95V163H96ZM101 162H102V161H101ZM125 162H126V163H125ZM129 162H130V161H129ZM156 162L158 163V161H156ZM165 162L167 163V160H166ZM175 162H176V161H175ZM178 162H179V161H178ZM181 162H183V161H181ZM181 162H179V163H181ZM9 163H11V162L9 161ZM41 163H43V162H41ZM52 163H53V162H52ZM52 163H51V164H52ZM60 163H61V162H60ZM63 163H64V162H63ZM63 163H62V164H63ZM98 163H99V161H98ZM98 163H97V164H98ZM112 163H113V164H112ZM136 163H137V162H136ZM149 163H150V165H151V164L153 165L152 162H149ZM162 163H163V162H162ZM166 163H165V164H166ZM183 163H184V162H183ZM183 163H181V164H183ZM185 163H186V162H185ZM189 163H190V162H189ZM191 163H192V162H191ZM20 164H21V163H20ZM27 164H28V163H27ZM38 164H39V163H38ZM48 164H50V162H49ZM51 164H50V166H51ZM53 164H54V163H53ZM56 164H57V163H56ZM64 164H65V167H66V163H64ZM72 164H71V165H72ZM93 164H94V163H93ZM118 164H119V163H118ZM125 164H126V165H125ZM134 164H135V163H134ZM143 164H145V163H143ZM168 164H166V165L168 166ZM170 164H171V165H170ZM170 164H169V165H170V167H171V166H172V163L170 162ZM196 164H197V163H196ZM199 164H201V163H199ZM5 165H6V164H5ZM31 165H33V164H30V166H31ZM35 165H36V163H35ZM68 165H69V164H67V167L70 166V165H69V166H68ZM75 165H76V164H75ZM100 165H101V164H100ZM123 165H124V166H123ZM173 165H174V164H173ZM176 165H177V162H176ZM184 165H185V164H184ZM19 166H20V165H19ZM63 166H64V165H63ZM63 166H62L61 168H64ZM78 166H79V165H78ZM133 166H134V165H133ZM135 166H136V165H135ZM164 166H165V165H164ZM164 166H163V168H164ZM178 166H179V164H178ZM180 166H181V165H180ZM188 166H189V165H188ZM195 166H196V165H195ZM34 167H35V166H34ZM38 167H39V166H38ZM54 167H55V166H54ZM93 167H95V165H94ZM139 167H140V166H139ZM149 167H150V166H149ZM153 167H154V166H153ZM165 167H166V166H165ZM170 167H169V169H170ZM174 167H175V166H174ZM174 167L172 166L173 169H174ZM199 167H201V166H199ZM199 167H198V168H199ZM28 168H29V166H28ZM30 168H31V167H30ZM50 168L52 169V167H50ZM89 168H90V166H89ZM114 168H115V167H114ZM128 168H129V167H128ZM128 168H127V169H128ZM147 168H148V167H147ZM147 168H146V169H147ZM150 168H151V167H150ZM150 168H149V170H150ZM157 168H158V167H157ZM163 168H162V170H163ZM178 168H179V167H178ZM180 168H181V167H180ZM184 168L186 169L187 166L184 167ZM193 168H195V167H193ZM5 169H6V168H5ZM8 169H10V168L8 167ZM20 169H21V167H20ZM33 169H35V168H33ZM33 169H31V170H33ZM39 169H40V168H39ZM51 169H50V170H51ZM56 169H57V168H56ZM56 169H55V170H56ZM71 169H73V168H70V170H71ZM76 169H77V168H76ZM76 169H74V170H76ZM78 169H79V168H78ZM85 169H86V171H87V168H86V167H85ZM130 169H133V168H130ZM136 169H138V167H137ZM143 169H144V168H143ZM143 169H142V170H143ZM152 169H153V168H152ZM182 169H183V166H182ZM182 169H181L182 172L180 171L181 173H183V170H182ZM185 169H184V173L186 172ZM23 170L25 171V169H21V171H23ZM66 170H67V169H65V171H66ZM83 170H84V169H83ZM94 170H96V169H94ZM94 170H93V171H94ZM109 170H111V171H109ZM142 170H140V171H142ZM165 170H167V169L165 168V169L163 170L164 173H165ZM188 170H189V168H188ZM188 170H187V171H188ZM198 170H199V169H198ZM2 171H3V170H2ZM8 171H9V170H8ZM37 171H38V170H36V173H37ZM45 171H46V170H45ZM59 171H60V170H59ZM76 171H77V170H76ZM99 171H100V170H99ZM99 171H98V172H99ZM143 171H144V170H143ZM147 171H148V170H146V173H147ZM171 171H172V170L170 169V172H171ZM175 171H176V169H175ZM25 172H26V171H25ZM27 172H28V171H27ZM33 172H34V171H33ZM33 172H32V173H33ZM56 172H57V171H56ZM63 172H64V171H63ZM71 172H72V171H71ZM80 172H81V171H80ZM83 172H84V171H83ZM168 172H169V171H168ZM203 172H204V171H203ZM17 173H19V172H17ZM30 173H31V172H30ZM50 173H51V172H50ZM68 173H69V172H68ZM122 173H121V174H122ZM146 173H145V174H146ZM149 173L152 174V172H149ZM149 173H148V175H151V174H149ZM161 173H162V171H161ZM166 173H167V171H166ZM166 173H165V174H166ZM177 173H178V171H177ZM181 173H179V175H180ZM184 173H183V174H184ZM199 173H200V172H199ZM2 174H3V173H2ZM34 174H35V173H34ZM58 174H59V173H58ZM62 174H63V173H62V171H61V175H62ZM64 174L66 175V173H64ZM64 174H63V175H64ZM79 174H80V173H79ZM81 174H82V173H81ZM81 174H80V175H81ZM130 174H131V173H130ZM136 174H137V173H136ZM156 174H157V173H156ZM168 174H170V173H168ZM174 174H175V173H174ZM188 174H189V171H188ZM192 174H193V173H190V175H191L190 178L192 177ZM5 175H6V174H5ZM17 175H18V174H17ZM25 175H26V174H25ZM31 175H32V174H31ZM42 175H43V174H41V176H42ZM50 175H51V174H50ZM50 175H49V176H50ZM61 175H60V176H61ZM80 175L77 174V176H80ZM100 175H101V174H100ZM102 175H103V174H102ZM102 175H101V176H102ZM128 175H129V174H128ZM128 175H127V176H128ZM152 175H153V174H152ZM160 175H161V174H160ZM163 175H164V174L162 173L161 176H163ZM166 175H167V174H166ZM166 175H165V176H166ZM171 175H172V174H171ZM171 175H170V176H171ZM175 175H176V174H175ZM175 175H173V176H175ZM177 175H178V174H177ZM181 175H182V174H181ZM194 175H195V174H194ZM194 175H193V176H194ZM199 175H200V174H199ZM205 175H206V173H205ZM2 176H3V175H2ZM9 176H11V175H9ZM15 176H16V175H15ZM20 176H22V175H20ZM37 176H38V175H37ZM44 176H45V175H44ZM52 176H54V175H52ZM67 176H69V175L67 174ZM83 176L85 177L84 173H83ZM86 176H87V175H86ZM124 176H125V175H124ZM124 176H121V177H124ZM136 176H137V175H136ZM138 176H139V175H138ZM157 176H158V175H157ZM167 176H168V175H167ZM185 176H186V173H185ZM185 176H184V177H185ZM200 176H201V175H200ZM0 177H1V175H0ZM24 177H25V176H24ZM33 177H34V175H33ZM50 177H51V176H50ZM64 177H65V176H64ZM129 177H131V176H129ZM143 177H144V176H143ZM158 177H159V176H158ZM179 177L181 178V176H178L177 178H179ZM182 177H183V176H182ZM196 177H197V175H196ZM2 178L4 179V177H1V179H2ZM6 178H7V177H6ZM16 178H17V180L21 179V177H20L19 179H18V177H16ZM16 178H15V179H16ZM55 178H56V177H55ZM61 178H62V176H61ZM101 178H103V180H102ZM118 178H120V179H118ZM126 178H127V177H126ZM145 178H148V177L146 176ZM153 178H154V177H153ZM153 178H151V179H153ZM160 178H162V177H160ZM165 178H166V177H165ZM165 178L163 177L162 180H163V179L165 180ZM171 178H173V177H171ZM174 178H175V179H173V182H174V180H175L176 182L179 181L176 177H174ZM192 178H193V177H192ZM192 178H191V179H192ZM1 179H0V195H1L2 191H3V189H4L3 186L6 185V184H4V185L2 184ZM56 179H57V178H56ZM62 179H63V178H62ZM72 179H73V178H72ZM87 179H88V178H87ZM87 179H86V180H87ZM148 179H149V178H148ZM176 179H177V180H176ZM191 179H190V180H191ZM193 179H194V178H193ZM204 179H205V178H204ZM204 179H203V180H204ZM9 180H10V179H9ZM22 180H23V179H22ZM39 180H40V179H39ZM42 180H43V178L41 179V181H42ZM66 180H67V179H66ZM69 180H70V178H69ZM131 180H132V179H131ZM136 180H137V179H136ZM159 180H160V181H159L160 184L163 183V181H164V180L162 181L161 179H159ZM166 180L168 181L169 179H166ZM171 180H172V179H171ZM181 180H182V179H181ZM184 180H186V179H184ZM190 180H189V181H190ZM201 180H202V179H201ZM5 181H6V180H5ZM12 181H13V180H12ZM15 181H16V180H15ZM32 181H33V180H32ZM71 181H72V180H71ZM121 181H122V179H121ZM127 181H128V180H127ZM127 181H126V184H127ZM140 181H141V180H140ZM146 181H147V180H146ZM152 181H153V180H152ZM161 181H162V182H161ZM182 181H183V180H182ZM186 181H187V180H186ZM189 181H188V183H189ZM193 181H194V180H193ZM199 181H200V180H199ZM199 181H198V182H199ZM17 182H18V181H17ZM24 182H25V181H24ZM30 182H31V181H30ZM44 182H45V181H44ZM74 182H75V181H74ZM76 182H75V183H76ZM124 182H125V180H124ZM124 182H123V183H124ZM200 182H201V181H200ZM3 183H6V182L3 181ZM15 183H16V182H15ZM22 183H23V182H22ZM69 183H70V182H69ZM82 183H83V182H82ZM97 183L101 184V186H100V191H97V190L95 191V190H93V185H94V184H96L97 187L99 186V184L97 185ZM115 183H116V182H115ZM115 183H114V184H115ZM147 183H149V182L147 181ZM147 183H146V185H148ZM153 183H154V182H153ZM153 183H152V186H153ZM178 183H179V185L181 184L180 181H179ZM178 183H175V184H178ZM184 183H185V181H184ZM203 183H204V182H203ZM11 184H12V183H11ZM13 184H14V183H13ZM42 184H43V183H42ZM50 184H51V183H50ZM62 184H63V183H62ZM62 184H61V185H62ZM117 184H118V182H117ZM128 184H129V183H128ZM131 184H132V182H131ZM139 184H141V183H139ZM157 184H158V182H157ZM169 184H171V182H170ZM198 184H199V183H198ZM7 185H8V183H7ZM22 185H23V184H22ZM73 185H74V184H73ZM119 185H120V183H119ZM121 185H122V186H121V190H122L123 188H126L127 186H128L127 188H129V185H127L126 187H125V184H124V185L121 184ZM132 185H133V184H132ZM132 185H131V186H132ZM136 185L138 186L137 183H136ZM150 185H151V184H150ZM162 185H163V184H162ZM164 185H165V183H164ZM166 185H167V182H166ZM173 185H174V184H173ZM184 185H185V184H184ZM196 185H197V183H196ZM9 186H10V185H9ZM15 186H16V185H15ZM19 186H20V185H19ZM45 186H46V185H45ZM66 186H67V185H66ZM116 186H117V185H116ZM123 186H124V187H123ZM154 186H155V185H154ZM154 186H153V187H154ZM169 186H171V185H169ZM175 186H176V185H175ZM185 186H186V185H185ZM185 186H184V187H185ZM197 186H198V185H197ZM200 186H201V184H200ZM202 186H203V185H202ZM17 187H18V186H17ZM72 187H73V186H72ZM122 187H123V188H122ZM135 187H136V186H135ZM135 187H133L134 191H135L136 188H137V187H136V188H135ZM172 187H173V186H172ZM181 187H183V186L181 185ZM189 187H191V186L189 185V186L186 187V188L189 189ZM15 188H16V187H15ZM27 188H28V187H27ZM31 188H32V187H31ZM143 188H144V187H143ZM143 188H142V189H143ZM164 188H165V187H164ZM174 188H175V187H174ZM174 188H173V189H170V188H169L170 192H172V190L174 191V190H175ZM179 188H180V187H179ZM186 188H185V190H188V189H186ZM192 188H193V185H192L191 189H192ZM21 189H23V188H21ZM28 189H29V188H28ZM61 189H62V188H61ZM63 189H64V188H63ZM94 189H96V187H95ZM98 189H99V188H98ZM117 189H118V188H117ZM130 189H131V188H130ZM133 189H132V190H133ZM152 189H153V188H152ZM159 189H160L161 191H163V188H162V187L160 188V185H159ZM165 189H166V188H165ZM191 189H190V190H191ZM196 189H197V188H196ZM204 189H205V188H204ZM12 190H14V189H12ZM15 190H16V189H15ZM64 190H65V189H64ZM113 190L117 191L115 188H114ZM125 190H127V189H125ZM153 190H154V189H153ZM155 190H156V189H155ZM160 190H159V191H160ZM178 190H179V189H178ZM178 190L176 189V191H178ZM180 190H181V189H180ZM180 190H179V193H178V192H175V191L173 192V193H175V194H173V195H174L173 198L176 196V193H177V196H176V197H178V194H181V195H179V196H182V193L185 192V191H184V190H181L182 193H180ZM197 190H198V189H197ZM16 191H17V190H16ZM18 191H19V190H18ZM37 191H38V189H37ZM67 191H68V190H67ZM129 191H130V190H129ZM129 191H127V192H128L127 194H129ZM134 191H133V192H134ZM161 191H160V192H161ZM166 191H167V189H166ZM3 192H4V191H3ZM5 192H6V191H5ZM33 192H34V191H33ZM35 192H36V191H35ZM112 192H113V191H112ZM117 192H118V194H119V191H117ZM120 192H121V191H120ZM123 192H124V191H123ZM186 192H188V191H186ZM186 192H185V195L187 194ZM194 192H195V191H194ZM202 192H203V191H202ZM12 193H13V195H14V193H16V192L12 191ZM40 193H41V192H40ZM48 193H49V192H48ZM52 193H53V192H52ZM55 193H56V192H55ZM57 193H58V192H57ZM108 193L111 194V190H110V192H108ZM108 193H107V194H108ZM124 193H125V192H124ZM134 193H136V192H134ZM154 193H155V192H154ZM188 193H190V192H188ZM195 193H196V192H195ZM26 194H27V193H26ZM60 194H61V193H60ZM110 194H109V195H110ZM113 194L115 195L114 192H113ZM113 194H111V197H113ZM127 194H126V195H127ZM149 194H150V193H149ZM157 194H158V193H157ZM157 194H155V195H157ZM164 194H165V192H164ZM167 194L170 195L168 191H167ZM193 194H194V193H193ZM209 194H210V193H209ZM6 195H7V194H6ZM9 195H10V192H9ZM33 195H34V194H33ZM51 195H52V194H51ZM87 195H88L89 197H88ZM116 195H117V194H116ZM126 195L124 194V196H126ZM197 195H198V194H197ZM202 195H203V194H202ZM25 196H26V195H25ZM29 196H30V193H29ZM106 196H107V195H105V197H103V199L106 198V199H104L105 201H107V198H110L109 196H108V197H106ZM117 196H118V195H117ZM121 196H123V194H122ZM131 196H132V195H131ZM134 196H135V195H134ZM140 196H141V195H140ZM146 196H147V195H146ZM150 196H151V195H150ZM160 196H161V194H160ZM164 196H165V195H164ZM170 196L172 197V195H170ZM183 196H184V194H183ZM208 196H209V195H208ZM216 196H217V195H216ZM6 197H7V196H6ZM16 197H17V195H16ZM16 197H15V198H16ZM31 197H32V196H31ZM87 197H88V198H87ZM148 197H149V196H148ZM165 197H167V195H166ZM171 197H170V198H171ZM176 197H175V198H176ZM193 197H194V196H193ZM195 197H196V196H195ZM2 198H3V196H2ZM12 198H13V196H12ZM15 198H14V199H15ZM21 198H22V197H21ZM49 198H50V197H49ZM58 198H59V196H58ZM86 198H87V199H86ZM100 198H101V197H100ZM114 198H115V197H114ZM124 198H125V197H124ZM132 198H133V197H132ZM132 198L130 197L129 199H132ZM162 198H163V197L161 196L160 201H161ZM170 198H168V199L170 200ZM173 198H172V199H173ZM175 198H174V199H175ZM184 198H186V199H181V200H184V202H185V200H187L188 198L185 197V196H184ZM208 198H209V197H208ZM210 198H211V197H210ZM212 198H213V197H212ZM4 199H5V198H4ZM8 199L11 200V197L8 198ZM17 199H18V198H17ZM19 199H20V198H19ZM26 199H27V198H25V200H26ZM30 199H31V198H30ZM65 199H64V200H65ZM117 199H118V198H116V202H117V203H116L115 201H111L110 204H112V202H113V203L115 202V203L118 205V203H119V199H118V201H117ZM122 199H123V198H122ZM145 199H146V198H145ZM152 199H153V198H152ZM157 199H158V198H157ZM164 199H166V198H164ZM164 199H162V200H164ZM174 199H173V200H174ZM25 200H23V201L25 202L24 205L26 204V201H25ZM88 200H89V199H88ZM93 200H95V199H93ZM112 200H113V199H112ZM125 200H128V196H127L126 199H124V203H126ZM133 200H134V199H133ZM133 200H129V201L132 202ZM148 200H149V199H148ZM158 200H159V199H158ZM173 200H172V201H173ZM181 200H179V199L177 198L176 201H175V203L178 202V201H181ZM203 200H204V199H203ZM207 200H208V199H207ZM7 201H8V200H7ZM7 201H6V202H7ZM12 201H13V200H12ZM37 201H38V200H36L35 202L37 203ZM60 201H61V200H60ZM72 201L74 202V200H72ZM80 201H81V199H80ZM99 201H100V200H99ZM109 201H110V200H109ZM122 201H123V200H122ZM160 201H159V202H160ZM165 201H167V200H165ZM172 201H171V202H172ZM6 202L4 201L3 204H4V203L6 204ZM13 202H14V201H13ZM15 202H16V201H15ZM46 202H47V201H46ZM62 202H63V201H62ZM73 202H72V203H73ZM76 202H77V201H76ZM92 202H93V201H92ZM96 202H97V200H96ZM120 202H121V200H120ZM153 202H154V201H153ZM156 202H157V201H156ZM181 202H182V201H181ZM187 202H188V200H187ZM1 203H2V202H0V205H1ZM8 203L13 204L11 201L8 202ZM8 203H7V204H8ZM16 203H17V202H16ZM16 203H14V204H16ZM28 203H29V202H28ZM78 203H79V201H78ZM78 203H77V204H78ZM97 203H98V202H97ZM100 203H101V201H100ZM105 203H106V202H105ZM107 203H108V202H107ZM122 203H123V202H122ZM132 203H133V202H132ZM168 203H169V201H168ZM168 203H167V204H168ZM188 203H190V202H188ZM191 203H194V202L192 201ZM196 203H197V202H196ZM206 203H207V202H206ZM33 204H34V203H33ZM42 204H43V203H42ZM66 204H67V203H66ZM66 204H65V205H66ZM110 204H109V207H113V210H114V204L111 205V206H110ZM137 204H138V201H137ZM140 204H141V202H140ZM157 204H158V202H157ZM160 204H161V203H160ZM162 204H163V203H162ZM185 204H186V203H184V205H185ZM26 205H27V204H26ZM51 205H52V204H51ZM97 205H98V204H97ZM106 205H107V204H106ZM120 205H122V204H120ZM125 205H126V204H125ZM148 205H149V203H148ZM158 205H159V204H158ZM164 205H165V204H164ZM168 205H169V204H168ZM168 205H167V209L169 208L168 210H170V208H171L173 205L170 204L171 207L168 206ZM176 205H177L176 208H178V205H180V204L178 203V204H176ZM176 205H174V206H176ZM182 205H183V204H181V207H182ZM199 205H200V204H199ZM207 205H209V204H207ZM8 206H9V204H8ZM8 206H7V207H8ZM28 206H29V205H28ZM28 206H27L26 208H28ZM66 206H67V205H66ZM74 206H75V205H74ZM91 206H92V205H91ZM130 206H131V205L129 204V207H130ZM156 206H157V205H156ZM189 206H191V205H189ZM5 207H6V206L2 207V205H1V208L4 209ZM34 207H35V206H33V208H34ZM55 207H56V205H55ZM57 207H58V206H57ZM115 207H116V206H115ZM119 207H120V206H119ZM122 207H123V206H122ZM125 207H126V206H125ZM132 207H134V206H132ZM149 207H150V206H149ZM154 207H155V204H154ZM158 207H159V206H158ZM161 207H162V206H160L159 209H161ZM1 208H0V211H1V213H3L2 210H1ZM65 208H66V207H65ZM107 208H108V207H107ZM116 208H117V207H116ZM137 208H138V207H137ZM174 208H175V207H174ZM185 208H186V207H185ZM187 208H188V204H187ZM190 208H191V207H190ZM190 208H189V209H190ZM5 209H6V208H5ZM8 209H9V208H8ZM20 209H21V208H20ZM23 209H24V208H23ZM50 209H51V208H50ZM52 209H53V208H52ZM109 209H110V208H109ZM126 209H127V207H126ZM138 209H139V208H138ZM156 209H157V208H156ZM167 209H166V210H167ZM183 209H184V208H183ZM195 209H197V208H195ZM206 209H207V208H206ZM10 210H11V207H10ZM16 210H17V209H16ZM25 210H26V209H24V211L21 210V211H22V212L20 211L21 214H22L23 212H24V213H27V212L29 211V210H28V211H25ZM38 210H39V209H38ZM113 210L111 211L110 214L107 212L109 215H111L110 217H112V219H113V213H114ZM117 210H118V208H117ZM141 210H142V209H141ZM146 210H147V209H146ZM146 210H145V211H146ZM153 210H154V209H153ZM164 210H165V207H164ZM164 210H163V211H164ZM175 210H177V209H175ZM179 210H180V209H179ZM179 210H178V211H179ZM33 211H35V210H33ZM49 211H50V210H49ZM52 211H53V210H52ZM65 211H67V209H65ZM103 211H104V210H103ZM115 211H116V210H115ZM118 211H121V207H120V210H118ZM124 211H125V210H124ZM158 211H159V210H158ZM160 211H161V210H160ZM163 211H162V212H163ZM173 211H174V209H173ZM186 211H187V210H186ZM186 211H185V212H186ZM188 211H189V210H188ZM5 212H6V211H5ZM9 212H10V211H8V213H9ZM15 212H16V211H15ZM39 212H40V211H39ZM43 212H44V211H43ZM122 212H123V211H122ZM139 212H140V210L138 211V213H139ZM165 212H166V211H165ZM175 212H177V211H175ZM180 212H181V210L179 211V214H180ZM183 212H184V211H183ZM198 212H199V211H198ZM198 212H197V213H198ZM205 212L207 213V211H205ZM1 213H0V214H1ZM8 213H7V214H8ZM11 213H12V210H11ZM16 213H17V212H16ZM18 213H19V210H18ZM34 213H35V212H34ZM50 213H51V212H50ZM50 213H49V214H50ZM54 213H55V212H54ZM59 213H60V212H59ZM125 213H127V212H125ZM130 213H131V211H130ZM171 213H172V212H171ZM171 213L169 212V216H170V217H172L174 214H175L174 216H177L176 213H174V214L172 213L173 215H170ZM202 213H203V212H202ZM202 213H201V214H202ZM9 214H10V213H9ZM43 214H44V213H43ZM45 214H46V211H45ZM62 214L64 215L65 213H62ZM102 214H104V213H101V218H102V216H103ZM105 214H106V213H105ZM116 214H117V213H116ZM120 214H121V213H120ZM122 214L124 215V213H122ZM181 214H182V212H181ZM181 214H180V215H181ZM186 214H187V213H186ZM186 214L183 213V215H185V216L188 217L189 215H188V214L186 215ZM191 214H192V213H191ZM10 215H11V214H10ZM22 215H24V214H22ZM22 215H21V216H22ZM29 215H30V214H29ZM29 215H28V216H29ZM31 215H32V214H31ZM33 215H34V214H33ZM37 215H38V214H37ZM40 215H41V214H40ZM40 215H39V217L41 218ZM50 215H51V214H50ZM52 215H53V214H52ZM55 215L57 216L56 213H55ZM127 215H129V212L127 213ZM144 215H145V214H144ZM146 215H147V214H146ZM153 215H155V214H153ZM193 215H194V214H193ZM199 215H200V214H199ZM202 215H203V214H202ZM17 216H18V218H20V216H19L18 214H17ZM28 216H27V217H28ZM35 216H36V215H35ZM61 216H62V215H61ZM68 216H67V217H68ZM85 216L83 217V219H84V218H87V217H85ZM98 216H99V215H98ZM106 216H107V215H106ZM147 216H148V215H147ZM149 216H150V215H149ZM167 216H168V215H166V213H165V217H164V218H167ZM174 216H173V217H174ZM185 216H184V218H186ZM190 216H191V215H190ZM9 217H10V216H9ZM39 217H38V218H39ZM43 217H44V216H43ZM43 217H42V218H43ZM46 217H47V216H46ZM91 217H93V216H90V219H91ZM104 217H105V216H104ZM110 217H109V218H110ZM117 217H118V215H117ZM117 217H116V218H117ZM124 217H125L126 220H127V216L124 215ZM129 217H130V216H129ZM178 217H179V215H178ZM178 217H176V219H177ZM181 217H183V216H181ZM192 217H193V216H192ZM7 218H8V217H7ZM22 218H23V216H22ZM22 218H20V220H21ZM29 218H30V217H29ZM34 218H35V217H34ZM75 218H76V217H75ZM88 218H89V216H88ZM94 218H95V217H94ZM94 218H93V219H94ZM97 218H98V217H97ZM107 218H108V217H107ZM114 218H115V215H114ZM125 218H124V219H125ZM137 218H138V217H137ZM146 218H147V217H146ZM200 218H202V217H200ZM4 219H6V218H4ZM4 219H3V220H4ZM26 219H27V218H26ZM47 219H48V218H47ZM50 219H51V218H50ZM70 219H71V218H70ZM121 219H122V218H121ZM121 219H120V220H121ZM134 219H135V218H134ZM155 219H156V218H155ZM157 219H158V218H157ZM162 219H163V218H162ZM176 219H175V221H176ZM187 219H189V217H188ZM196 219H198V218L196 217ZM44 220H45V219H44ZM52 220H53V218H52ZM103 220L105 221V219H103ZM144 220H145V219H144ZM169 220H171V219L168 218L167 221H169ZM192 220H193V221H192L191 224H194V229H195V227H196L195 225H196V223H198V222H197V220H196V223H194V219H192ZM199 220H201V219H199ZM210 220H211V219H210ZM5 221H6V220H5ZM13 221H14V220H13ZM22 221H23V220H22ZM22 221H21V222H22ZM63 221H64V220H63ZM63 221H62V222H63ZM65 221H66V220H65ZM74 221H75V219H74ZM79 221H81V220H79ZM85 221H87V220H85ZM89 221H90V220H89ZM92 221H93V220H92ZM94 221H96V220H94ZM100 221H101V220H100ZM121 221H122V223H124L123 220H121ZM165 221H166V220H165ZM165 221H163V222H165ZM175 221H173V222L171 223V225H172ZM187 221H188V220H187ZM189 221H191V219H190ZM9 222H11V220H10ZM46 222H47V221H46ZM50 222H51V220H50ZM77 222H78V219H77ZM82 222H83V221H82ZM82 222H81V223H82ZM116 222H117V221H116ZM116 222H115V223H116ZM170 222H171V221H170ZM170 222H169V223H170ZM177 222H179V219H178V221H176L175 223H177ZM182 222L185 223L186 221L183 220ZM206 222H207V221H206ZM2 223H3V222H2ZM23 223H24V222H23ZM28 223H29V221H28ZM35 223H36V222H35ZM69 223H70V222H69ZM84 223H85V222H84ZM101 223H102V221H101ZM110 223H111V222H110ZM110 223H109V224H110ZM135 223H136V222H135ZM138 223H139V222H138ZM156 223H157V221H156ZM167 223H168V222H166L165 225H166ZM186 223H188V222H186ZM186 223H185V224H186ZM14 224H15V222H14ZM14 224H12V225H14ZM29 224H30V223H29ZM29 224H28V225H29ZM38 224H39V223H38ZM53 224H54V223H53ZM66 224H67V223H66ZM109 224H107L106 221H105V224H103V225H100V224H99V225H97V226H95V225H82V224H81L82 226H80L79 228H77V226H76V228H77V229L75 228L76 230L73 229L75 226L72 228L71 226H73V225L69 224V225H71L70 227L73 229V233L75 232V237H74V238L72 237L73 239L68 241V242H69V245H68V248H67V246H65V248H67L65 251H66V253H67V252H73L72 254H75L74 252H76V253H78V254L81 253V255H80L81 257H80V258H77V257H76L77 259L74 260V257H75V256H73V258H72L71 260H70V258H69V260H70L71 262L68 261L69 263H67V261H65V262H63V263H65V264H91V263H92V262H91L92 259H91L90 257H88V258H90L91 260L87 258V256L90 255V254L85 253V252H86V249H88V248H87V246H83V245H82V243L85 242V241H83V242H81V241L83 240V238L89 236L90 234H92V233H94V232H97V231H98V233H100L99 231H102V233H103V231H105V233H106V231H107V232H108V231H111V229L114 228V227H111V225H109ZM118 224H119V221H118ZM128 224H129V223H128ZM154 224H155V223H154ZM154 224H152V225H154ZM157 224H158V223H157ZM179 224H180V222H179ZM182 224H183V223H182ZM191 224L189 223V225H191ZM9 225H10V224H9ZM17 225H18V223H17ZM19 225H20V224H19ZM35 225H36V224H35ZM137 225H138V224H137ZM165 225H164V226H165ZM171 225H169L167 228H168V229H170L169 227L172 228ZM177 225H178V224H177ZM177 225H173V228H174V232H173V233H175V231H176L175 229H177V227H178ZM15 226H16V225H15ZM26 226H27V225H26ZM30 226H31V225H30ZM43 226H44V224H43ZM63 226H65V228H66V225H63ZM113 226H114V225H113ZM121 226H124V227H125V224H124V225L121 224ZM130 226H134L133 223H132V225H129V228H130ZM138 226H139V225H138ZM164 226H163V227H164ZM174 226H175V227H174ZM176 226H177V227H176ZM179 226L182 228L181 225H179ZM183 226H184V224H183ZM192 226H193V225H192ZM205 226H206V225H205ZM118 227H119V225H118ZM146 227H147V225H146ZM149 227H150V226H149ZM184 227H186V226H184ZM1 228H4V227H1ZM1 228H0V229H1ZM16 228H17V227H16ZM20 228H21V227H20ZM41 228H42V227H41ZM51 228H52V226H51ZM125 228H126V227H125ZM135 228H136V227H135ZM153 228H154V227H153ZM181 228H180V229L178 228V230H179L178 233H180V234H181V232H180ZM200 228H201V227H200ZM207 228H208V227H207ZM210 228H211V227H210ZM6 229H7V228H6ZM59 229H60V228H59ZM67 229H68V231H71V230H72V229H69V226L67 227ZM123 229H124V228H123ZM123 229H122V230H123ZM130 229H131V228H130ZM137 229H138V228H137ZM143 229H144V228H143ZM143 229H142V231H144ZM146 229H148V228H145V231L147 232L149 229H148V230H146ZM158 229H159V228H158ZM164 229H165V228H164ZM182 229H183V228H182ZM186 229H187V228H185L184 231H185ZM188 229H190V228L188 227ZM194 229H193V232L195 231ZM196 229H199V227L196 228ZM203 229H204V227H203ZM4 230H5V228H4ZM21 230H22V229H21ZM62 230H63V229H62ZM74 230H75V231H74ZM112 230H113V229H112ZM118 230H119L118 233H119V235L121 236V234H120L121 231H120V229H118ZM131 230H132V229H131ZM140 230H141V229H140ZM140 230H139V231H140ZM150 230H151V229H150ZM170 230H171V229H170ZM178 230H177V231H178ZM206 230H207V229H206ZM213 230H214V229H213ZM213 230H212V231H213ZM16 231H17V230H16ZM18 231H19V228H18ZM63 231H64V230H63ZM68 231L65 229V232H66V233H65L64 235H66L67 233H69ZM114 231L117 232V230H114ZM114 231H113V232H114ZM123 231H124V230H123ZM127 231H129V229H126V230H125V232H127ZM164 231H165V230H163V232H164ZM166 231H167V230H166ZM166 231H165V232H166ZM191 231H192V230H191ZM198 231H199V230H198ZM198 231L196 230L197 234H198V233H201L200 231H199V232H198ZM201 231H203V230H201ZM210 231H211V230H210ZM220 231H221V230H220ZM220 231H219V232H220ZM222 231H223V230H222ZM6 232H7V231H6ZM9 232H10V231H9ZM12 232H13V231H12ZM129 232H130V231H129ZM129 232H128V233H129ZM133 232H134V231H133ZM165 232H164V233H165ZM182 232H183V231H182ZM188 232H189V231H186V233H188ZM193 232H192V233H193ZM205 232H206V231H205ZM213 232L216 233V231H213ZM213 232H212V233H213ZM217 232H218V231H217ZM219 232L216 233V234L219 235ZM1 233H2V232H1ZM4 233H5V232H4ZM7 233H8V232H7ZM7 233H6V237H4L5 239H6L7 237H9V236H7ZM15 233H17V232H15ZM39 233H40V232H39ZM71 233H72V232H71ZM71 233H70V234H71ZM98 233H97V234H98ZM111 233H112V232H111ZM131 233H132V232H131ZM140 233H141V231H140L137 235H140ZM147 233L149 234V232H147ZM158 233H159V232H158ZM166 233H167V232H166ZM166 233H165L164 237H165L166 235L168 236V233H169V232H168L167 234H166ZM171 233H172V230L170 231V235H171ZM173 233H172V234H173ZM178 233H177V234H174L173 237H171V236H172V235H171V236H170L171 238L168 237V238H169V239H168V242L166 241L167 244L164 245V246H165V247H171V246H167L168 244H170V245H172V246H174V247H172V248H168V250H164L162 257L164 256L163 258H165V259H167V260H169V259H171V258H174V257H181V259H183L184 261L181 260V259H179L180 261H179L178 263L180 264L181 261H182L181 264H185V261L191 256V254H193V252H194L193 249H195L196 247H195V244H194V247H195V248H193V249L191 250L190 248H192V247L190 246V244H191V242H190V244H189V249H186V250H184V251L180 250V249H181L180 246L183 247V245H182L183 243H182V244H181V243L178 244V245H180V246H178V247L180 248L179 250L176 249V248H175V245L177 244V242H179L180 240H182L181 242H183L184 240H186V239H184V240L181 239V236H182V234H183L184 232L181 234V236H180ZM186 233H184L183 235L185 236ZM189 233H190V232H189ZM207 233H208V235L211 234V233L209 234V231L206 232V235H207ZM215 233H213V235H211L210 237L212 238V236H214ZM220 233H222V232H220ZM2 234H3V233H2ZM20 234H21V231H20ZM37 234H38V233H37ZM43 234H44V233H43ZM106 234H107V233H106ZM151 234H152V233H151ZM202 234H204V233L202 232ZM10 235H11V234H10ZM22 235H23V234H22ZM64 235H59V236L61 237V236H64ZM98 235H100V234H98ZM104 235H105V234H104ZM104 235H103V237H104ZM122 235H123V232H122ZM124 235L127 236V234H124ZM129 235H131V234H129ZM145 235H146V234H144V236H145ZM154 235H155V234H154ZM159 235H160V234H159ZM190 235H191V234H190ZM199 235H200V234H199ZM208 235H207V237H208ZM218 235H217V236H218ZM4 236H5V235H4ZM15 236H16V238H17V237H20V236H17V234H15ZM15 236H14V238H15ZM30 236H31V235H30ZM70 236H71V235H70ZM70 236H69V237H70ZM91 236H94V235L92 234ZM100 236H101V235H100ZM100 236H99V237H100ZM106 236H108V235H106ZM114 236H115V235H114ZM114 236H113V237H114ZM155 236H156V235H155ZM167 236H166V237H167ZM184 236H183V238H185ZM192 236H193V234H192ZM192 236H189V235H188L186 238H188V237H189V238H190V237L192 238ZM194 236H195V239L198 237L197 235H194ZM204 236H205V235H204ZM204 236L202 235V238H201V239L204 240V238H203ZM217 236H215V238H219V239H218L219 242L222 241V237H223V236H222V237H221L220 235H219L220 237H217ZM12 237H13V235H12ZM26 237H27V236H26ZM64 237H65V236H64ZM99 237H98V236H97V237L95 236V238H97V241H98V239L101 240V237H102V236H101L100 238H99ZM109 237H110V236H109ZM113 237H112V238H113ZM118 237H119V236H118ZM132 237H133V236H132ZM150 237H151V235H150ZM0 238H1V235H0ZM9 238H10V240H12V242H11V241H10V242L13 243V241H14L13 239H14V238H13V239H12L11 237H9ZM9 238H8V239H9ZM33 238H34V237H33ZM62 238H63V237H62ZM67 238H68V237H67ZM67 238H65V239H67ZM95 238H94V240H93V245H92V243H91V245L94 247V249H95V246H96V255L100 254V253L103 252V251L105 252V251H107L108 249H110V246H111V244H112L111 242H112V240H114V239H110V238H109V239L111 240V242H107V240H106V241H105L106 243H104V242H103V241H104L103 239L106 238V237H104V238L102 239V243H104V244H102V245L99 244V245H100V246H99L98 244H95V243H94ZM121 238H122V237H121ZM135 238H138V236H137V237L135 236ZM135 238H134V237H133V239L131 238L132 241L135 242ZM140 238H141V235H140ZM146 238H147V236H146ZM146 238H144L145 241H146ZM155 238H158V237H155ZM198 238H199V237H198ZM1 239H2V238H1ZM1 239H0V240H1ZM17 239H18V238H17ZM17 239H16V241H17ZM63 239H64V238H63ZM88 239H89V238H88ZM90 239H91V237H90ZM90 239H89V240H90ZM117 239H118V238H117ZM126 239H127V238H126ZM131 239H129V241H130ZM148 239H150V238L148 237ZM148 239H147V240H148ZM166 239H167V238H166ZM166 239H165V240H166ZM192 239H194V238H192ZM201 239H200V240H201ZM18 240H19V239H18ZM34 240H35V239H34ZM38 240H39V239H38ZM58 240H59V238H58ZM67 240H68V239H67ZM67 240H65V241H67ZM137 240H138V239H137ZM142 240H143V239H142ZM154 240H155V239H154ZM157 240H158V239H157ZM162 240H163V239H162ZM165 240H164V242H165ZM218 240H217V241H218ZM6 241H7V240H5V243L8 242V241H7V242H6ZM19 241H20V240H19ZM97 241H96V242H97ZM143 241H144V240H143ZM149 241H150V240H149ZM152 241H153V239H152ZM152 241L149 242V243H152ZM186 241H187V240H186ZM189 241H191V239H189ZM217 241L214 240V245H215V242H217ZM25 242H26V241H25ZM25 242L22 241V243H25ZM42 242H43V241H42ZM49 242H50V241H49ZM87 242H88V241H87ZM91 242H92V240H91ZM120 242L122 243V242H124V241H123V240H121V241L119 240V245H120ZM126 242H127V241H126ZM130 242H131V241H130ZM130 242H129V243H130ZM138 242H139V240H138ZM155 242L157 243V241H155ZM184 242H185V241H184ZM194 242L197 243V242H201V241H198V240L196 239V241H194ZM202 242H203V241H202ZM8 243H9V242H8ZM16 243H17V242H16ZM20 243H21V242H20ZM46 243H47V242H46ZM61 243L63 244V242H61ZM64 243H66V242H64ZM88 243H90V242H88ZM117 243H118V242H117ZM124 243H125V242H124ZM129 243L127 242V244H129ZM149 243H148V244H149ZM156 243H155V244H156ZM158 243H160V242H158ZM188 243H189V242H188ZM221 243H222V242H221ZM2 244H3V242H2ZM9 244H10V243H9ZM9 244H7V245L10 246ZM17 244H18V248H19V247L21 246V244H20V246H19V242H18ZM38 244H39V243H38ZM47 244H48V243H47ZM66 244H67V243H66ZM127 244H126V246H127ZM155 244H154V245H155ZM164 244H165V243H164ZM173 244H175V245H173ZM192 244H193V242H192ZM200 244H201V243H200ZM202 244H203V243H202ZM206 244H207V243H206ZM206 244H205V245H206ZM211 244H212V243H211ZM3 245H4V244H3ZM3 245H2V246L0 245V259L3 260L5 264H7V260H9L10 258L7 259L6 257H4L8 252H6V245H4V246H3ZM26 245H27V244H26ZM42 245H43V244H42ZM59 245H60V244H59ZM64 245H65V244H64ZM87 245H88V244H87ZM97 245H98V246H97ZM115 245H117L116 242H115ZM121 245H122V244H121ZM133 245H136V244H133V243H132L131 246L128 245V246H130V247H128V248L133 247ZM151 245H152V244H151ZM184 245H185V243H184ZM187 245H188V244H186V246H187ZM218 245H219V244H218ZM55 246H56V245H55ZM57 246H58V245H57ZM123 246L125 247V244H123ZM143 246H144V245H143ZM156 246H157V245H155V247H156ZM192 246H193V245H192ZM196 246H197L196 249L200 250V252H199V254H200V253H201V249L198 248V245H196ZM199 246H202V245H199ZM206 246H207V245H206ZM208 246H210V244H209ZM11 247H12V246H11ZM37 247H38V246H37ZM52 247H53V246H52ZM62 247H63V246H62ZM90 247H91V246H90ZM112 247H113V248H114V247H115V248H116V247H119V248H120L121 246H118V245H117V246H114V241H113V246H112ZM144 247H145V246H144ZM149 247H151V246L148 245V249H149ZM176 247H177V246H176ZM178 247H177V248H178ZM187 247H188V246H187ZM210 247H211V246H210ZM7 248H8V247H7ZM9 248H10V247H9ZM39 248H40V247H39ZM91 248H92V247H91ZM91 248H90V249H91ZM115 248L113 249L114 251H113L112 249H110L111 252L113 251L114 253H116L117 250H115ZM136 248H137V247H136ZM156 248H157V247H156ZM184 248H185V247H184ZM202 248H203V247H202ZM216 248H221V247H219V246H215V250H216ZM16 249H17V248H16ZM20 249H22V248L20 247L19 250H20ZM43 249H44V248H43ZM46 249H47V248H46ZM52 249H53V248L50 247V250H52ZM116 249H118V248H116ZM125 249H126L127 251L130 252V249L128 250L126 247H125ZM132 249H133V248H132ZM148 249H146L147 252H148ZM151 249H152V248H151ZM182 249H183V248H182ZM203 249H204V248H203ZM203 249H202V250H203ZM207 249H209V248H207ZM211 249H213V246L211 247ZM7 250H8V249H7ZM11 250H12V249L10 248V250H8V251L11 252ZM34 250H35V249H34ZM38 250H39V249H38ZM44 250H45V249H44ZM44 250H43V251H44ZM48 250H49V248H48ZM50 250H49V251H50ZM53 250H54V249H53ZM53 250H52V253H53ZM63 250H64V249H63ZM63 250L61 251L62 253H63ZM91 250H92V249H91ZM91 250H90V251H91ZM120 250H121V249H120ZM120 250H119V253H120ZM155 250H156V249H155ZM205 250H206V248H205ZM205 250H204V251H205ZM213 250H214V249H213ZM220 250H221V249H220ZM17 251H18V250H17ZM22 251H24V253H25L26 249L23 248ZM40 251H42V249H41ZM45 251H47V250H45ZM115 251H116V252H115ZM132 251H133V250H132ZM142 251H143V250H142ZM151 251H152V250H151ZM159 251H160V250H159ZM192 251H193V252H192ZM206 251H207V250H206ZM218 251H219V249H218ZM218 251H217V252H218ZM18 252H19V251H18ZM34 252H35V251H34ZM57 252H58V250L56 251V254H57ZM87 252H88V251H87ZM94 252H95V250H94ZM94 252H91V253H94ZM111 252H110V253H111ZM121 252H122V253L124 252V253H123V256L125 255V253H126L127 256H129V255L127 254V252L123 250V248H122V251H121ZM197 252H198V251H197ZM197 252H196V253H197ZM211 252H212V250H211ZM215 252H216V251H215ZM215 252L213 251L212 254L214 255ZM12 253H13V250H12ZM24 253H22L21 255H22V256L26 255V254H24ZM35 253H36V252H35ZM35 253H34V254H35ZM38 253H39L40 255L42 254V253H40L39 251H38L36 254H38ZM46 253H47V252H46ZM66 253H65V255H66ZM83 253H84V255H83ZM110 253H109V254H110ZM130 253H132V252H130ZM137 253H138V252H137ZM139 253H142V252L140 251ZM149 253H150V249H149ZM204 253H205V252L201 253L200 255H202V254H204ZM222 253H223V252H222ZM222 253H221V254H222ZM18 254H19V253H18ZM23 254H24V255H23ZM47 254H48V253H47ZM63 254H64V253H63ZM70 254H71V253H69V255H70ZM85 254H88V255L85 257ZM94 254H95V253H94ZM102 254H103V253H102ZM107 254H108V253H106V255H107ZM144 254H145V253H144ZM153 254H154V253H153ZM212 254H209V250H208V255L211 256L210 259L214 258V256H218L216 259H218L217 261L219 262V260L222 258V257H219V255H218L219 253H216L217 255H214V256H212ZM8 255H10V254L8 253ZM8 255H7V257H8ZM27 255H28V254H27ZM29 255H30V254H29ZM40 255H38V256H40ZM45 255H46V254L44 253V257H45ZM51 255H53V254H51ZM69 255L66 256V258L69 257ZM75 255H76V254H75ZM96 255H95V256H96ZM111 255H113V253H111ZM111 255H110V256L108 255L107 258H108V259H111V258H109V257H112ZM134 255H135V254H134ZM140 255H141V254H140ZM140 255H139V256H140ZM148 255L150 256V254H148ZM156 255H157V252H156ZM205 255H206V254H205ZM205 255H204V256H205ZM15 256H16V255H15ZM18 256H19V255H18ZM47 256H48V255H47ZM47 256H46L45 259H47ZM49 256H50V254H49ZM49 256H48V257H49ZM59 256H60V253H59L58 257H59ZM76 256H79V255H76ZM95 256H94V257H95ZM103 256H104V254L102 255V257H103ZM113 256H114V255H113ZM116 256H117V254H116ZM123 256H120V257H119V260H120V258L123 257ZM149 256H147V257H149ZM197 256H198V254H197ZM206 256H207V255H206ZM221 256H223V255H221ZM10 257H11V259L14 258V257L12 258V255H11ZM19 257H20V256H19ZM19 257H18V258H19ZM41 257H42L41 260H40V257H39V261H41L40 263H45V262H42V260H44L43 256H41ZM55 257H57V255H56ZM61 257H62V255H61ZM61 257H60V258H61ZM91 257H92V254H91ZM102 257L98 256V258H100V260H104V259H102ZM124 257H125V256H124ZM145 257H146V254H145ZM147 257H146V258H147ZM193 257H194V255H193ZM198 257H199V256H198ZM200 257H201V256H200ZM200 257H199V258H200ZM208 257H209V256H208ZM18 258H17V259H18ZM36 258H37V257H36ZM51 258H52V260L54 259L53 257H51ZM66 258H65V260H68V259H66ZM95 258H96V257H95ZM98 258H97V259H98ZM104 258H105V257H104ZM112 258H113V257H112ZM116 258H117V257H116ZM116 258H115V259H116ZM131 258H132V257H131ZM146 258H145V261H147V262L149 263V260H150V259L146 260ZM157 258H158V257H157ZM168 258H169V259H168ZM191 258H192V257H191ZM195 258H196V257H194V259H195ZM204 258H205V257H203V259H204ZM219 258H220V259H219ZM223 258H224V257H223ZM19 259H20V258H19ZM62 259H63V257H62ZM62 259H60V261H62ZM113 259H114V258H113ZM127 259H128V258H127ZM141 259H142V258H141ZM152 259H153V257H152ZM152 259H151V260H152ZM159 259H160V258H159ZM174 259H175V258H174ZM194 259L192 258V260L195 262ZM196 259H197V258H196ZM200 259H201V258H200ZM203 259H202V261H198V260H199V259H198V260H196L195 263H194V262H193V263H194V264H203V263H202V262H204ZM210 259H208V260H209V261H213L215 258L212 259V260H210ZM224 259H225V258H224ZM29 260H30V259H29ZM49 260H50V259H49ZM52 260H50V261H52ZM56 260H57V258H56ZM58 260H59V259H58ZM63 260H64V259H63ZM72 260H73V261H72ZM106 260H107V259H106ZM121 260H122V258H121ZM121 260H120V261H121ZM128 260H129V259H128ZM132 260H134V259H132ZM135 260H136V259H135ZM142 260H144V259H142ZM155 260H156V259H155ZM5 261H6V262H5ZM21 261H22V259H21ZM21 261H20V262H21ZM44 261H47V260H44ZM97 261H98V260H97ZM107 261H108V260H107ZM122 261H123V260H122ZM152 261H153V260H152ZM158 261H159V260H158ZM162 261H164V260L162 259ZM169 261H170V260H169ZM189 261L191 262V259H190ZM197 261H198V262H197ZM206 261H207V260H206ZM206 261H205V262H206ZM214 261H215V260H214ZM217 261H215V262H217ZM223 261H224V260H223ZM8 262H10V261H8ZM12 262H15V261L13 260ZM25 262H26V261L23 260L22 263H25ZM47 262H48V261H47ZM54 262H55V261H53V263H54ZM93 262H95L94 259H93ZM101 262H102V263H101ZM109 262H111V260H110ZM114 262H116V261L114 260ZM125 262H126V263H124V261H123V263L120 262V264H127L128 261L126 260ZM129 262H131V259L129 260ZM129 262H128V263H129ZM136 262H138V261L136 260ZM142 262H144V261H142ZM142 262H141V263H142ZM147 262H146V263H147ZM166 262H167V261H166ZM171 262H172V261H170V263H171ZM174 262H175V261H174ZM176 262H177V261H176ZM186 262L189 263L188 260H187ZM207 262H208V261H207ZM218 262H217L216 264H221V263H218ZM0 263L2 264V262H0ZM22 263H21V264H22ZM35 263H36V262H35ZM51 263H52V262H51ZM56 263H57V262H56ZM95 263H96V262H95ZM111 263H112V262H111ZM111 263H108V262H107V263H105V264H111ZM116 263H117V262H116ZM132 263H133V261H132ZM132 263H131V264H132ZM134 263H135V262H134ZM148 263H147V264H148ZM152 263H153V262H151L150 264H152ZM155 263H156V262H155ZM161 263H162V262H161ZM161 263H159V264H161ZM187 263H186V264H187ZM210 263L212 264V262H209L208 264H210ZM11 264H14V263H11ZM16 264H18V263L16 262ZM26 264H27V263H26ZM48 264H49V263H48ZM54 264H55V263H54ZM58 264H61V262H58ZM96 264H104V263H103V261H100V263H99V261H98V263H96ZM135 264H136V263H135ZM138 264H140V260H139ZM143 264H144V263H143ZM153 264H154V263H153ZM156 264H157V263H156ZM167 264H168V262H167ZM172 264H173V263H172ZM223 264H224V263H223Z\"/></svg>","mask_w":264,"mask_h":264}]
</instances>
